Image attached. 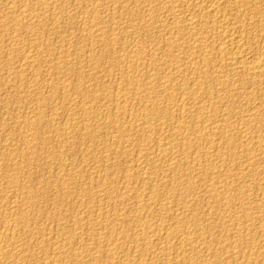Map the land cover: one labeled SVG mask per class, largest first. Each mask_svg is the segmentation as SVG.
I'll use <instances>...</instances> for the list:
<instances>
[{
  "label": "rangeland",
  "instance_id": "374dc122",
  "mask_svg": "<svg viewBox=\"0 0 264 264\" xmlns=\"http://www.w3.org/2000/svg\"><path fill=\"white\" fill-rule=\"evenodd\" d=\"M12 1L13 0H0V40H1V42H0V144H1V146L3 147V149H2V147L0 146V151L2 152H0V172L1 173H3V171H4V173H5V176L4 175H2L1 173H0V207L2 206V207H4V205H5V210L8 212H6L5 210H3L4 208H0V215H1V217H0V234H3V232H2V229H3V231H4V237H7V238H3V235H2V237L0 238V246L1 245H3L2 247H4V245H5V247H4V249H5V253L4 254H2V256L0 257V264H14V263H16V264H49L48 262H47V257L48 256H51L54 252H52L53 250H52V247H53V249H54V251L55 252H57V251H60V249H61V251L62 250H67L68 248H69V252H68V254H67V251H66V255H65V257L66 258H68V259H66L65 257H63V259L60 261L62 264L64 263V264H81L80 263V260H82L83 259V262H82V264H91V262H92V264H106V261H107V264H108V262H109V264H126V262L128 261V262H130L129 264H134L133 262L131 263V260L133 261V260H135V261H138V259H139V261H142V262H146L145 264H147L148 262V264H151V262H154V263H152V264H163V262H165V264H168V262H169V264H177V262H178V264H181V263H183V264H188L189 262H190V259H191V262H193V263H189V264H219V262L221 263V264H233L234 262V264H239L240 262V264H254V260H256L257 259V261H259L260 262V260L263 258L264 259V257H263V255H264V246H260V245H262V244H264V242H261V239H262V237L264 236V220H262L263 218H264V178H262V177H264V152H263V150H264V146H263V148H262V146H261V144L259 143V142H257V143H259V144H257L256 143V141H254V142H252L253 144H250L252 147H254V150L251 152V155L248 153V155L245 153V152H242L241 153V149H238V148H236V152H234L233 154H231V155H229V156H226L225 157V159L224 160H220V162L218 163V164H216L218 161H219V158L218 159H216V157L214 158V156L215 155H212V152H213V150H212V148H202V147H197V148H195L194 149V151H195V153H201V152H203L204 150L207 152H209V154L211 155L210 156V158H209V156H207L206 158L208 159L207 161H206V159H205V162H195L194 164L192 163V166H190V167H192L191 168V170L193 169L194 170V172H192L191 173V171L189 170V168L187 169V167H189V165L191 164V162H190V160L192 161V156H187V157H185L183 160H185V161H187V160H189V162H190V164L189 165H186V164H184V163H182L181 164V166H177V167H175L176 169H170V168H168L165 164V160H163V158H159V159H157L156 157V160H154V162L152 161V160H147V162H148V164H146V160L144 161L142 158H141V155L144 153V151H145V149H147L148 151L149 150H152V148L153 149H155V148H157V146L158 147H161L162 145L164 146V147H166V148H168V149H171V151L174 153L173 155H174V157H176V158H179V156L181 155V153L179 154V152H181V151H179L181 148H182V145H184L185 144V140H187L186 142H188V141H191L192 139H194V141H191V142H193L194 144H196L197 142H199V140H196V139H199V135L195 132V130L193 129L194 127H193V122L191 121L190 122V120L193 118V117H195L196 116V114L197 115H205V114H210L211 112H210V110H208V109H203V110H200V109H197V104H198V102H200L201 101V98L203 97V95H205L204 97H203V100L202 101H204V100H206V98L208 99L209 97L208 96H210V92L209 91H211V92H213V89H214V94L212 93L211 95H213V97H210L209 99H211V98H215V97H217L216 95L218 94V95H222V93L224 94V95H222V96H225V95H228V99H229V101H232L233 99H234V101H232V103L234 104L235 103V105H233V104H231V102L228 104V105H225V106H219L217 109H219V112H218V115L221 117V118H226L225 120H226V122H225V124L227 125V123H228V130H229V132H227V133H230V131L233 129L232 127H234V130H232V132L233 131H235V133L237 134V138H236V135H234V133H230V134H226V133H224L225 135H223L222 134V136H221V138L222 139H224V138H228V139H231V140H233L234 142H235V144L236 145H238V146H236V147H240V144H238V143H241V144H243V140H245L243 137H242V135H241V131L242 130H245V132H247V129L250 131V133H252V131L254 132L253 134H255V135H258L259 134V136H262V138H263V141H264V122H262V120L264 121V109H263V107H264V80H262V79H264V77H261V79L260 78H257L256 77V79L255 80H253V76H252V74H250V73H241V71L239 70V72L241 73V74H239V76H237L238 75V71H235V70H233L235 73L237 72V74H236V76H235V73L233 74V72L231 71V68H228V67H230V66H228L227 67V63H229V60L227 61L226 60V58L224 57H222L221 58V55L220 56H217L218 55V53H217V51L215 52V50H216V43L217 42H220V41H229V40H231L232 38H238V36H239V38H241V40L243 41L244 40V42H242L244 45L245 44H247L246 45V52L249 54L248 55V57H249V60H251V57L253 56L252 54H254L255 53V50L258 48V49H260V51H261V53H262V57H264V0H248V2H247V0H246V3H245V5L244 4H242V3H240L239 2V0H151L150 2H149V0H137L138 2H136L135 0H114L115 1V3L113 2V0H110L111 2H109V0H107V1H105V0H96V1H94V0H83V1H81V0H66L67 2H65L64 0H61V2H60V0H52V1H50V0H14V1H16V2H14V3H12ZM42 1V2H41ZM47 1H49V2H47ZM57 1V2H56ZM59 1V2H58ZM64 1V2H63ZM86 1V2H85ZM89 1H90V3H89ZM102 1V2H101ZM103 1L105 2L104 4H103ZM123 1V2H122ZM184 1V2H183ZM187 1H188V3H187ZM195 1V2H194ZM55 2V3H54ZM93 2H95L94 4H95V6H93ZM102 3V4H100V3ZM106 2H107V6L105 5L106 4ZM122 2V3H121ZM131 2H133V4L131 3ZM175 2V3H174ZM186 2V3H185ZM197 2V3H196ZM199 2V3H198ZM17 3V4H16ZM21 3V4H20ZM57 3V4H56ZM78 3V4H77ZM85 3V4H84ZM109 3V4H108ZM113 3V4H112ZM146 3V4H145ZM148 3V4H147ZM158 3V4H157ZM162 3V4H161ZM172 3V4H171ZM5 4V5H4ZM9 4V5H8ZM11 4L13 5V7H14V10H12V6H11ZM23 4V5H22ZM25 4V5H24ZM37 4H39V5H37ZM42 4V5H41ZM47 4V5H46ZM48 4H50V5H48ZM58 5L57 7L55 6L54 7V5ZM61 4V5H60ZM87 4H91L90 6L89 5H87ZM119 4V5H118ZM126 4H128V5H126ZM181 4L182 5H184L185 4V8L184 7H181ZM204 4V5H203ZM211 4V5H210ZM28 5V6H27ZM31 5V6H30ZM43 6V7H41V6ZM53 5V6H52ZM73 5V6H72ZM83 5V6H82ZM97 5H98V7H97ZM116 5V6H115ZM120 7H118V6ZM141 5H144V6H142V8H141ZM146 5V6H145ZM148 5V6H147ZM20 6V7H19ZM24 6H26V8L27 7H30V8H27V10H25L26 8L24 7ZM51 8H49V7ZM52 6V7H51ZM78 6H80V7H78ZM83 8H82V7ZM84 6H86V7H84ZM103 6V7H102ZM106 6V7H105ZM122 6V7H121ZM126 6H127V8L129 7L130 8V10H129V8L127 9L126 8ZM153 6H154V8H153ZM165 8H164V7ZM218 6V7H217ZM236 6V7H235ZM241 6V7H240ZM19 7V8H18ZM47 7V8H46ZM54 7V8H53ZM94 7V9L96 8V11L99 13L98 14V16L97 17H95V16H92L91 14H90V16H89V12H88V15H87V11H89V8H93ZM172 7V8H171ZM240 7V8H239ZM252 7V8H251ZM260 7V8H259ZM8 8V9H7ZM16 8V9H15ZM18 8V9H17ZM24 8V9H23ZM40 8V9H39ZM41 8H43V9H41ZM53 8V9H52ZM87 8V9H86ZM105 8V9H104ZM107 8H109V9H107ZM117 8V9H116ZM126 8V9H125ZM177 8V9H176ZM180 8V9H179ZM185 10H184V9ZM209 8H210V10H214V11H216V13L214 14V13H210L209 15H207L206 13L205 14H203V12H207V10H209ZM236 8H237V10H236ZM7 9V10H6ZM47 9H49V10H47ZM58 9H59V11H58ZM66 9V10H65ZM69 9V10H68ZM84 9H86V10H84ZM98 9V10H97ZM100 9V10H99ZM114 9V10H113ZM121 9V10H120ZM146 9V10H145ZM162 9V10H161ZM190 9V10H189ZM217 9V10H216ZM2 10V11H1ZM16 10V11H15ZM22 10H24L23 12H22ZM36 10V11H35ZM71 10V11H70ZM84 10V11H83ZM110 10V11H109ZM114 12H113V11ZM132 10H133V12H132ZM148 10H149V12H148ZM166 10V11H165ZM173 10V11H172ZM252 10V11H251ZM254 10V11H253ZM256 10V11H255ZM258 10V11H257ZM262 10V11H261ZM19 11V12H18ZM20 11L22 12V13H20ZM38 11V12H37ZM44 11H45V13H44ZM52 11H54V12H52ZM67 11V12H66ZM103 11V12H102ZM112 11V12H111ZM119 11V12H118ZM126 11V12H125ZM128 11V12H127ZM129 11H131V13H130V15H129ZM183 11V12H182ZM189 11V12H188ZM242 12V14H241V12ZM18 12V13H17ZM47 12V13H46ZM79 12H82L83 14H80V16L79 17H77L78 15H79ZM156 12V13H155ZM158 12V13H157ZM170 12V13H169ZM239 12H240V14L242 15V16H237V15H240L239 14ZM249 12V13H248ZM251 12V13H250ZM33 15H32V14ZM43 14V16H42V14ZM52 13H54L53 15H52ZM56 13H58V14H56ZM60 13V14H59ZM74 13V14H73ZM102 13V14H101ZM109 13V14H108ZM114 14V16L113 15H111V14ZM120 13H122V14H120ZM125 13H127V14H125ZM141 13V14H140ZM147 13H149V15L147 14ZM245 13V14H244ZM248 13V14H247ZM25 14V15H24ZM85 14V15H84ZM104 14V15H103ZM106 14V15H105ZM154 14V15H153ZM250 14V15H249ZM259 14H260V16H261V18H260V16H259ZM3 15V16H2ZM11 15V18H12V16H13V18L15 19H13V21L11 20L10 21V16ZM18 15V16H17ZM20 15H22V16H20ZM41 15V16H40ZM82 15V16H81ZM109 15V16H108ZM124 15H127V16H124ZM151 15V16H150ZM157 15V16H156ZM159 15V16H158ZM201 15V16H200ZM213 15V16H212ZM17 16V17H16ZM35 16V17H34ZM66 16H67V18H66ZM84 16V17H83ZM86 16H88L87 18H85ZM108 19H105V17ZM114 18H112V17ZM119 16V17H118ZM134 16V17H133ZM143 16V17H142ZM148 16H149V18H148ZM178 16H179V19H178ZM195 16V17H194ZM210 16V17H209ZM246 16V17H245ZM28 17V18H27ZM42 17V20L44 21L43 22V24H42V20L41 19H39V18H41ZM44 17V18H43ZM83 17V18H82ZM115 17H116V19H115ZM130 17H132V18H130ZM147 17V18H146ZM186 18V17H188V19H191L193 22H195V27H192V26H190V27H192L193 29H191V28H189V24L188 23H182V22H180L181 21V19L182 18ZM206 17V18H205ZM213 17V18H212ZM8 18H9V20H8ZM22 18H24V19H22ZM46 18V19H45ZM57 18V19H56ZM72 18V19H71ZM96 18H97V20H99V22L96 20ZM133 18H134V20H133ZM158 18V19H157ZM175 18V19H174ZM209 18V19H208ZM242 18V19H241ZM21 19V20H20ZM67 19V20H66ZM88 19V20H87ZM91 19V20H90ZM102 19H105V21H103ZM131 19V20H130ZM201 19V20H200ZM212 21H214V22H212ZM214 19V20H213ZM241 19V20H240ZM20 20V21H19ZM28 20H29V22H28ZM31 20H33L34 22H31ZM47 20V21H46ZM54 20V21H53ZM73 20V21H72ZM81 20V21H80ZM86 20H87V22H86ZM107 20V21H106ZM113 20V21H112ZM115 20H116V22H115ZM156 20V21H155ZM158 20V21H157ZM173 20V21H172ZM221 20V21H220ZM8 21H10V22H8ZM26 21V22H25ZM77 21V22H76ZM5 22H6V24H5ZM10 23V25L11 26H8L7 27V25H8V23ZM25 22V23H24ZM29 24H28V23ZM47 22V23H46ZM52 22V23H51ZM81 22H83L82 24H81ZM93 23V24H96V27H94L93 29H91V30H88V28H87V26L90 24V23ZM102 22H103V24H102ZM114 22V24H112ZM117 22H119V23H117ZM122 22V23H121ZM123 22H125V23H123ZM126 22H128V23H126ZM151 22V23H150ZM161 22H163V23H161ZM168 22H170V24L172 25V27L175 29V26L176 27H178V28H176L177 29V31H176V29L174 30L172 27H171V25H169V23L167 24ZM173 22V23H172ZM198 22V23H197ZM222 22V23H221ZM258 22V23H257ZM12 23V24H11ZM17 23V24H16ZM25 25H24V24ZM40 23H41V25H40ZM55 23V24H54ZM121 23V24H120ZM166 23V24H165ZM203 23V24H202ZM209 23V24H208ZM14 24H16L17 25V28H16V26L14 25ZM29 26H28V25ZM32 24V25H31ZM54 26H56V27H53V25ZM65 24V25H64ZM86 24H88V25H86ZM110 24H112V26H114V27H112ZM118 24H119V26H118ZM127 24V25H126ZM139 24V25H138ZM143 24V25H142ZM174 24V25H173ZM181 26H180V25ZM182 24H183V28L181 29V31L179 32V29L182 27ZM207 26H209L208 28L209 29H207V27H206V25ZM215 24H216V26H217V28H215L216 26H215ZM218 24H223L222 26H224L225 27V29H227L225 32H222V31H220L221 30V28H218L219 26H218ZM225 24V25H224ZM249 24V25H248ZM251 24V25H250ZM3 25H4V27H3ZM5 25H6V27H5ZM51 25V26H50ZM58 25V26H57ZM69 25V26H68ZM121 25V26H120ZM148 25V26H147ZM163 25V26H162ZM178 25V26H177ZM198 25V26H197ZM199 25H200V28H198L199 27ZM240 25V26H239ZM246 25V26H245ZM260 25V26H259ZM28 26V27H27ZM49 26V27H48ZM61 26V27H60ZM97 26L99 27V28H97ZM101 26H103V27H101ZM107 26H109V27H107ZM129 27V29H128V27ZM144 27V29L142 28V27ZM167 26L169 27V28H167ZM188 26V27H187ZM205 26V27H204ZM235 26V27H234ZM12 27L13 28H15V30L14 29H12ZM22 27V28H21ZM24 27H27L28 29L27 30H25V29H23ZM53 27V28H52ZM117 27H118V29H117ZM120 27V28H119ZM150 27V28H149ZM166 27V28H165ZM170 27L172 28V30H170ZM227 27V28H226ZM29 28H31V30L29 29ZM79 28V29H78ZM86 28V29H85ZM111 30H110V29ZM124 28H126V30L124 29ZM161 28H165V30H161ZM189 28V29H188ZM195 28H197V29H195ZM205 28V29H204ZM243 28V29H242ZM248 30H247V29ZM253 28V29H252ZM5 29V30H4ZM10 29H12L11 31H10ZM17 29H19V30H17ZM98 29V30H97ZM108 29V30H107ZM114 30V32H113V30ZM120 29V30H119ZM123 29V30H122ZM135 29V30H134ZM149 29V30H148ZM199 29H201V30H199ZM211 29V31L209 32V30ZM238 29V30H237ZM240 29H241V31H240ZM21 30H23V31H21ZM29 30V31H28ZM39 30V31H38ZM59 30V31H58ZM93 30V31H92ZM103 30V31H102ZM123 32H122V31ZM143 30L145 31V32H143ZM169 30V31H168ZM193 30H194V33H196L195 31L197 30V32H201V34L204 36H202V38H198L197 36H195V34L194 33H192L193 32ZM206 30V31H205ZM231 30H233V31H231ZM244 30V31H243ZM5 31H8V32H5ZM10 31V32H9ZM19 31H20V35L18 34L19 33ZM24 31H26V32H24ZM33 31H34V33H33ZM43 31V32H42ZM96 31L98 32V33H96ZM115 31H117V32H115ZM137 31V32H136ZM191 31V32H190ZM237 31V32H236ZM244 33H243V32ZM249 31V32H248ZM15 32H16V35H15ZM18 32V33H17ZM24 32V33H23ZM111 32H113V33H115V34H113V33H111ZM122 32V33H121ZM130 32V33H129ZM132 32V33H131ZM133 32L135 33V34H133ZM160 32V33H159ZM175 32L177 33L176 35H175ZM205 32V33H204ZM206 32H208L207 33V35H206ZM227 32H229V33H227ZM245 32H247V33H245ZM252 32V33H251ZM7 35H6V34ZM103 33V34H102ZM126 33V34H125ZM143 33V34H142ZM221 33V34H220ZM226 33V35L228 36V39H227V36L226 35H224ZM236 35H235V34ZM241 33H242V35H241ZM9 34V35H8ZM11 34V35H10ZM83 34V35H82ZM113 34V35H112ZM119 34V35H118ZM130 34V35H129ZM167 34L169 35L168 37H167ZM183 34V36H181ZM193 34V35H192ZM226 37H224L223 35ZM244 34H246V37H245V35ZM18 35V36H17ZM24 35V36H23ZM35 37H34V36ZM39 35V36H38ZM97 35H99V36H97ZM101 35H102V37H101ZM106 35L108 36L109 35V38L108 37H106ZM118 35V36H117ZM122 35V36H121ZM133 35V37H134V39L131 37ZM151 35V36H150ZM166 35V36H165ZM173 35V36H172ZM187 35V36H186ZM193 37H192V36ZM232 35V36H231ZM235 37H234V36ZM6 36H8V37H6ZM14 36V37H13ZM17 36V37H16ZM57 36V37H56ZM62 36H63V38H62ZM80 36V37H79ZM111 36H113L112 38H110ZM148 36V37H147ZM174 38H172V37ZM206 36L209 38V41H208V38H206ZM217 36V37H216ZM220 36V37H219ZM222 36L224 37V39L222 38ZM241 36V37H240ZM250 36V37H249ZM13 37V38H12ZM24 37V38H23ZM34 37V38H33ZM37 37V38H36ZM39 37H40V39H39ZM44 37V38H43ZM100 37H101V39H100ZM167 37V38H166ZM182 37V38H181ZM232 37V38H231ZM14 40V42H13V40ZM16 38V39H15ZM21 39L20 40V42H19V40L18 39ZM58 38V39H57ZM61 38V39H60ZM102 38H105V39H102ZM125 38V39H124ZM179 38H181L180 40H179ZM196 38V39H195ZM206 38V40H204ZM220 38H222V40L220 39ZM229 38H231V39H229ZM251 38V39H250ZM252 38H253V40H252ZM36 39H38L37 41H36ZM41 39H42V41H41ZM51 39V40H50ZM84 39V40H83ZM119 39V40H118ZM137 39V40H136ZM153 41H152V40ZM161 39V40H160ZM165 39H166V41H165ZM168 39H169V41H171V42H169L168 41ZM185 39V41H183ZM197 39H201V40H197ZM203 39V40H202ZM213 40L212 42H210V40ZM216 41H215V40ZM250 39V40H249ZM10 40H12L11 42H10ZM24 40V41H23ZM43 40H45V43H44V41ZM116 40V41H115ZM124 41V43L122 42V41ZM129 42H128V41ZM133 40H135V42L133 41ZM151 40V41H150ZM159 40V41H158ZM179 42H178V41ZM193 40V41H192ZM219 40V41H218ZM246 40V41H245ZM23 41V42H22ZM27 41V42H26ZM40 41H41V44H40ZM56 41H57V44H56ZM67 41V42H66ZM76 41V42H75ZM81 41V42H80ZM99 41V42H98ZM104 41H105V43H104ZM106 41H107V43H106ZM110 41V42H109ZM119 41H121L120 43H119ZM139 41V42H138ZM176 41V42H175ZM188 41V42H187ZM191 41V42H190ZM203 41H205V42H203ZM15 43V44H13V43ZM25 42V43H24ZM36 42V43H35ZM50 42V43H49ZM113 42L115 43V44H113ZM134 44H133V43ZM158 42V43H157ZM164 42V43H163ZM165 42H167V46L165 45ZM181 42V43H180ZM188 43V44H186V43ZM215 42V43H214ZM257 42V43H256ZM33 43V44H32ZM80 43V44H79ZM122 43H123V45H122ZM138 43V44H137ZM140 43H141V45H140ZM169 43V44H168ZM171 43V44H170ZM182 43H184V44H182ZM206 43V44H205ZM208 43V44H207ZM252 43V44H251ZM19 44V45H18ZM29 44V45H28ZM69 46H68V45ZM119 44V45H118ZM145 44H146V46H145ZM191 44V45H190ZM192 44H194V45H192ZM198 45L199 46V48L201 47V46H203V48H200L199 50H200V52H201V54L202 53H204V54H202L203 56L205 55V58H207V61L209 60V63H208V65L207 66H205V67H201V70H200V67H192L193 65H190L189 64V67L187 68V66H188V64L187 63H185L186 61H187V59H190V58H195V57H200L201 56V54H200V52H199V50H198V47H196L195 49H194V47H195V45ZM201 44H204V45H201ZM259 44V45H258ZM11 45V46H10ZM23 47H22V46ZM28 45V46H27ZM35 45V46H34ZM39 45V46H38ZM47 45V46H46ZM76 45V46H75ZM87 45V46H86ZM113 45H115V51H114V46ZM129 45V46H128ZM132 45V46H131ZM171 45H173L174 46V48H173V46H171ZM178 45V46H177ZM185 45H186V47H185ZM196 45V46H197ZM207 45H213V46H210L209 48L211 49L212 47H215V48H212V50H210L209 51V48H207L208 46ZM10 46V47H9ZM13 46H15L16 47V49H14L13 48ZM25 46V47H24ZM55 46V47H54ZM81 46V47H80ZM123 46V47H122ZM135 46H137V47H141V49L143 48V50H142V52L140 53V55L143 53L144 54V52H145V54L143 55H137L136 56V62H138L137 64H136V66L134 65H128V56L127 55H129V54H131V50H133L134 48H136ZM154 46V47H153ZM170 46V47H169ZM179 46H180V48H179ZM183 47V50L185 49V51H186V49L188 50L187 52H185V54H184V51L182 50V47ZM191 47V49L193 50H196V51H190V47ZM205 46V47H204ZM259 46H260V48H259ZM17 47H21L20 49H18ZM43 47V48H42ZM53 47V48H52ZM79 47V48H78ZM119 47V48H118ZM126 48V50H125V48ZM128 47V48H127ZM145 47V48H144ZM148 47V48H147ZM156 47V50L154 49ZM256 47V48H255ZM5 48V49H4ZM8 48V49H7ZM11 48H13V50L11 49ZM29 48H30V50H29ZM63 48V49H62ZM67 48V49H66ZM75 50H74V49ZM158 48H159V50H158ZM169 48V50H167ZM176 48V49H175ZM178 48V49H177ZM189 48V49H188ZM206 48V49H205ZM248 48H249V51L251 50V49H254L253 50V52H248ZM18 49V50H17ZM44 49V50H43ZM76 49H78V50H76ZM90 49V50H89ZM147 49H149V50H147ZM153 49V50H152ZM166 49V50H165ZM171 49H173V50H171ZM205 49V50H204ZM208 49V51L209 52H211L212 53V55L209 53V52H207L206 50ZM261 49H263V51L261 50ZM29 50V51H28ZM74 50V51H73ZM197 50H198V53H199V55H198V53H196L197 52ZM57 51H59V52H57ZM62 51V52H61ZM94 51V52H93ZM118 51V52H117ZM120 51V52H119ZM147 51V52H146ZM149 51H151V52H149ZM156 51V52H155ZM165 53H164V52ZM176 51V52H175ZM204 51H206L207 52V54H205L206 52H204ZM9 54H8V53ZM29 52H31V54L29 53ZM49 52V53H48ZM75 52V53H74ZM123 52V53H122ZM170 52L173 54H170ZM178 52V53H177ZM182 52V53H181ZM10 53H12V55L10 54ZM23 53H27L26 55L25 54H23ZM38 53V55L36 56V54ZM68 53V54H67ZM127 53V54H126ZM151 53V54H150ZM155 53V54H154ZM190 53V54H189ZM193 53H195V55L193 54ZM216 55L215 57H214V54ZM252 53V54H251ZM18 54V55H17ZM28 54H30L31 56H33L34 57V59L33 60H30V59H28L27 57H28ZM44 54V55H43ZM59 54V55H58ZM80 54V55H79ZM90 54V55H89ZM110 54V55H109ZM126 54V55H125ZM182 54V55H181ZM211 55V57H213V58H211L210 59V56L208 57V55ZM10 55V56H9ZM17 55V56H16ZM29 55V56H30ZM35 55V56H34ZM43 55V56H42ZM47 55H48V57H47ZM54 55H57V56H54ZM68 55H69V59H68ZM99 55V56H98ZM146 55H148L147 57H146ZM175 55H177V56H175ZM185 55V56H184ZM189 55V56H188ZM251 55V56H250ZM22 56V57H21ZM40 56V57H39ZM49 56H50V58H49ZM55 58H54V57ZM61 56H63V57H61ZM126 58H125V57ZM153 58H152V57ZM168 56V57H167ZM170 56H172V57H170ZM190 56H193V57H190ZM11 57V58H10ZM37 57V58H36ZM59 57H60V59H59ZM119 57L121 58V59H119ZM145 57V58H144ZM149 57V58H148ZM154 57H156V58H154ZM171 59H170V58ZM181 57V58H180ZM183 57V58H182ZM186 57V58H185ZM190 57V58H189ZM220 57V58H219ZM9 58V59H8ZM26 58V59H25ZM36 58V59H35ZM39 58H41V59H39ZM45 58V60L44 61H46V62H44L43 61V59ZM49 58V59H48ZM59 59L61 62L63 61L65 64L63 65V63H61L60 61L58 62V60L57 61H55L54 62V64H53V62H49V60H54V59ZM66 58V59H65ZM89 58V59H88ZM106 58V59H105ZM143 58H144V60H143ZM174 58H176V59H174ZM178 58V59H177ZM181 60H180V59ZM185 58V59H184ZM18 59V60H17ZM21 59H22V61H21ZM95 61H94V60ZM168 59H169V61H168ZM172 59H173V62H172ZM213 59H215V60H213ZM225 60V61H223L222 62V60ZM15 60H17V61H15ZM31 61V63L29 64L28 63V61ZM36 62H35V61ZM71 60V61H70ZM75 61V62H73V61ZM115 60H116V62H118V60H119V62H118V65H119V67L121 66V69L117 66V63L115 64L114 62H115ZM127 62H125V61ZM148 60H150V61H148ZM175 60H178L177 61V63H176V61ZM184 61V63H183V61ZM212 60V61H211ZM217 60V61H216ZM5 61V62H4ZM7 61V62H6ZM12 61H15V62H12ZM66 61V62H65ZM68 61V62H67ZM87 61V62H86ZM115 64H113L112 62ZM120 61H121V63H120ZM146 61H147V63H146ZM151 61H153V62H151ZM168 61V62H167ZM179 61H180V67L178 66L179 64ZM210 61L213 63H210ZM227 61V62H226ZM2 62H4V63H2ZM18 62H19V64H18ZM22 62H24V63H26L27 62V64H21L20 65V63H22ZM37 62H40L39 64L37 63ZM50 63V64H48V63ZM71 62V63H70ZM94 62V63H93ZM140 62V63H139ZM148 62H149V64H150V66H147L148 65ZM182 62V63H181ZM217 63V66H216V63ZM220 62H222V63H220ZM7 63H9V66H8V64ZM12 63V64H11ZM73 63H75V64H73ZM100 63V64H99ZM111 63V64H110ZM142 63V64H141ZM153 63H155V64H153ZM162 63H163V65H162ZM173 63V64H172ZM219 63H220V65H219ZM225 65H224V64ZM7 64V65H6ZM17 64V65H16ZM48 64V65H47ZM69 66H68V65ZM79 64H81V66H83L82 68L80 67V65ZM87 66H86V65ZM99 65V66H97V65ZM112 64H113V66H112ZM121 64V65H120ZM123 64H126V65H124V67L126 68V71H125V68L123 67ZM144 64V65H143ZM159 64V65H158ZM178 64V65H177ZM184 64V65H183ZM185 64H186V66H185ZM212 64V66H209V65H211ZM15 65V66H14ZM22 66L21 68H20V66ZM29 65V67H27ZM32 65V66H31ZM40 65V67H38ZM53 65V66H52ZM58 65H60V66H58ZM67 65V66H66ZM77 65H79V67L77 66ZM109 65V66H108ZM129 66V69H128V66ZM145 65L147 66V68L145 67ZM151 65H155L153 68L151 67ZM174 65L176 66V67H174ZM215 65V66H214ZM7 66V67H6ZM11 66V67H10ZM18 66V67H17ZM50 68H49V67ZM57 66V67H56ZM63 68H62V67ZM65 66V67H64ZM77 69V70H75V68ZM102 66V67H101ZM106 66V67H105ZM132 66H133V68H132ZM141 66V67H140ZM182 66V67H181ZM225 67V68H222V67ZM3 68V70H2V68ZM9 67V68H8ZM15 67V68H14ZM34 67V68H33ZM36 67V68H35ZM56 67V68H55ZM67 67L69 68L68 70H67ZM116 67V68H115ZM142 67L144 68L143 70H140V69H142ZM150 69H149V68ZM163 67V68H162ZM173 67H174V72H179V71H181L179 74H186L187 76H192V74L194 73L193 71H195L196 69H198V70H196L195 71V74H193V76L194 75H200L201 74V76L200 77H198L199 79V81H200V84H204V82H206L204 85H201L200 86V88H199V85L197 84V83H191V81L190 82H188L189 80H181L180 78H171V77H167V76H165L164 74H162L163 73V71L162 70H172L173 71ZM180 69H179V68ZM193 69H192V68ZM207 67H210L209 69L207 68ZM214 68L213 70H212V68ZM217 67H219V68H221V69H219V70H217L218 68ZM26 68V69H25ZM57 68H60V69H57ZM71 68V69H70ZM74 68V69H73ZM79 68L81 69V70H79ZM109 68H112V69H109ZM115 68V69H114ZM156 68V69H155ZM159 70H158V69ZM170 68V69H169ZM172 68V69H171ZM185 70H184V69ZM189 70L190 69V71H188L187 69ZM215 68H216V70H215ZM234 68H236V67H234ZM233 68V69H234ZM5 69V70H4ZM15 71H14V70ZM31 69V70H30ZM37 71V72H35V70ZM38 69V70H37ZM49 69V70H48ZM124 69V70H123ZM135 69H137V70H135ZM225 71H224V70ZM226 69H227V71L228 72H226ZM9 72H8V71ZM18 70V71H17ZM21 70V71H20ZM22 70L24 71V72H22ZM34 70V71H33ZM53 70H54V72H53ZM65 70H66V72H65ZM110 70H112V71H110ZM117 70H118V72H117ZM120 70V71H119ZM123 70V71H122ZM131 70L134 72V73H132L131 72ZM147 70H149L148 72H147ZM154 70V71H153ZM176 70V71H175ZM187 70V71H186ZM221 70V71H220ZM39 71V72H38ZM46 71V72H45ZM59 71V72H58ZM78 71V72H77ZM89 71V72H88ZM108 73H107V72ZM115 71V72H114ZM122 71V72H121ZM138 71V72H137ZM158 71V72H157ZM162 71V72H161ZM198 71H201V72H198ZM203 71H204V73H203ZM208 71H210V73L208 72ZM212 71V72H211ZM14 72V73H13ZM17 72V73H16ZM31 72V73H30ZM34 72V73H33ZM57 72V73H56ZM63 72H64V78H63ZM74 72H75V74H74ZM100 72H102V73H100ZM123 72L125 73V74H123ZM132 74H131V73ZM135 72H137V75H138V77H139V79H138V77H137V75H136V79H138V81H137V83H139L138 85H140V78H142V80H141V86L140 87H138L136 84H134V81H133V79H135V78H133V74H135ZM142 72V73H141ZM144 72V73H143ZM151 72H152V74H151ZM177 72V73H178ZM185 72V73H184ZM187 72H189V73H187ZM206 72L209 74H206ZM216 74H215V73ZM222 72V73H221ZM12 73V74H11ZM21 73H22V76H21ZM43 73V74H42ZM47 73V75H45ZM79 75H78V74ZM116 73H117V75H116ZM122 73V74H121ZM127 73V74H126ZM151 74V76H150V74ZM155 73L157 74V75H155ZM160 75H159V74ZM196 73H198V74H196ZM213 73V74H212ZM228 74L227 76L226 75H224V74ZM16 74H19V75H16ZM55 74H56V77H55ZM59 74H62V75H59ZM81 74V75H80ZM96 74V75H95ZM107 74V75H106ZM114 74V75H113ZM119 74V75H118ZM139 74H141V75H139ZM154 74V75H153ZM205 74V75H204ZM212 74V75H211ZM233 76V77H229V76H231V75ZM248 74H250V75H248ZM12 75L14 76V77H12ZM32 77H31V76ZM57 75H59V76H57ZM69 75V76H68ZM79 77V80H78V77ZM100 75V76H99ZM121 75V76H120ZM127 75H128V77H127ZM153 75V76H152ZM163 75V76H162ZM207 75V79H205L204 78V76H206ZM242 75H243V77H242ZM244 75H245V77H244ZM248 75V76H247ZM11 76V77H10ZM34 76V77H33ZM49 76V77H48ZM103 76V77H102ZM116 76V77H115ZM127 78H126V77ZM157 76V77H156ZM160 78H159V77ZM165 76V77H164ZM225 76V77H224ZM28 77V78H27ZM30 77H31V79H30ZM36 77H37V79H38V81H39V83H38V81L37 80H35L36 79ZM39 77V78H38ZM45 77V78H44ZM46 77H48V78H46ZM52 79H51V78ZM68 77V78H67ZM100 77V78H99ZM153 77H155L156 79H157V81H156V79H154V80H152V78ZM202 77V78H201ZM208 77H210L209 79H208ZM221 77V78H220ZM224 77V78H223ZM226 77H227V79H226ZM237 77V78H236ZM250 77V78H249ZM19 78V79H18ZM54 78H56V79H54ZM63 78V79H62ZM73 78H75V79H73ZM98 78H99V81H101L102 82V84H100L99 85V83H101V82H99L98 81ZM102 78V79H101ZM108 78V79H107ZM123 78V79H122ZM126 78V79H125ZM149 78H151L150 80H149ZM164 79V81H166V82H164L163 81V79ZM168 78V79H167ZM212 78H214V79H212ZM219 78V79H218ZM234 78H235V81H234ZM240 78V79H239ZM243 78V79H242ZM255 78V77H254ZM18 79V80H17ZM40 79V80H39ZM51 79V80H50ZM54 79V80H53ZM60 79V80H59ZM101 79V80H100ZM121 79V80H120ZM158 79H160V80H158ZM170 79H172V80H170ZM175 79V80H174ZM201 79V80H200ZM204 79V80H203ZM222 79V80H221ZM233 79V80H232ZM239 80V82H241V83H239L237 80ZM245 79H247V80H245ZM251 79V80H250ZM259 80V81H256V80ZM4 80V81H3ZM21 80V81H20ZM27 80V81H26ZM30 80V81H29ZM44 80H46V83H45V81ZM56 80H57V82H56ZM63 80V81H62ZM94 80H95V85H94ZM126 80H127V82L128 83H126ZM144 80V81H143ZM146 80V81H145ZM149 80V81H148ZM152 80V81H151ZM176 82H174V81ZM182 81V83L180 82V81ZM210 80V81H209ZM214 80H216V81H214ZM231 82H230V81ZM242 80V81H241ZM253 80V81H252ZM34 81V82H33ZM42 81H44V82H42ZM78 81H79V83H78ZM92 81V82H91ZM96 81H98L99 83H97ZM119 81V82H118ZM123 81V82H122ZM130 81H131V84H130ZM143 81V82H142ZM171 81V83H173V84H170L169 82ZM173 81V82H172ZM184 81V82H183ZM188 82V84L189 85H187V82ZM220 81V82H219ZM223 81V82H222ZM227 81H229V83L227 82ZM250 83H249V82ZM3 82V83H2ZM7 82V83H6ZM28 82V83H27ZM31 82H33V84L34 85H36V87L33 85V84H31ZM56 82V83H55ZM62 82V83H61ZM84 82V83H83ZM103 82H104V85H103ZM115 82V83H114ZM116 82H117V84H116ZM122 82V83H121ZM125 82V83H124ZM147 82V83H146ZM159 82H160V84H161V86H158L157 84H159ZM166 83L167 85H166V87L164 86V84L163 83ZM180 82V83H179ZM186 82V84H184ZM227 82V83H226ZM244 84H243V83ZM254 82H256V83H254ZM261 84H260V83ZM52 83V84H51ZM81 83V84H80ZM92 83V84H91ZM124 83V84H123ZM154 83H157V84H155L154 86L152 85V84H154ZM168 83H169V85H168ZM199 83V82H198ZM235 83H237V84H235ZM29 84V85H28ZM43 84H45V85H43ZM49 84V85H48ZM59 84V85H58ZM63 84H67V85H64L63 86ZM76 86H75V85ZM84 84V85H83ZM86 84H87V86H88V88H90L91 86L90 85H92V87L90 88V90L89 89H87V86H86ZM115 84H116V86H115ZM118 84L120 85V86H118ZM146 84V87L144 86ZM150 84V85H149ZM163 84V85H162ZM177 85V86H175V85ZM179 84V85H178ZM182 84V85H181ZM183 84H184V86L187 88V89H189V91H191L190 89H192V88H194V89H192V91H191V96L189 95V97L186 95L185 96V94L183 95V91L185 90H183ZM192 84H194V85H192ZM198 86V88L200 89H198L197 88V86ZM209 84H211V86H209ZM217 84H219V85H217ZM228 84H229V86H228ZM231 84H233V86H231ZM243 84V85H242ZM250 84V85H249ZM253 84V85H252ZM30 86V88H28V86ZM56 85V86H55ZM61 85V86H60ZM74 85V86H73ZM81 86L80 88L78 87V86ZM83 85V86H82ZM103 85V86H102ZM105 85H107V86H105ZM112 85V86H111ZM151 85H152V87H153V89H152V87H151ZM157 85V87H155ZM171 85V86H170ZM182 87H181V86ZM191 85V86H190ZM221 85H224L225 86V88H224V86H223V88L221 87ZM227 85V86H226ZM235 85H237V86H235ZM238 85H239V87H238ZM10 86V87H9ZM39 86H41V87H39ZM46 86V87H45ZM51 88H50V87ZM57 86H58V89H57ZM111 88H110V87ZM125 86V87H124ZM129 87V88H132L133 89V91L135 92L136 90H139V88H141L140 90H145V91H149L150 90V87H151V90H154V88H158L157 89V94L154 96L155 98H153V102L152 101H148V100H146V99H143V98H131L130 100H129V102H128V105H124V103L122 102V101H120V100H122L123 99V97L121 96V98H120V100L118 99V97H119V95H120V91H121V89H122V91H123V93H125L126 95H129V93L128 92H130V95H131V93L133 94L134 92L132 91V89H129V88H127V90H126V87ZM134 88H133V87ZM142 86H144V87H142ZM163 86V87H162ZM169 86V87H168ZM174 86H175V88H174ZM196 88H195V87ZM202 86H204V87H206V88H203ZM249 86V87H248ZM253 87V89H252V87ZM35 87V88H34ZM47 87H49V88H47ZM53 87V88H52ZM63 87V88H62ZM73 87H75V89H72ZM86 87V88H85ZM94 87H95V89H94ZM97 87V88H96ZM99 87V88H98ZM102 87V88H101ZM105 87H107V88H105ZM117 88V90H115L114 88ZM159 87H162V89H164L165 88V92H163L161 89H159ZM184 87V88H185ZM189 87V88H188ZM211 89H210V88ZM227 87H229V88H227ZM233 87V88H232ZM257 87V88H256ZM26 88V89H25ZM37 88V89H36ZM39 88V89H38ZM42 88H44V89H42ZM55 88V89H54ZM60 88H62V89H60ZM69 90V91H67V89ZM77 88H78V90H77ZM83 88V89H82ZM109 88V89H108ZM145 88V89H144ZM148 88H149V90H148ZM182 90V93L181 94H179L180 92H181V90ZM202 88H203V90H202ZM215 88H216V90H215ZM220 88V89H219ZM222 88V89H221ZM231 88V89H230ZM238 88V89H237ZM262 88V89H261ZM28 89H29V91H32L33 89H34V91H32L33 93H29V91H28ZM47 89V90H46ZM81 89V90H80ZM94 91H93V90ZM105 89H108V90H106L105 91ZM113 89V90H112ZM119 89V90H118ZM125 89V90H124ZM130 91H129V90ZM136 89V90H135ZM171 89H172V91H171ZM197 89V90H196ZM206 89H207V91H206ZM218 89H219V91H218ZM243 89V90H242ZM37 90V91H36ZM52 90H54V91H52ZM55 90H57V91H55ZM65 91L66 92V94H65V92H62V91ZM70 90H73V91H70ZM83 90V91H82ZM88 90V91H87ZM93 92H92V91ZM97 90V91H96ZM99 90H102V91H99ZM112 90V91H111ZM139 90V91H140ZM169 90V91H168ZM177 90V91H176ZM178 90H180V92L178 91ZM200 92H199V91ZM209 90V91H208ZM233 91V94H232V92L231 91ZM238 90H239V92H238ZM249 91V93H248V95L246 94L247 93V91ZM253 90V91H252ZM255 90H258V91H255ZM263 90V91H262ZM80 91H82V92H80ZM85 91V92H84ZM87 91V92H86ZM97 92V94L96 93H94V92ZM108 91V92H107ZM117 91V93H115ZM121 91V92H122ZM156 91V90H155ZM160 91V92H159ZM194 91V92H193ZM198 91V92H197ZM201 91L203 92V94L201 93ZM218 91V92H217ZM230 91V93L232 94H228V92ZM255 91V92H254ZM35 92H38V93H36V94H38V95H36L35 94ZM51 94H50V93ZM71 92V93H70ZM90 92H92V93H90ZM100 92H102V93H100ZM105 92V93H104ZM110 93L109 95H107V93ZM166 92H167V95H166ZM174 92V93H173ZM176 92V93H175ZM208 92V93H207ZM215 92H217V93H215ZM221 92V93H220ZM227 92V93H226ZM243 92V93H242ZM245 92V93H244ZM254 92V93H253ZM63 93H64V95H63ZM81 95H80V94ZM84 93V94H83ZM87 93V94H86ZM89 93V94H88ZM93 93H94V95H93ZM117 96H115L114 94ZM159 93V94H158ZM199 93V94H198ZM210 93V94H209ZM220 93V94H219ZM234 93H236V94H234ZM244 94V95H242V94ZM34 94V95H33ZM68 94V95H67ZM79 94V95H78ZM104 94V95H103ZM112 94V95H111ZM161 94V95H160ZM169 94H171V96H174V97H169ZM173 94V95H172ZM177 94H179V95H177ZM207 94H208V96H207ZM241 95V96H239V95ZM251 94V95H250ZM260 94V95H259ZM48 95V96H47ZM56 95V96H55ZM58 95V96H57ZM64 96V98H63V96ZM66 95V96H65ZM76 95H77V97H76ZM83 95V96H82ZM107 97H106V96ZM158 95V96H157ZM163 95H165L164 97L166 98H171L170 99V102H169V100L167 99H165L164 97H163ZM183 95V96H182ZM193 95H195V96H193ZM247 95V96H246ZM255 95H257V99L255 98V97H253V96H255ZM261 95H263V96H261ZM38 96H40L39 98H38ZM42 96V97H41ZM46 98H45V97ZM86 98H85V97ZM92 96H93V98H92ZM96 96V97H95ZM109 96L111 97L110 99L112 100H108L109 99ZM175 96H178L177 97V99L175 98ZM182 97V99H181V97ZM200 96V97H199ZM215 96V97H214ZM235 96V97H234ZM239 98H237V97ZM259 96H261V97H259ZM32 97H33V100H32ZM36 97V98H35ZM48 97V98H47ZM62 97V98H61ZM80 97H82V99L80 98ZM98 97V98H97ZM103 97V98H102ZM114 97H115V101H114ZM188 97V98H187ZM227 97V96H226ZM240 97L243 99V102L241 101V99H240ZM245 97L247 98V100L248 101H246V99H245ZM248 97H250V98H248ZM259 97V98H258ZM12 98V99H11ZM75 98H77V100H75ZM92 98V99H91ZM95 98V99H94ZM96 98H97V100H96ZM102 98V99H101ZM104 98H106L107 100H103ZM158 98V100H156ZM173 98V99H172ZM185 98V99H184ZM187 98V99H186ZM233 98V99H232ZM254 98V99H253ZM36 99V100H35ZM40 99V100H39ZM44 99V100H43ZM48 99V100H47ZM55 99V100H54ZM70 99V100H69ZM80 99V100H79ZM83 99H84V101H83ZM91 99V100H90ZM101 101H100V100ZM136 99H137V101H136ZM154 99H155V101H154ZM161 99H163V100H161ZM164 99H165V101H166V103L165 102H163L164 101ZM189 99H190V101H189ZM200 99V100H199ZM245 99V100H244ZM261 99H263L262 100V102H261ZM19 100V101H18ZM58 100V101H57ZM62 100V101H61ZM64 100V101H63ZM144 100H145V102H144ZM176 100H177V102H176ZM185 100H187L186 102H185ZM194 100L196 101V102H194ZM240 100V101H239ZM252 100V101H251ZM30 101H31V104H30ZM49 101H50V103H49ZM54 101V102H53ZM61 101V102H60ZM66 101V102H65ZM68 101V102H67ZM70 101V102H69ZM72 101V102H71ZM74 101H75V103H79V105H78V103L76 104L77 106H74L75 105V103H74ZM77 101V102H76ZM82 101V102H81ZM90 101V102H89ZM96 101V103H94ZM98 101H100V102H98ZM107 101H108V103H107ZM133 101V102H132ZM136 101V102H135ZM138 101H140V102H138ZM144 103H143V102ZM147 101V102H146ZM158 101H160V102H158ZM175 102L176 104H180V102L182 103V104H185V105H187L188 107L190 106V109H191V112L189 113V115H187V116H185V117H182V118H174V111L172 110V108L169 110V106H168V104H170L171 102ZM179 101V102H178ZM235 101H237L238 103H237V105H239V106H237L236 105V102ZM245 101V102H244ZM260 103H259V102ZM14 102V103H13ZM33 102V103H32ZM62 102H63V104H62ZM119 102V103H118ZM122 102V103H121ZM156 102V103H155ZM249 102V103H248ZM254 102V103H253ZM257 104H256V103ZM35 103V104H34ZM40 103V104H39ZM41 103H43L44 105H42ZM58 103V104H57ZM65 103V104H64ZM69 103V104H68ZM83 103V104H82ZM87 103H90V104H87ZM92 103V104H91ZM103 103H105V104H103ZM107 103V104H106ZM115 103H116V105H117V107H116V105H115ZM130 103H135V104H130ZM138 104V106H137V104ZM150 103H152V104H150ZM158 103V105H156ZM168 103V104H167ZM245 105H243V104ZM251 103V105H248V104H250ZM38 104V106H36ZM70 104H71V106H70ZM73 104V105H72ZM95 104H96V106H95ZM102 104H103V107H101L102 106ZM108 104H109V106L111 107V109H110V107L108 106ZM112 104H114V105H112ZM139 104H140V106H139ZM144 104V105H143ZM150 104V105H149ZM192 104H193V107H192ZM4 105V106H3ZM55 105H56V107H55ZM64 105V106H63ZM67 105V106H66ZM87 105H92L93 107H95V109H97V110H95L94 111V113H93V111H89V112H87L88 114V118H86L87 117V115L85 116V112H82L83 110L81 109V113H80V111H78V110H80L79 108H81V107H83V106H87ZM101 105V106H100ZM106 105V106H105ZM126 106V108L128 109L130 106H131V108H133V109H131L130 108V110H137V111H139L140 112V110H142V108L144 109V107H145V105L146 106H148V108H150L149 109V114L147 115V116H149V117H147V116H142L141 114H139L137 117H135V119H134V117H129L128 118V114H124L123 115V110H122V108L120 107V106ZM160 105H161V107H160ZM231 105V106H230ZM242 106V108H241V106ZM257 105V106H256ZM263 105V106H262ZM35 106V107H34ZM69 106V107H68ZM113 106V107H112ZM127 106H129V107H127ZM132 106H135V108L134 107H132ZM153 106V107H152ZM155 106H157V107H155ZM163 106V107H162ZM255 107V113H258L257 115H253V117L251 116V117H246L245 119L246 120H244V121H241L240 122V125L242 126V127H240V125H239V122L235 119V115H236V117L239 115L240 116V114L241 115H243V113H244V115L246 114V109L245 108H247V107ZM3 107V108H2ZM39 107V108H38ZM41 107V108H40ZM50 107V108H49ZM72 107V108H71ZM77 107V108H76ZM100 107H101V109H100ZM105 107H107L106 109H105ZM138 107V108H137ZM139 107L141 108V109H139ZM165 107V108H164ZM221 107V108H220ZM223 107V108H222ZM227 109H225V108ZM230 107V108H229ZM234 108L233 110L231 109V108ZM27 108H29V110L27 109ZM36 110V111H39V113H38V115L37 116H33L32 114H31V111L33 110ZM37 108V109H36ZM47 108V109H46ZM68 108H69V110H68ZM102 108H103V111H102ZM116 108H117V110H116ZM119 108V109H118ZM157 108V110H155ZM160 108V109H159ZM164 108V109H163ZM229 108V109H228ZM235 108H236V110L238 111H235ZM257 108H258V110H257ZM115 109V110H114ZM152 109H154V110H152ZM167 109V110H166ZM196 109V110H195ZM243 109V110H242ZM245 109V110H244ZM260 109H262V110H260ZM45 110V111H44ZM56 110V111H55ZM64 110V111H63ZM73 110V114L74 115H76V114H78V115H76V116H78V118H76V116L74 117V115L72 114V111ZM74 110H75V112H74ZM102 111V113H101V111ZM109 110V111H108ZM118 110H119V112H118ZM129 110V109H128ZM152 110V111H151ZM160 110V111H159ZM162 110H165L164 112L162 111ZM198 110V111H197ZM221 110H223V111H221ZM240 110H241V113H240ZM260 110V111H259ZM41 111H44L43 113L41 112ZM49 111V112H48ZM52 113H51V112ZM62 111V112H61ZM78 111V113H76ZM99 111H100V113H99ZM122 113H121V112ZM156 111V112H155ZM166 111H169V112H166ZM192 111H194V112H192ZM206 111V112H205ZM228 111H229V113H228ZM244 111V112H243ZM25 112H26V114H25ZM30 112V113H29ZM58 113V114H55V113ZM154 114H157V115H154ZM158 112V113H157ZM222 112H224V113H226V115L225 114H223ZM235 112V113H234ZM260 112V113H259ZM262 112H263V114H262ZM20 113V114H19ZM44 113H46V114H44ZM67 113H69V114H67ZM92 113V114H91ZM121 113V114H120ZM170 113V114H169ZM194 113V114H193ZM220 113H222V114H220ZM238 113H240V114H238ZM15 114V115H14ZM29 114H31L30 116H29ZM41 114V115H40ZM53 114V115H52ZM71 114V115H70ZM90 114H91V116H90ZM95 114V115H94ZM98 114H100L101 115V118H100V115H98ZM106 115L105 117L104 116H102V115ZM110 115V116H108V115ZM116 114H118V115H116ZM161 114V115H160ZM164 114V115H163ZM231 114V115H230ZM235 114V115H234ZM28 115V116H27ZM44 115H45V117H44ZM51 115L52 116H55L54 118L53 117H51ZM68 115V116H67ZM121 115H123V117L121 116ZM153 115V116H152ZM169 115V116H168ZM190 115H192V116H190ZM229 115V116H228ZM261 115V116H260ZM15 116V117H14ZM29 118V120L27 119V117ZM72 116V117H71ZM79 116H81V117H79ZM111 116H112V123H111ZM116 116V117H115ZM124 116H126V117H124ZM160 116H162V117H160ZM165 116V117H164ZM172 116V117H171ZM229 118H228V117ZM257 116H259L258 118H257ZM33 117V118H32ZM37 117H38V119H39V121H38V119H37ZM42 117V118H41ZM51 117V118H50ZM72 119H71V118ZM152 118V119H149V118ZM169 117H170V119H169ZM189 118V123H188V118ZM191 117V118H190ZM219 117V118H220ZM233 119H232V118ZM254 117H256V119L254 118ZM30 118H31V120H32V122H31V120H30ZM34 118H35V120L37 121H35L34 120ZM77 119L76 121H77V124H76V121H75V119ZM81 118V119H80ZM92 118V119H91ZM98 118V119H97ZM106 118H107V121H108V123L106 122ZM113 118H115V123L113 122ZM118 118V119H117ZM124 120H123V119ZM131 118V119H130ZM133 118V119H132ZM137 118V119H136ZM139 118H142L141 120L139 119ZM145 118V119H144ZM146 118L148 119V122H152V126H154L155 128H156V131H155V128L153 127L152 128V131L156 134L157 132H159L157 135H154L153 134V132L151 131V133L150 132H134L135 134H137V136L133 133V132H131L132 134H133V137L131 136L132 134L130 133V140H132V142H133V138H134V143H135V145H134V143H132L131 141H129V136H128V133L130 132L128 129L129 128H133L135 125H136V123H140L141 121L143 122L144 120H146ZM162 118H164V119H162ZM2 119V120H1ZM21 119V120H20ZM45 119V120H44ZM49 119V120H48ZM80 119V120H79ZM83 119H85V120H87V121H83ZM89 119V120H88ZM91 119V120H90ZM93 119H94V123L92 122L93 121ZM97 120V122H96V120ZM117 119V120H116ZM158 119H159V121H158ZM161 119H162V121H164L165 119H166V121L164 122V124H163V122L161 121ZM187 119V120H186ZM230 119H232L233 121H234V119H235V121H234V123L232 122L231 123V121L232 120H229ZM247 119L249 120V121H247ZM18 120H20V121H18ZM24 120V121H23ZM48 120V121H47ZM52 120V121H51ZM56 120V121H55ZM58 120V121H57ZM66 120H67V122H66ZM70 122H69V121ZM72 120H74V122H75V124H74V122H72ZM79 120V121H78ZM81 120H82V122H81ZM102 121V122H104V123H99V121ZM121 120H122V122H121ZM153 120V121H152ZM187 122L186 124H185V121ZM251 120V121H250ZM253 120V121H252ZM257 120V121H256ZM22 121L24 122V123H22ZM30 121V123H28V122ZM50 122V123H47V122ZM54 121V122H53ZM65 121V122H64ZM118 121V122H117ZM136 121H138V122H136ZM173 123H172V122ZM184 121V123H182ZM229 121V122H228ZM259 121V122H258ZM21 123L20 125H19V123ZM35 122V123H34ZM81 122V123H80ZM85 122H86V124H85ZM91 122H92V124H91ZM116 122H117V124H116ZM120 122V123H119ZM135 122V123H134ZM154 122V123H153ZM155 122L158 124L157 126H155L156 124H155ZM160 122V123H159ZM175 122V123H174ZM251 122V123H250ZM258 122V123H257ZM37 123V124H36ZM41 123V124H40ZM52 123H53V125H52ZM56 123H58V125L56 124ZM63 123V124H62ZM64 123H66V125H64ZM98 123V124H97ZM123 123V124H122ZM133 123H134V125H133ZM138 123V124H139ZM166 123H167V125H166ZM172 125H171V124ZM180 123V124H179ZM248 125H247V124ZM256 124V125H258V126H255L254 124ZM25 124V125H24ZM29 124V125H28ZM43 124V125H42ZM71 124H73V125H71ZM79 124V125H78ZM94 124V125H93ZM100 124V125H99ZM102 124H104V126H105V128H104V126L102 125ZM128 124V125H127ZM132 124V125H131ZM161 124H162V126H161ZM174 124V125H173ZM176 124H177V126H176ZM183 124H185V125H183ZM229 124H230V126H229ZM261 124H263V126L260 125ZM14 125V126H13ZM17 127H16V126ZM33 125H34V127L36 126V128H34L33 127ZM39 125L41 126V128L44 126V128L43 129H41V128H39ZM49 125V126H48ZM51 125V126H50ZM57 125V126H56ZM62 125H64V126H62ZM78 125V126H77ZM81 125V126H80ZM96 125V126H95ZM99 125V126H98ZM110 127H108V126ZM112 125V126H111ZM121 125V126H120ZM168 125H169V127H168ZM186 125L188 126V127H186ZM245 125V126H244ZM29 126H31L30 127V129H29ZM37 126H38V128H37ZM46 126V127H45ZM54 126V127H53ZM58 126H61V127H58ZM65 126H67L68 128H66ZM71 126V127H70ZM86 126V127H85ZM91 128H94L93 130L95 131V132H93V130L92 129H90V127ZM102 126V127H101ZM116 126H119V127H117V129H116ZM176 127V129H178L179 131H185V137H184V139L183 140H177L176 142L174 141L175 139L174 138H172L173 136L171 135L174 131H178V130H176V129H174L175 127ZM183 128H182V127ZM227 126L225 127V128H227ZM255 126V127H254ZM23 127V128H22ZM48 127V128H47ZM49 127H51L52 129H55V130H52L51 128L49 129ZM63 127H64V130H63ZM73 127V128H72ZM78 127V128H77ZM80 127V128H79ZM84 127V128H83ZM89 127V128H88ZM98 127V128H97ZM172 127V128H171ZM181 127V128H180ZM186 127V128H185ZM236 127H238L237 129H236ZM244 127H246V128H244ZM250 127V128H249ZM251 127L253 128V129H251ZM256 127H258L257 128V130H256ZM34 128V129H33ZM57 128H58V130L60 131H58L57 130ZM89 131H91V132H89L88 133V131L86 130V129ZM104 128V129H103ZM112 128V129H111ZM158 128H159V131H157L158 130ZM162 128H164V130L162 129ZM169 128V129H168ZM180 128V129H179ZM189 128H191V129H189ZM244 128V129H243ZM19 129V130H18ZM28 129V130H27ZM33 129V132L31 131ZM63 131H62V130ZM96 129V130H95ZM102 129V130H101ZM106 129V130H105ZM116 129V130H115ZM239 129V130H238ZM240 129H242V130H240ZM261 129V130H260ZM22 130H23V132H22ZM27 130V131H26ZM50 132H49V131ZM57 130V131H56ZM65 130H66V132H65ZM97 130H99V131H97ZM104 130V131H103ZM118 130V131H117ZM120 130L122 131L121 132V134H120ZM123 130L125 131V132H123ZM161 130H163V131H161ZM166 130H168V133H167V131ZM172 130V131H171ZM174 130V131H173ZM190 130V131H189ZM194 130V131H193ZM258 130H260L261 132H259ZM28 131H31V133H29ZM40 131V132H39ZM44 131V132H43ZM81 131H82V133L85 135L86 133V136H83V134L81 133ZM97 131V132H96ZM166 131V132H165ZM237 131H238V133H237ZM256 131V132H255ZM263 131V132H262ZM18 132H20V135L18 134ZM65 132V133H64ZM67 132H68V134L70 133V137L68 136V134H67ZM100 132V133H99ZM106 132V133H105ZM117 132H118V134H119V136H118V134H117ZM128 132V133H127ZM192 132V133H191ZM22 133V134H21ZM36 133H39V134H35ZM54 133H57V135H55ZM60 133V134H59ZM126 134L125 136H124V134ZM166 133H167V136H166ZM196 135H195V134ZM24 134V135H23ZM30 135V134H33L32 136H31V138H34V139H31V140H33V143H32V141H31V143L29 144V146H28V144L26 143V142H24L22 139H23V137L24 136H26V135ZM42 134V135H41ZM62 134H64V135H62ZM76 134V135H75ZM89 134V135H88ZM91 134H92V136H91ZM105 136H104V135ZM140 134V135H139ZM152 134V135H151ZM159 134H161V135H159ZM192 134V137L190 136ZM194 134V135H193ZM238 134L240 135V136H238ZM23 137H22V136ZM35 135V136H34ZM60 135H62V137H61V139L59 138V136ZM93 135H95L96 137H94ZM99 137H98V136ZM107 135V136H106ZM114 135V136H113ZM169 135V136H168ZM198 135V136H197ZM39 137V139H38V137ZM43 136H44V138H45V140H44V138H43ZM64 136H65V138H64ZM102 136V137H101ZM109 136V137H108ZM116 136H117V138H119V139H117V140H119V141H117V140H115L116 139ZM152 136V137H151ZM172 136V137H171ZM194 136V137H193ZM226 136V137H225ZM18 137V138H17ZM36 137H37V139H36ZM53 137V138H52ZM69 137V138H68ZM83 137L85 138V139H83ZM101 137V138H100ZM103 137H106V139H107V141H106V139H105V141H104V138ZM123 137H124V139H123ZM187 137V138H186ZM189 137V138H188ZM3 138H5V141H1ZM10 138V139H9ZM20 138V139H19ZM43 138V139H42ZM56 138V139H55ZM86 138H87V141H86ZM89 138H90V140H89ZM128 138V139H127ZM151 138V139H150ZM156 138V139H155ZM164 138V139H163ZM169 138V139H168ZM191 138V139H190ZM239 138V141L238 140H236V139H238ZM6 139L8 140V141H6ZM62 140V141H60V140ZM95 139V140H94ZM109 139H113V142L111 143V141L109 140ZM142 141H144L143 143H145L146 142V145H148L147 147H146V145L144 144V146H143V143L140 141V140ZM147 139V140H146ZM153 139H155V141L153 140ZM163 139V140H162ZM169 140L170 142H172V144L169 142V141H165V140ZM171 139V140H170ZM243 139V140H242ZM4 140V139H3ZM17 140V141H16ZM39 140H41V141H39ZM64 140H65V142L66 143H64ZM72 140V141H71ZM79 140V141H78ZM102 140L104 141V142H102ZM108 140H109V142H108ZM125 140V141H124ZM151 140V141H150ZM201 140V139H200ZM18 141H20V142H18ZM37 141H38V143H37ZM49 141V142H48ZM53 141V142H52ZM69 141V142H68ZM88 141L90 142V143H88ZM93 143H92V142ZM95 141V142H94ZM123 141V142H122ZM129 141V142H128ZM150 141V142H149ZM155 143H153V142ZM164 141H165V143H164ZM196 141V142H195ZM4 142H7V143H4ZM9 142V143H8ZM18 142V143H17ZM34 142H35V144H34ZM41 142V143H40ZM46 142V143H45ZM83 142V143H82ZM85 142V143H84ZM114 142H115V145H114ZM121 143V144H119V143ZM149 142V143H148ZM159 144H158V143ZM4 145H3V144ZM40 143V144H39ZM43 143H44V145H43ZM50 143V144H49ZM52 143V144H51ZM102 143V144H101ZM122 143H124V144H122ZM132 143V144H131ZM140 143V144H139ZM161 143H163V144H161ZM184 143V144H183ZM5 144H9V148H8V146L6 145L5 146ZM21 144V145H20ZM42 144V145H41ZM58 144L60 145V146H58ZM69 144V145H68ZM84 144V145H83ZM101 144V145H100ZM105 144V145H104ZM110 144V145H109ZM111 144H112V146H111ZM137 144H138V146H137ZM158 144V145H157ZM175 144H176V147H175ZM262 144H263V142H262ZM27 145V146H26ZM32 145H35V146H32ZM37 145V146H36ZM97 145V146H96ZM104 145V146H103ZM109 145V146H108ZM152 145V147H150ZM154 145V146H153ZM161 145V146H160ZM181 146V147H179V149L177 148V146ZM259 145V146H258ZM21 146V147H20ZM24 146V147H23ZM81 146V147H80ZM86 146H88V147H86ZM91 146V148H92V146H95L93 149H89V147ZM123 146H125L124 148H123ZM135 146V147H134ZM137 146V147H136ZM196 146V145H195ZM41 147V148H40ZM50 147V148H49ZM57 147V148H56ZM60 147V148H59ZM105 147V148H104ZM114 147V148H113ZM128 147H130V148H127ZM133 147V148H132ZM140 147V148H139ZM142 147V148H141ZM143 147H144V149H143ZM174 147H175V149H177V150H175L174 149ZM258 147H260L259 149H258ZM12 148V149H11ZM18 148V149H17ZM27 148H28V151H27ZM43 148V149H42ZM67 148V149H66ZM110 148H112V149H110ZM123 148V149H122ZM139 148V149H138ZM199 148V149H198ZM4 149H6V150H4ZM21 149L23 150V149H25V150H23L22 152H23V154L21 155ZM31 149H33V152H32V150ZM45 149V150H44ZM59 149V150H58ZM96 149V150H95ZM131 149V151H129ZM135 151H134V150ZM140 149H141V153H140ZM257 149V150H256ZM261 149V150H260ZM14 150V151H13ZM31 152H30V151ZM42 150V151H41ZM60 150H61V152H60ZM89 150V151H88ZM91 150V151H90ZM94 150V151H93ZM122 151V153L123 154H121V151ZM126 150V151H125ZM128 150V151H127ZM199 150H201L200 152H199ZM240 150V151H239ZM7 153H6V152ZM27 153H26V152ZM44 151V152H43ZM85 151V152H84ZM88 151V152H87ZM96 151V152H95ZM119 151H120V153H119ZM177 151V152H176ZM211 151V152H210ZM257 151H260L259 153L257 152ZM5 152V153H4ZM16 152V153H15ZM21 152V153H20ZM29 152V153H28ZM46 152H47V155H46ZM49 152V153H48ZM56 152V153H55ZM84 152V153H83ZM92 152H93V155H92ZM95 152V153H94ZM100 152V153H99ZM129 152H131V153H129ZM143 152V153H142ZM10 153V154H9ZM17 153H18V155H17ZM20 153V154H19ZM44 153H45V155H44ZM54 153V154H53ZM65 153V154H64ZM89 153V154H88ZM114 153V154H113ZM138 155H136V154ZM177 153L179 154L178 155V157H177ZM194 153V154H195ZM238 153H239V155H241V156H239L238 155ZM256 156V154L258 155L257 157H260V158H262L263 157V164H259V166L257 167V166H255V167H252V168H248L247 170L246 169H244V164L242 165V163H244V161L246 160V157H251L253 154ZM8 154V155H7ZM12 154V155H11ZM30 154H32V157L33 158H31V155ZM41 154H42V156H41ZM49 154V155H48ZM56 154V155H55ZM85 154H87V155H85ZM91 154V155H90ZM100 154V155H99ZM104 154H105V156H104ZM126 154V155H125ZM199 154H196V155H199ZM202 155H203V153H201ZM244 154V155H243ZM261 154V155H260ZM2 155V156H1ZM3 155H4V157H3ZM14 155V157H16L17 159H15L14 157H12ZM20 155H21V157H20ZM24 155H25V158H24ZM29 156V158L27 159V157ZM67 155V156H66ZM97 155V156H96ZM107 155V156H106ZM111 155V156H110ZM132 155V156H131ZM135 155H136V158H135ZM176 155V156H175ZM202 155H199V156H202ZM232 155H233V157H232ZM236 155H238L239 156V159L238 160H235V159H237L238 157H235ZM246 155V156H245ZM250 155V156H249ZM10 156V157H9ZM34 156H36V157H34ZM40 156V157H39ZM46 156V157H45ZM65 156V157H64ZM86 156H87V158H86ZM96 158H95V157ZM100 156V157H99ZM109 156V157H108ZM134 156V157H133ZM182 156V155H181ZM7 157H8V159H7ZM23 157V158H22ZM59 157V158H58ZM98 157V158H97ZM105 157H107V158H105ZM111 157V158H110ZM115 157V158H114ZM117 157V158H116ZM131 157H133L134 159V161L132 160V158ZM242 157H245V160L242 158ZM31 158V159H30ZM35 158V159H34ZM129 158V159H128ZM140 158V159H139ZM11 161H10V160ZM23 159V160H22ZM56 161H55V160ZM63 159H64V161H63ZM70 161H69V160ZM86 159V160H85ZM110 159H112V160H110ZM116 159V160H115ZM138 159L140 160V166H139V161H138ZM161 159V161H160V163H159V161L158 160H160ZM216 159V160H215ZM227 159H229L230 160V162H228L229 160H227ZM5 160H7V161H5ZM51 160V161H50ZM60 160V161H59ZM72 160H73V163H72ZM85 160V161H84ZM110 160V161H109ZM143 160V161H142ZM163 160V161H162ZM175 160V159H174ZM211 162H210V161ZM214 160V161H213ZM227 160V161H226ZM41 161V162H40ZM83 161V162H82ZM86 161H87V163H86ZM129 161V162H128ZM135 161H137V162H135ZM151 161V163H149ZM158 161V162H157ZM216 161V162H215ZM238 161V162H237ZM241 161H243V162H241ZM5 162V163H4ZM17 162V163H16ZM19 162V163H18ZM29 162V163H28ZM133 164H132V163ZM142 162V163H141ZM164 162V163H163ZM227 162V163H226ZM236 162V163H235ZM241 162V164H239ZM10 163H12V165L10 166ZM23 164L22 166L21 165H18V164ZM62 163V164H61ZM66 163V164H65ZM69 163H70V165H69ZM85 163V164H84ZM114 163V164H113ZM120 163H121V165H120ZM126 163H129V164H126ZM153 163H155L154 164V166H152V164ZM158 163L160 164V167H158ZM196 163H198L197 165H196ZM204 163V164H203ZM206 163H207V168H205V166H206ZM213 163H214V165H215V167H213ZM232 163H233V165H232ZM26 166H25V165ZM29 164V165H28ZM54 164V165H53ZM79 164V165H78ZM88 164V165H87ZM130 164H132L131 165V167H130ZM135 164V165H134ZM142 164V165H141ZM144 164V165H143ZM150 164V165H149ZM162 164V165H161ZM164 164V165H163ZM223 164V167L221 166ZM224 164H227V165H224ZM230 164V165H229ZM238 164H239V166H240V168H238ZM7 166V168H6V166ZM36 165V166H35ZM42 165V166H41ZM72 165H74V166H72ZM86 165H87V167H86ZM93 165V167H90V166H92ZM96 165H99V166H96ZM115 165V166H114ZM133 165H134V167H133ZM183 165V166H182ZM186 165V167H184ZM199 165V166H198ZM210 166V171H209V166ZM220 165V166H219ZM21 167L20 169L18 168V167ZM26 168H25V167ZM32 166V167H31ZM102 166V167H101ZM148 166V167H147ZM156 166V167H155ZM163 166H164V169L162 170V168H163ZM203 168H202V167ZM225 166V167H224ZM229 166H233V167H231V169L233 170H230V167ZM241 166H243V167H241ZM15 167H17L18 168V170H19V174H17L18 173V170H16L15 169ZM23 167V168H22ZM28 167V168H27ZM51 169H50V168ZM62 167V168H61ZM68 167V168H67ZM73 167H74V169H73ZM106 169H105V168ZM139 167H141V168H139ZM143 167V168H142ZM151 167V170H153V171H151L149 168ZM153 167V168H152ZM162 167V168H161ZM184 167V168H183ZM200 167V169H198ZM59 168V169H58ZM99 168H102V169H99ZM129 168V169H128ZM134 168H136V169H134ZM145 168V169H144ZM148 168V169H147ZM157 168H160V169H157ZM167 170H166V169ZM180 168V169H179ZM183 168V170H181ZM220 168V169H219ZM238 168V169H237ZM244 169V171L242 170V169ZM254 168V169H253ZM257 168V171L255 170ZM3 169V170H2ZM6 169V170H5ZM10 169V170H9ZM11 169L13 170V171H11ZM95 169V171L93 172V170ZM97 169V170H96ZM138 169V170H137ZM143 169V170H142ZM146 169H147V171H146ZM158 172H155V170ZM187 169V170H186ZM199 171H198V170ZM204 169H206L205 171H204ZM212 169H213V172H214V174H213V172H212ZM223 169V170H222ZM228 169V170H227ZM262 169V170H261ZM31 170V171H30ZM89 170V171H88ZM92 170V171H91ZM100 171V173H101V171L103 170V172L100 174V173H98L99 171ZM121 170V171H120ZM126 170L128 171V172H126ZM130 170V171H129ZM137 170V171H136ZM160 170V171H159ZM176 170V171H175ZM180 170H181V173H180ZM186 170V171H185ZM192 170V171H193ZM196 170H197V172H196ZM219 170H220V172H219ZM230 170V171H229ZM239 170H241V171H239ZM254 170V174L251 172V171H253ZM259 170H261V171H259ZM14 171H16V172H14ZM23 171V172H22ZM26 171V174L24 173ZM75 171V172H74ZM78 171H79V173L81 174H79L78 173ZM88 171V172H87ZM98 171V172H97ZM106 171H107V175L105 176L104 175V173L106 174ZM136 171V172H135ZM161 171L163 172L162 174H161ZM173 171V172H172ZM179 171V172H178ZM190 171V172H189ZM215 171L217 172V173H215ZM222 171V172H221ZM223 171H225V172H223ZM227 171V172H226ZM255 171L257 172V175H256V173H255ZM258 171H259V173L261 174H259L258 173ZM12 172V173H11ZM13 172H14V175L16 176V180H15V177H14V175H13ZM84 172V173H83ZM95 172L96 173H98L99 174V177H98V174H95ZM109 172V173H108ZM118 172V173H117ZM122 173L121 175H120V173ZM132 174H131V173ZM139 172V173H138ZM149 172V173H148ZM152 172H155V173H157L156 175H155V173L153 174ZM203 174H202V173ZM208 172V173H207ZM232 172V173H231ZM233 172H235V174H239L238 175V177L236 176V177H232V181L230 182V181H228L229 183H230V185H229V191L226 193V195L224 194V196H226V198L222 195L220 198H217V199H212V198H209V196H207V192L206 191H208L211 187H218L219 188V184H214V178L215 177H217L218 175L220 176V178H222V179H226L227 177H228V174L230 173L231 175L233 174L234 175V173ZM248 172V173H247ZM263 172V173H262ZM20 173H22V174H20ZM59 173V174H58ZM93 173V174H92ZM124 173H126V174H124ZM138 173V174H137ZM146 173H148L147 175H144V174H146ZM173 174L174 175V178H173V175H172V177L170 178V176H171V174ZM221 173H223V174H221ZM227 173V174H226ZM245 173V174H244ZM52 174V175H51ZM58 174V175H57ZM86 174V175H85ZM88 174V175H87ZM92 174V175H91ZM119 174V175H118ZM124 174V175H123ZM127 174H130L129 176H130V178H129V176L127 175ZM137 174V175H136ZM141 174V175H140ZM143 174V175H142ZM161 174V175H160ZM181 174V175H180ZM192 174V175H191ZM226 174V175H225ZM229 174V175H230ZM251 174H252V177H251ZM263 174V175H262ZM6 175H7V177H8V179L9 180H11L10 182H9V180L8 179H5L6 178ZM8 175H10V176H8ZM18 175L20 176V177H18ZM24 175V176H23ZM64 175V176H63ZM66 175V176H65ZM69 175V176H68ZM70 175H71V177H73V178H71L70 177ZM78 175V176H77ZM91 175V176H90ZM102 175H103V177H102ZM125 175H127V176H125ZM140 175V176H139ZM151 175H153V178H152V176ZM166 175V176H165ZM211 175L213 176V177H211ZM223 175V176H222ZM246 175V176H245ZM247 175L248 176H250V177H247ZM259 175H260V177H259ZM68 176V177H67ZM99 178V180H98V178ZM101 176V177H100ZM180 176H181V178H180ZM186 176V177H185ZM201 176V177H200ZM211 178H210V177ZM225 176V177H224ZM240 176V177H239ZM242 176V177H241ZM244 176H245V178H244ZM262 176V177H261ZM3 177H5L4 179H3V181H2V178ZM30 177V178H29ZM117 177H119V178H117ZM122 177V178H121ZM142 177V178H141ZM169 177V178H168ZM183 177V178H182ZM14 178V179H13ZM20 180H19V179ZM21 178H22V180H21ZM65 178V179H64ZM88 178V179H87ZM89 178H90V180L91 181H89ZM95 178V179H94ZM97 178V179H96ZM108 178H109V180H111L110 182H109V180H108ZM112 178H113V180H112ZM115 178V179H114ZM125 178V179H124ZM177 178H179V179H177ZM185 178V179H184ZM190 178V179H189ZM200 178V179H199ZM243 178V179H242ZM67 179V180H66ZM85 179V180H84ZM102 179V180H101ZM126 180V182L124 181V180ZM132 180V182H131V180ZM151 179H153V180H151ZM156 179H157V181H156ZM169 179V180H168ZM171 179V180H170ZM176 179V180H175ZM188 179V180H187ZM238 180V182H237V180ZM8 180V181H7ZM18 180V182H16ZM65 182H64V181ZM78 180V181H77ZM97 180V181H96ZM105 180H107V181H105ZM116 180V181H115ZM128 180V181H127ZM149 180V181H148ZM166 180V181H165ZM174 180V182H172ZM180 180H182V181H180ZM184 180V181H183ZM189 180H191V181H189ZM199 180V181H198ZM245 180V181H244ZM247 180H250V181H248L247 182ZM261 181V183L259 182V184L257 183L258 181ZM5 181H6V183H5ZM20 181L22 182V183H20ZM39 181V182H38ZM62 181H63V185H62ZM69 181H70V183H69ZM72 181V182H71ZM96 181V182H95ZM99 181H100V184H99ZM114 181V182H113ZM165 181V182H164ZM169 181H171V183L169 182ZM188 181V182H187ZM196 181V182H195ZM3 182V183H2ZM8 182V183H7ZM25 182H27L28 183V185L25 183ZM55 182H56V184H57V186H58V188H57V186H56V184H55ZM59 182H61V183H59ZM67 182H68V184H67ZM86 183V185H85V183ZM111 182H113V184L111 183ZM121 182V183H120ZM130 182V183H129ZM137 184H136V183ZM155 182H158L159 184H155ZM167 182V183H166ZM240 182V183H239ZM242 182V183H241ZM243 182H245L244 184H243ZM248 184H247V183ZM262 182H263V184H262ZM15 183V184H14ZM19 183V184H18ZM26 184L27 185V187L28 188H30V189H28L26 186H24L25 188H23V187H21V186H19L20 184H22V186L24 185V184ZM40 183V184H39ZM53 183V184H52ZM65 183H66V185H65ZM78 183H79V185H78ZM96 183V184H95ZM111 184V186H109L108 184ZM115 183V184H114ZM149 183V184H148ZM153 183V184H152ZM161 183V184H160ZM169 183V184H168ZM175 183V185H173ZM195 183V184H194ZM238 183V184H237ZM1 184H3V185H1ZM13 184V185H12ZM18 184V185H17ZM60 184H61V186H60ZM122 184H124V185H122ZM128 184H130V185H133L132 186V188H131V186L130 185H128ZM150 184H151V186H150ZM182 184V185H181ZM187 185V187H186V185ZM241 184V185H240ZM257 184V185H256ZM262 184V185H261ZM15 185V186H14ZM16 185H17V188H16ZM39 185V186H38ZM69 185V186H68ZM95 185V186H94ZM99 185V186H98ZM100 185H101V188H100ZM105 187H104V186ZM122 185V186H121ZM134 185H136V187H135V190L133 189L134 188ZM142 185V186H141ZM163 185H165V186H163ZM170 185V186H169ZM171 185L172 186H174V188L173 189H170V187H171ZM199 185V186H198ZM243 185V186H242ZM18 186H19V188H18ZM36 186V187H35ZM62 186H63V189H62ZM67 187V189H66V187ZM83 186V187H82ZM87 186L89 187L88 188V191H87ZM94 188H93V187ZM98 186V187H97ZM103 186V187H102ZM113 186H115V187H113ZM118 186V187H117ZM128 186H130V187H128ZM140 186V187H139ZM161 186H163V188L161 187ZM169 186V187H168ZM178 188H177V187ZM205 186H207V187H205ZM258 186V187H257ZM7 187V188H6ZM10 187H12L13 189H14V191H13V189L11 188L10 189ZM34 189H33V188ZM42 187V188H41ZM44 187V188H43ZM46 187H47V189H46ZM53 187V188H52ZM60 187V188H59ZM71 187V188H70ZM85 187V188H84ZM110 187H111V189H110ZM125 187H127V188H125ZM139 187V188H138ZM176 187V188H175ZM185 187H186V189H185ZM192 187H193V189H192ZM16 188V189H15ZM23 188V189H22ZM36 188V189H35ZM56 188H57V191H56ZM69 188H70V190H69ZM74 188V189H73ZM91 188V189H90ZM97 188V189H96ZM105 188V190H103ZM114 188V189H113ZM125 188V189H124ZM159 188V189H158ZM160 188H162V190L160 189ZM165 188H167L166 190L168 191V193H166L164 190H165ZM181 188H183V190L181 189ZM205 188V191L204 190H202V189H204ZM246 188V189H245ZM260 188V189H259ZM19 191H18V190ZM22 189V190H21ZM42 189V190H41ZM85 189H86V191H85ZM90 189V190H89ZM106 189H107V191H106ZM113 189V190H112ZM124 189V190H123ZM129 189H131L132 190V192L131 191H129ZM141 189V190H140ZM197 189H200V192L197 190ZM21 190V191H20ZM34 190V191H33ZM94 192H93V191ZM115 190H116V192H115ZM134 190V191H133ZM141 191L140 193H139V191ZM153 192H152V191ZM156 190H157V192H156ZM161 190V191H160ZM174 190V193L172 192V191ZM177 190V191H176ZM180 192H179V191ZM192 190H194V191H192ZM196 190H197V192H196ZM245 190H247V191H245ZM257 190V191H256ZM260 190V191H259ZM8 193H7V192ZM28 191L30 192V196H29V193H28ZM36 191V192H35ZM42 191V192H41ZM63 191H65V193L63 192ZM85 193H84V192ZM91 191V192H90ZM96 191H98V192H96ZM103 191V192H102ZM128 192L129 191V195H128V193H125V192ZM186 191V192H185ZM193 192V194H192V192ZM204 191V192H203ZM242 191V192H241ZM10 192V193H9ZM14 192V193H13ZM18 192V193H17ZM20 192V193H19ZM22 192V193H21ZM26 194V192H27V195H25L24 193ZM80 192H81V194H80ZM88 192V193H87ZM96 192V193H95ZM115 192V193H114ZM124 192V194H122ZM131 192V193H130ZM160 192V193H159ZM163 192H164V194H163ZM181 192H182V194H181ZM185 192V193H184ZM188 192V193H187ZM189 192H191L190 194H189ZM247 192V193H246ZM35 193V194H34ZM38 193V194H37ZM44 193V194H43ZM58 193V194H57ZM68 193V194H67ZM91 193V194H90ZM99 193V194H98ZM103 195H102V194ZM106 193V194H105ZM117 193H119V194H117ZM120 193H121V195H120ZM134 193V194H133ZM139 193V194H138ZM148 193H150V194H148ZM178 193V194H177ZM236 193H238V198H233V195L234 194H236ZM251 193V194H250ZM258 193V194H257ZM262 193V194H261ZM10 194V195H9ZM24 194V195H23ZM39 194H41V196L39 195ZM43 194V195H42ZM79 194H80V196H79ZM82 194H84V196L82 195ZM89 194V195H88ZM93 194V195H92ZM96 194V195H95ZM116 194V195H115ZM135 194H137L136 196H135ZM151 194H152V197H151ZM155 194V195H154ZM161 194V195H160ZM197 194V195H196ZM12 195V196H11ZM21 195L24 197H21ZM34 195V196H33ZM35 195L37 196V197H35ZM63 195V196H62ZM102 195V196H101ZM104 195H106L105 197H104ZM109 195V196H108ZM114 195L117 197H115L116 198V200H114L115 198H114ZM126 195V196H125ZM144 195V196H143ZM145 195H147V196H145ZM162 195H163V197H162ZM168 195H169V197H168ZM179 195V196H178ZM181 195V196H180ZM185 195V196H184ZM196 195V196H195ZM250 195V196H249ZM257 195H258V197H257ZM263 195V196H262ZM27 196V197H26ZM90 198H89V197ZM93 196V197H92ZM112 196V197H111ZM118 196H120L119 198H118ZM124 196V197H123ZM140 196V197H139ZM255 196H256V198H255ZM262 196V197H261ZM31 199H30V198ZM35 197V198H34ZM57 197V198H56ZM63 198V200H62V198ZM83 197V198H82ZM94 197H95V199L97 200H95L94 199ZM127 197V198H126ZM128 197H132V199L130 200ZM135 197V198H134ZM146 197V198H145ZM157 197V198H156ZM167 199H166V198ZM200 197V198H199ZM2 198V199H1ZM14 198V199H13ZM19 198V200H17V199ZM27 198V199H26ZM39 198V199H38ZM61 198V199H60ZM87 198V199H86ZM101 198V199H100ZM134 198V199H133ZM138 198V199H137ZM141 198V199H140ZM152 198H155V199H153L152 200ZM164 198V199H163ZM181 198V199H180ZM185 198H187V199H185ZM199 198V199H198ZM203 200H202V199ZM243 198H244V201H243ZM246 198V199H245ZM250 198V199H249ZM261 198H262V200H261ZM7 199V200H6ZM24 199H26L27 201L26 202H28V200H29V202H28V204L26 203V202H24V201H22V200H24ZM103 199V200H102ZM120 199V200H119ZM121 199H123V203L121 202ZM146 199V200H145ZM158 199V200H157ZM159 199H161V201H163V204L162 203H160L159 204V202H161ZM198 199V200H197ZM201 199V200H200ZM226 199V200H225ZM253 199V200H252ZM257 199H260V200H257ZM32 202H31V201ZM37 200V201H36ZM57 202H56V201ZM88 201V202H85V201ZM95 200V201H94ZM118 200V201H117ZM125 200V201H124ZM128 200V202L126 203V201ZM133 200V201H132ZM135 200V201H134ZM138 200H140L139 202H138ZM151 200H152V203H153V201L155 202V203H153V204H151L152 205V207L154 208V206H155V208L154 209H156V210H154L152 207H151V209H150V207H149V209L147 208V207H140V206H143V201H150L151 202ZM169 200V201H168ZM176 200V201H175ZM179 200V201H178ZM185 200V201H184ZM191 200V201H190ZM20 201V202H19ZM38 201H39V204H38ZM43 201V202H42ZM63 201H64V203H63ZM74 201V202H73ZM99 201H100V203H102V204H100L99 203ZM103 201V202H102ZM113 201V202H112ZM117 201V202H116ZM134 203H132V202ZM183 201V202H182ZM187 201V202H186ZM190 201V202H189ZM226 201V202H225ZM31 202V203H30ZM36 202V203H35ZM73 202V203H72ZM94 202V203H93ZM119 202V203H118ZM121 202V203H120ZM158 202V203H157ZM179 203V210H178V208H173V209H168V204H173V203ZM197 202V203H196ZM208 202L210 203V204H208ZM247 202V203H246ZM3 203V204H2ZM6 203H7V205H6ZM12 203V204H11ZM18 203V204H17ZM24 205L25 203H26V205H25V207H22L21 205ZM29 203H30V205H29ZM33 203V204H32ZM78 203H79V205H78ZM86 203V204H85ZM89 203V204H88ZM104 203V204H103ZM116 203L117 204H121V205H116ZM125 203V204H124ZM141 203H142V205H141ZM157 203V204H156ZM168 203V204H167ZM183 203V204H182ZM192 203H194V204H192ZM232 203V204H231ZM234 203V204H233ZM242 203V204H241ZM81 204V205H80ZM115 204V205H114ZM128 204V205H127ZM135 204H138V205H135ZM140 204V205H139ZM156 204V205H155ZM16 205V206H15ZM21 206V209L19 208L20 206ZM29 205V207H27ZM33 205H36L35 206V211H34V206ZM44 205V206H43ZM67 205V206H66ZM77 205V206H76ZM127 207H126V206ZM131 205V206H130ZM136 206V208H134L135 206ZM158 205H159V207L161 208H159L158 207ZM194 207H193V206ZM216 205V206H215ZM232 205V206H231ZM233 205H235V206H233ZM18 206V207H17ZM39 206L42 208V212H41V208L39 209ZM57 206V207H56ZM97 206V207H96ZM99 206V207H98ZM105 207L104 209H103V207ZM110 206H111V208H110ZM121 206V207H120ZM123 206H125V207H123ZM131 208V210H130V208ZM181 206H183V207H181ZM185 206L187 207V209H185ZM200 206V207H199ZM215 206V207H214ZM219 206V207H218ZM247 206V209L248 210H246V207ZM256 206V207H255ZM8 207L10 208V210L12 209V212L13 213H11L10 211H8L7 209H8ZM55 207V208H54ZM59 207V208H58ZM65 207V208H64ZM67 207V208H66ZM79 207V208H78ZM87 207V208H86ZM113 207V208H112ZM119 207V208H118ZM138 207V208H137ZM183 208V210L181 209V208ZM13 208H14V210H13ZM19 209V211L21 212H18V210H17V212H15L16 211V209ZM30 208V209H29ZM118 208V209H117ZM122 208V209H121ZM124 208V209H123ZM126 208V209H125ZM135 210H134V209ZM142 208V209H141ZM163 208V209H162ZM193 210H192V209ZM197 208V210H195ZM200 208V209H199ZM206 208V209H205ZM209 209V212H208V209ZM232 208V209H231ZM245 208V209H244ZM24 209V210H23ZM29 209V210H28ZM31 209H32V211H33V213H31ZM55 209H56V211H55ZM62 211H61V210ZM91 209V210H90ZM137 209V210H136ZM141 211H143V213H141L140 212V210ZM148 210V214L147 215H149L148 217L147 216H145L146 214H145V212ZM176 209V210H175ZM185 209V210H184ZM221 209V210H220ZM253 209V210H252ZM261 209V210H260ZM3 210V211H2ZM26 210V211H25ZM36 210H37V212H36ZM64 210V211H63ZM66 210V211H65ZM102 210V211H101ZM113 210V214L116 216V218H115V216L114 215H112V212L111 211ZM118 210V211H117ZM123 210V211H122ZM125 210V211H124ZM126 210H127V212H126ZM128 210H130L129 212H128ZM133 210V211H132ZM139 210V211H138ZM153 210V211H152ZM177 210H178V212H177ZM238 210V211H237ZM23 211H24V213H23ZM30 211V212H29ZM61 211V212H60ZM80 211V212H79ZM87 211H88V213H87ZM107 211H109V212H107ZM136 211V212H135ZM149 211H150V213H149ZM171 211H173L172 213H171ZM176 211V212H175ZM193 211V212H192ZM208 213H207V212ZM241 211V212H240ZM254 211V212H253ZM257 211V212H256ZM259 211V212H258ZM26 212V213H25ZM35 212H36V214H35ZM44 212V213H43ZM54 212H55V216H54ZM60 212V213H59ZM62 212H63V214H62ZM68 212V213H67ZM91 212V213H90ZM100 212H101V214H100ZM102 212H103V214H102ZM108 213V215H107V213ZM115 212V213H114ZM122 212H124V213H122ZM131 212V213H130ZM153 212V213H152ZM156 213V215H158V217L160 216V218H158L157 216L155 217V213ZM162 212V213H161ZM181 212H183V213H181ZM210 212H211V214H210ZM240 212V213H239ZM249 212H250V214H249ZM253 212V213H252ZM6 214V216H5V214ZM10 213V214H9ZM14 213H16V215L14 214ZM17 213H18V216H17ZM27 213H29L28 215L29 216H26V214ZM48 213V214H47ZM51 213V214H50ZM79 213V214H78ZM104 213H105V215H104ZM124 214V215H122V214ZM147 213V212H146ZM161 213V214H160ZM180 215H179V214ZM221 213V214H220ZM19 214H20V217H19ZM21 214H23V215H21ZM44 214V215H43ZM50 214V215H49ZM57 214V215H56ZM66 214V215H65ZM94 216H93V215ZM110 214L115 218V220H114V218L112 217V216H110ZM117 214H119L118 215V217H117ZM134 214V215H133ZM135 214H136V217L137 218H135ZM138 214V215H137ZM139 214H140V216H139ZM141 214H143V216H145V217H143ZM153 214V215H152ZM171 214H173V215H171ZM177 214V215H176ZM196 216H195V215ZM211 216H210V215ZM240 214V215H239ZM260 214V215H259ZM5 217H4V216ZM11 216V218H10V216ZM15 215V216H14ZM37 217H36V216ZM40 216V218H39V216ZM41 215H43V216H41ZM46 215V216H45ZM52 215V216H51ZM63 215V216H62ZM78 215V216H77ZM82 215V216H81ZM120 215H122L121 217H120ZM132 215L134 216V217H132ZM151 215V216H150ZM164 215V216H163ZM218 215H219V217H218ZM225 215V216H224ZM263 215V216H262ZM7 216H8V218L9 219H7ZM35 216V219L33 218ZM51 216V217H50ZM62 216V217H61ZM88 216V217H87ZM108 216V217H107ZM111 217V219H110V217ZM139 216V217H138ZM172 216V217H171ZM174 216H176V217H174ZM178 216V217H177ZM198 216V217H197ZM214 216V217H213ZM215 216H217V217H215ZM239 216V217H238ZM253 216V218H252V220H250L251 219V217ZM255 216V217H254ZM18 217V218H17ZM25 218V220L23 219V218ZM26 217H27V219H26ZM30 219H29V218ZM64 217V218H63ZM76 217V218H75ZM95 217V218H94ZM106 217V218H105ZM169 217H171V218H169ZM192 217V218H191ZM208 217H211V218H209L208 219ZM222 217H223V219H222ZM250 219H249V218ZM263 217V218H262ZM13 218V219H12ZM15 218H16V220H15ZM20 218V219H19ZM43 218V219H42ZM46 218V219H45ZM50 218H51V220H50ZM62 218V219H61ZM78 218V219H77ZM80 218H82V219H84L82 222H81V220L82 219H80ZM101 218H103V221H101L102 219ZM113 218V219H112ZM119 218H121V219H119ZM126 218H127V220L131 223H129V222H126L127 220H126ZM140 218V219H139ZM155 218H156V221H155ZM158 218V219H157ZM178 219V221H176L177 219ZM183 218V219H182ZM186 218H188L187 220H186ZM191 219V221H189L190 219ZM195 218H196V220H195ZM213 218H214V220H213ZM237 218H239V221L237 220ZM261 218V224L259 223V219ZM11 219L13 220V222H14V224H13V222L11 221ZM22 219H23V222H22ZM53 219V220H52ZM89 219V220H88ZM101 219V220H100ZM109 219V220H108ZM138 219V220H137ZM143 219H144V221H143ZM150 219V220H149ZM160 219V220H159ZM162 219V220H161ZM175 219V220H174ZM211 219V220H210ZM230 219V220H229ZM254 219V220H253ZM18 220H20V221H18ZM26 220H27V222L28 221H30V223L28 224V223H26ZM34 220V221H33ZM47 220V221H46ZM58 220H59V222H58ZM62 220H64V221H62ZM114 220V221H113ZM116 220H118V222H116ZM121 220V221H120ZM132 220V221H131ZM136 220H137V222H136ZM157 220H159L158 221V223H157ZM172 220H174V221H172ZM179 220H180V222H179ZM193 220V221H192ZM209 220V222H207ZM223 220V221H222ZM241 220H243V221H241ZM247 220H249V221H247ZM256 220V221H255ZM10 221H11V223H10ZM16 221V222H15ZM42 221V222H41ZM61 221V222H60ZM75 221H78V222H75ZM80 221V222H79ZM88 221V222H87ZM101 222L100 224L99 223H97V222ZM108 221L110 222L109 224H110V226H111V228H110V226L108 225ZM111 221H113V223L111 222ZM140 221V222H139ZM142 221H143V224H141L142 223ZM147 221H148V223H147ZM151 221H152V223H151ZM175 221H176V223H175ZM183 221V222H182ZM186 221V222H185ZM18 222V225L16 224ZM21 222V223H20ZM35 222V223H34ZM41 222V223H40ZM53 222V223H52ZM107 222V223H106ZM124 222V223H123ZM134 222H136V223H134ZM168 222H169V224H168ZM187 222H188V224H187ZM220 222V223H219ZM229 222H231V223H229ZM256 222V223H255ZM5 223H7V225L5 224ZM27 225H26V224ZM32 223V224H31ZM65 223V224H64ZM70 223V224H69ZM78 223V224H77ZM105 223H106V225H105ZM112 223V224H111ZM140 223V224H139ZM151 223V224H150ZM175 223V224H174ZM187 225H186V224ZM208 223H210V224H208ZM223 223V224H222ZM239 223V224H238ZM4 224V225H3ZM22 224V225H21ZM30 224L31 225H33L32 227L30 226ZM34 224H35V226H34ZM83 224V225H82ZM90 224V225H89ZM93 226H92V225ZM116 224H118L117 225V227H116ZM134 226H133V225ZM136 224H138V225H140V226H138L139 227V229L141 228V226H144V225H148V226H150L152 229H153V233L152 234H150L148 237H142L141 235H139V237H138V233H139V229H138V227H137V225ZM152 224H153V227H152ZM163 224V225H162ZM168 224V225H167ZM186 225V227H184L185 225ZM194 224H196L197 226H199L200 225V227H201V230H199V232H197L198 230H195L194 228H193V225ZM201 224H203V225H201ZM4 226L3 228H2V226ZM7 226V228H6V226ZM31 227H29V226ZM63 225V226H62ZM71 225V226H70ZM105 225V226H104ZM125 225V226H124ZM129 225V226H128ZM169 225H171V226H169ZM173 225V226H172ZM235 225V226H234ZM14 226V227H13ZM15 226H16V228H15ZM25 226H27V228H29V229H27ZM38 226V227H37ZM70 228H69V227ZM75 226V227H74ZM84 226V227H83ZM89 226V229L87 228ZM101 228H100V227ZM121 226V227H120ZM131 230H129V229H127V227ZM132 226L134 227V228H132ZM158 226H160V227H158ZM183 228H182V227ZM190 226L192 227V228H190ZM211 226H212V228H213V230H212V228H211ZM227 226V229L225 228V230H224V227H226ZM11 227H12V229L15 231V233H14V231H10L11 230ZM21 227H23V228H21ZM38 228V230H37V228ZM62 227V228H61ZM66 228V229H64V228ZM96 227H97V229H96ZM107 227V228H106ZM119 227H120V229H119ZM135 227H137V228H135ZM158 227V228H157ZM164 227H166V229L167 230H165V228ZM169 227H171V228H169ZM210 227V228H209ZM220 227V228H219ZM252 227V228H251ZM260 227L262 228V231H261V229H260ZM9 228V229H8ZM34 228H36V229H34ZM43 228V229H42ZM61 228V229H60ZM98 228H100V229H98ZM106 228V229H105ZM114 228H115V230H114ZM125 229L124 231H122L121 232V230L122 229ZM177 228V229H176ZM205 228V229H204ZM236 228V229H235ZM18 229V230H17ZM22 229H24V230H22ZM26 229V230H25ZM32 229H34V230H32ZM72 229V230H71ZM95 229V230H94ZM113 231V233L111 232L110 233V231L111 230ZM117 229V230H116ZM256 229H258V230H256ZM6 230H8V231H6ZM34 231L33 233H32V231ZM44 230H45V232H44ZM57 230H58V232H57ZM66 230V231H65ZM67 230H69V231H67ZM73 230H75L76 231V233H75V231H73ZM82 230V231H81ZM87 230V231H86ZM92 230V233L90 234V231ZM94 230V231H93ZM98 230H100V231H98ZM107 230V231H106ZM184 230V231H183ZM204 230V232H202ZM216 230V231H215ZM234 230H236V232L234 231ZM247 230H248V232H247ZM23 231V232H22ZM25 231H27L26 232V234H25ZM37 233H36V232ZM62 231V233H60ZM70 231H71V233H70ZM103 231V232H102ZM104 231L107 233H105L106 234V236H105V234H103L104 233ZM115 231L117 232V234L119 235H117L116 233H115ZM128 231V232H127ZM134 231V232H133ZM161 231V232H160ZM180 231H183V232H181L180 233ZM261 231V232H260ZM39 232V233H38ZM41 232V233H40ZM74 232V233H73ZM86 232V233H85ZM88 232V233H87ZM94 232V233H93ZM95 232H97V233H95ZM127 232V233H126ZM166 232H168V233H174V234H177V237H176V235H175V237H170V236H164L165 235V233ZM179 233V235H178V233ZM193 234H192V233ZM202 232V233H201ZM225 232H227L226 234H225ZM232 232H235V233H232ZM244 232H246L245 233V235H244ZM259 232H260V234H259ZM7 233V234H6ZM36 233V234H35ZM55 233H58V234H55ZM63 233H65V234H63ZM66 233H68L67 235H66ZM75 234L77 237L80 235V234H83L82 236L80 235V239H81V237H82V239L84 238V241L81 239V240H79L75 235H73V234ZM128 233H130L131 235H133V236H130V234H128ZM156 233V234H155ZM196 233V234H195ZM199 233V234H198ZM201 233V234H200ZM215 233V234H214ZM221 233V234H220ZM224 233V234H223ZM248 233V234H247ZM12 235V236H10V235ZM59 234H61V235H59ZM63 234V235H62ZM79 234V235H78ZM86 234H88V236H89V234H90V236L88 237ZM97 234H98V236H97ZM109 234L112 236H110L109 237ZM114 234H116V236L114 235ZM123 234V235H122ZM126 234H127V237H126ZM162 234V235H161ZM164 234V235H163ZM189 234V235H188ZM195 234V235H194ZM198 234V235H197ZM218 234H220V235H218ZM228 234H229V236H228ZM255 236H254V235ZM6 235V236H5ZM28 235V236H27ZM58 235V236H57ZM67 236L66 238H65V236ZM69 235H72L71 237L69 236ZM104 235V236H103ZM135 235H137V236H135ZM153 235V236H152ZM158 235V236H157ZM161 237H160V236ZM181 235H183V236H181ZM218 235V236H217ZM225 235V236H224ZM233 235V236H232ZM237 235V236H236ZM15 236V237H14ZM16 236H17V238H16ZM48 236V237H47ZM57 236V237H56ZM64 236V237H63ZM76 237L77 238V240L75 239V238H73V237ZM87 236V237H86ZM93 237L94 239H95V241L93 240V239H87V238H90V237ZM96 236V237H95ZM109 238H108V237ZM113 236H114V240H117L116 242H118L119 244H122V245H119V244H117L114 240H113ZM118 236V237H117ZM123 236V237H122ZM130 236V237H129ZM140 236H141V238H140ZM162 236H163V238H162ZM193 236V238H191ZM207 236H208V238H207ZM210 236V237H209ZM223 236V237H222ZM228 236V237H227ZM241 236V237H240ZM243 236V237H242ZM245 236V237H244ZM247 236H248V238H247ZM252 236V237H251ZM259 236V237H258ZM13 237V239H15V241L14 242H16L17 240V244H14V242H13V239H11ZM23 237V238H22ZM30 237V238H29ZM38 237L40 238V239H38ZM44 237V238H43ZM59 237H60V239H59ZM102 237V238H101ZM120 237H121V239H120ZM124 237H126V238H124ZM134 237H136L135 239H133ZM139 238V240H138V238ZM160 237V238H159ZM165 237H167V238H165ZM169 237H170V240H169ZM190 237V238H189ZM225 237V238H224ZM256 237V238H255ZM261 237V238H260ZM9 238H10V240H9ZM19 238H20V240H22L21 242H20V240H19ZM54 238V239H53ZM62 238V239H61ZM67 238H68V240H67ZM72 238V240L70 241V239ZM101 238V239H100ZM103 238H105V239H103ZM123 238V239H122ZM129 238H131V239H129ZM144 238L146 239V240H144ZM158 240H157V239ZM162 238V239H161ZM178 238V239H177ZM184 238V239H183ZM197 238V239H196ZM212 238V239H211ZM214 238V239H213ZM240 238V239H239ZM244 239V242H243V239ZM253 240V242H257V240H258V243L256 244V243H252V240ZM27 239V240H26ZM57 239V240H56ZM64 239V240H63ZM86 239V240H85ZM98 239H99V241H98ZM103 239V240H102ZM110 241H109V240ZM136 239H137V241H136ZM142 239V240H141ZM164 239V240H163ZM203 241H202V240ZM216 239H217V241H216ZM247 239V240H246ZM11 240H12V243L14 244V246L13 247H10V246H12L13 244L12 243H10L11 242ZM35 240H36V242H35ZM42 240L44 241L43 242V244L41 243L42 242ZM60 240H63L62 241V243H60ZM97 240V241H96ZM108 240V241H107ZM126 240V241H125ZM148 240H149V242H148ZM150 240H152V241H150ZM155 240H157V241H155ZM177 242H176V241ZM179 240H181V241H179ZM184 240V241H183ZM191 240H192V242H191ZM196 240V241H195ZM200 240L202 241V242H200ZM215 240V241H214ZM230 240V241H229ZM249 240V241H248ZM25 241H26V243H25ZM53 241V242H52ZM57 241H58V243H60L59 245L61 246V248H60V246L57 244ZM64 241H67L66 243H67V245L69 244H71L72 243V246H68V248H67V246H64V244H65V242ZM71 243H70V242ZM75 241V242H74ZM81 241H82V244H81ZM85 241H86V243H85ZM89 241V242H88ZM106 241H107V243H106ZM113 242L114 243V245L112 244V243H110V242ZM121 241V242H120ZM130 241V242H129ZM139 241V242H138ZM161 241V242H160ZM165 241H166V243H165ZM178 241H179V244H177L178 243ZM197 241H199V242H197ZM211 241V242H210ZM220 241V242H219ZM227 243H225V242ZM234 243H233V242ZM30 243V244H28V243ZM88 242V243H87ZM96 242H100V244L98 245V243H96ZM101 242H103V244L101 243ZM125 242V243H124ZM129 242V244H127ZM135 242V244L136 243H146L147 244V250H146V248H144V249H139V248H137V249H134L133 248V246L135 245V244H133V243ZM155 243V244H153V243ZM163 242H164V244H163ZM172 244H171V243ZM173 242H175V244L173 243ZM180 242H181V244H180ZM186 242V243H185ZM217 242H218V244H217ZM245 242H248V243H246V244H252V246H251V244L250 245H244L245 244ZM8 243V244H7ZM22 243L24 244V246H22ZM45 243V244H44ZM49 243V244H48ZM54 243H56V245L54 244ZM85 243V244H84ZM108 243H109V245L110 244H112V246L110 245V246H108ZM124 243V244H123ZM153 245H152V244ZM169 243V244H168ZM182 243H183V245H182ZM190 243V244H189ZM192 243V244H191ZM195 243H197V244H195ZM198 243H202V244H200V248H201V246L203 247V248H201V250H200V248H199V244ZM209 243V244H208ZM7 244V245H6ZM19 244L21 245V246H19ZM35 245V247L36 248H34V245ZM51 244V245H50ZM62 244V245H61ZM73 244H75V245H73ZM84 244V245H83ZM97 244V245H96ZM119 245L118 247L120 248H118V247H116L117 245ZM131 244V245H130ZM150 244H151V246H153V247H151L150 246ZM162 244V245H161ZM171 244V245H170ZM177 244V245H176ZM189 244V245H188ZM194 244V246H193V248H192V246L191 245H193ZM206 244V245H205ZM213 246H212V245ZM224 244V245H223ZM238 245L237 246V248H236V246H233V245ZM240 244H243V246L242 245H240ZM254 244V245H253ZM76 245H78V246H76ZM79 245H82L83 247H86L87 248V251H91L90 253L89 252H87L86 250H85V248H83V247H81V246H79ZM88 245V246H87ZM91 245H93V246H91ZM108 247H110V248H107V246ZM124 245H125V248H124ZM129 246V247H126V246ZM157 245H159V246H157ZM10 247V251L8 250V248ZM27 246V247H26ZM44 246V247H43ZM55 246V247H54ZM58 246V247H57ZM76 248H75V247ZM91 246V247H90ZM98 247V248H96V247ZM103 246V247H102ZM105 246H106V249H105ZM155 246V247H154ZM163 246H164V248H163ZM166 246H167V248L169 249V250H167V248H166ZM173 246H175L174 248H173ZM180 246V247H179ZM208 246V247H207ZM212 246V247H211ZM226 246V247H225ZM235 247V249L233 248V247ZM254 246H255V248H254ZM8 247V248H7ZM19 247V248H18ZM21 247V248H20ZM25 247V248H24ZM50 247V249H48V248ZM64 247V248H63ZM74 247V248H73ZM113 247H115L116 249H117V252H116V249L115 248H113ZM152 249H151V248ZM159 249L160 248V252L161 253H159L158 252V256H157V248ZM169 247H171V248H173V249H171V248H169ZM178 247V248H177ZM186 248V250H188L187 252H186V250H185V248ZM190 248V249H188V248ZM198 247V248H197ZM205 247V248H204ZM217 247V248H216ZM219 247V248H218ZM243 249H242V248ZM244 247H245V252L247 251V253L249 252L250 253V256L246 259V257L245 256H242L241 254H240V252L242 251L243 252V250H244ZM262 247V248H261ZM13 248H14V250H13ZM15 248H16V251H18V249H21V250H19L18 252H19V254H18V252H16L15 251ZM42 248H43V250H42ZM58 248V249H57ZM63 248V249H62ZM66 248V249H65ZM77 248H78V251H77ZM92 248H94V249H92ZM101 248V249H100ZM128 248V249H127ZM136 248V247H135ZM177 248V249H176ZM221 248H223V249H221ZM229 248V249H228ZM250 248V249H249ZM261 248V249H260ZM25 251H24V250ZM27 249H28V252H26L27 251ZM75 249V250H74ZM80 249V250H79ZM81 249H83V251L81 250ZM89 249V250H88ZM96 249V250H95ZM99 249V250H98ZM130 249V250H129ZM155 249V250H154ZM174 249H176V250H174ZM183 251V253H181L182 251ZM203 249H204V251H203ZM214 249V250H213ZM217 249H218V251H219V253H218V251H217ZM225 249V250H224ZM249 249V250H248ZM32 250V251H31ZM57 250V251H56ZM73 250V251H72ZM94 250V251H93ZM110 252H109V251ZM121 250H123V251H121ZM179 250V251H178ZM194 250H196V251H194ZM198 250H199V252L200 253H202V254H200V253H198ZM206 250V251H205ZM216 250V251H215ZM231 250H233L232 252H231ZM251 250H253V251H251ZM25 253H24V252ZM98 251V252H97ZM108 251V252H107ZM112 251V252H111ZM133 251H134V253H133ZM138 251H139V253H138ZM149 253H148V252ZM151 251V252H150ZM163 251V252H162ZM190 251V252H189ZM227 251V252H226ZM14 252V253H13ZM22 252V253H21ZM33 252V253H32ZM42 252H43V254H42ZM52 252V253H51ZM77 252V253H76ZM85 252V254L87 255V256H85V260H84V255L85 254H83ZM94 252V254H92ZM153 252V253H152ZM156 252V253H155ZM166 252V253H165ZM174 252V253H173ZM175 252H177V254L175 253ZM209 252H211V253H209ZM215 252H216V254H215ZM261 252H263V253H261ZM7 253H9V254H7ZM37 253H39V254H37ZM49 253V254H48ZM96 253V254H95ZM112 253V254H111ZM117 253V254H116ZM121 253V254H120ZM144 253V254H143ZM146 253V254H145ZM169 255H168V254ZM170 253H171V255H170ZM181 253V254H180ZM197 253L199 254V255H197ZM210 254V256H208V259H207V256H206V254ZM213 253V254H212ZM259 253V254H258ZM11 254H14V256H12L11 257ZM46 254H47V256H46ZM72 254H74V255H72ZM102 256H100V255ZM156 254V255H155ZM166 254V255H165ZM182 254H184V255H182ZM205 256H204V255ZM234 254V255H233ZM235 254H236V256H235ZM237 254H238V256H237ZM7 255H9L8 257H7ZM18 255V256H17ZM45 255V256H44ZM81 255V256H80ZM93 255H94V257H93ZM96 255V256H95ZM127 255V256H126ZM167 255H168V257H167ZM187 255V256H186ZM201 255H203L202 257H201ZM214 255H216V256H214ZM232 255V256H231ZM253 255V256H252ZM6 258H4V257ZM29 256V257H28ZM44 256V257H43ZM74 256V257H73ZM77 256H79V257H77ZM89 256H90V259H91V261L89 260ZM104 256V257H103ZM105 256H106V258H105ZM110 256V257H109ZM128 257V258H130V259H128V258H126V257ZM130 256H132V257H130ZM134 256H136L135 258H137V259H135L134 258ZM143 257V258H140V257ZM152 256H155V257H152ZM173 256H175V258L173 257ZM184 256V257H183ZM220 258H219V257ZM229 256H231V257H229ZM240 256L242 257L241 259H243V261L240 259ZM14 257V258H13ZM16 257H17V259H16ZM21 259H20V258ZM37 257V258H36ZM72 257V258H71ZM77 257V258H76ZM87 257V258H86ZM92 257H93V260H92ZM125 257V258H124ZM159 257V258H158ZM181 257H183V258H181ZM190 257V258H189ZM198 257H200V258H202L201 260L203 261V262H201V260H200V258H198ZM219 259H218V258ZM253 257V258H252ZM4 258V259H3ZM7 258H8V260H7ZM13 258V259H12ZM44 258H45V260H44ZM74 258L76 259V260H74ZM80 258H82V259H79ZM94 258L96 259V261L94 260ZM98 258H100V259H98ZM102 258V259H101ZM108 258V259H107ZM110 258H112V259H110ZM124 258V259H123ZM134 258V259H133ZM145 258H147V259H145ZM150 258H153V260L152 259H150ZM164 258H165V261H164ZM168 258V259H167ZM188 258V259H187ZM197 258V259H196ZM206 258V259H205ZM218 260H217V259ZM236 258V259H235ZM11 260V262H10V260ZM15 259H16V261H15ZM28 259L31 261H28ZM66 259V260H65ZM106 261H105V260ZM141 259V260H140ZM144 259H145V261H144ZM149 259H150V261H149ZM170 259V260H169ZM216 259V260H215ZM225 261H224V260ZM229 259V260H228ZM235 259V260H234ZM18 260V261H17ZM21 260V261H20ZM65 260V261H64ZM73 260V261H72ZM89 260V261H88ZM98 260H100V261H98ZM101 260H103V261H105V262H103V261H101ZM110 260L112 261V263L110 262ZM115 260V261H114ZM125 262H123V261ZM130 260V261H129ZM147 260V261H146ZM159 260H161V261H159ZM168 260V261H167ZM178 260V261H177ZM181 260V261H180ZM189 260V261H188ZM198 260V261H197ZM200 260V261H199ZM212 260H213V262H212ZM223 262H222V261ZM234 260V261H233ZM237 260V261H236ZM2 261H4V262H2ZM39 261V262H38ZM43 261V262H42ZM64 261V262H63ZM69 263H68V262ZM87 261V262H86ZM122 261V262H121ZM174 261V262H173ZM177 261V262H176ZM184 261V262H183ZM209 261V262H208ZM216 261V262H215ZM218 261V262H217ZM262 261V260H261ZM8 262V263H7ZM60 262L59 263H57V264H60ZM94 262V263H93ZM102 262V263H101ZM115 262V263H114ZM118 262V263H117ZM128 262H127V264H128ZM160 262V263H159ZM197 262V263H196ZM225 262V263H224ZM233 262V263H232Z\"/></svg>",
  "mask_w": 264,
  "mask_h": 264
},
{
  "label": "bare ground",
  "instance_id": "6f19581e",
  "mask_svg": "<svg viewBox=\"0 0 264 264\" xmlns=\"http://www.w3.org/2000/svg\"><path fill=\"white\" fill-rule=\"evenodd\" d=\"M13 1H14V0H13ZM13 1H12V3L16 2V1H14V2H13ZM32 1H33V0H32ZM43 1H44V0H43ZM50 1H52V0H50ZM54 1H55V0H54ZM64 1L67 2L68 0H67V1L64 0ZM64 1H63V2H64ZM78 1H79V0H78ZM81 1H83V0H81ZM91 1H92V0H91ZM94 1H96V0H94ZM105 1H107V0H105ZM116 1H117V0H116ZM135 1L138 2L137 0H135ZM150 1H151V0H149V2H150ZM152 1H153V0H152ZM163 1H164V0H163ZM196 1H197V0H196ZM212 1H213V0H212ZM41 2H42V1H41ZM47 2H49V1H47ZM56 2H57V1H56ZM58 2H59V1H58ZM60 2H61V0H60ZM85 2H86V1H85ZM101 2H102V1H101ZM109 2H111V1L109 0ZM113 2L115 3L114 0H113ZM117 2H118V1H117ZM122 2H123V1H122ZM122 2H121V3H122ZM183 2H184V1H183ZM194 2H195V1H194ZM239 2L245 5L246 0H239ZM247 2H248V0H247ZM54 3H55V2H54ZM89 3H90V1H89ZM94 3H95V2H93V6H95ZM99 3H100V2H99ZM104 3H105V2L103 1V4H104ZM131 3L133 4V2H131ZM174 3H175V2H174ZM185 3H186V2H185ZM187 3H188V1H187ZM196 3H197V2H196ZM198 3H199V2H198ZM14 4H15V3H14ZM16 4H17V3H16ZM20 4H21V3H20ZM56 4H57V3H56ZM77 4H78V3H77ZM84 4H85V3H84ZM100 4H102V3H100ZM108 4H109V3H108ZM112 4H113V3H112ZM145 4H146V3H145ZM147 4H148V3H147ZM157 4H158V3H157ZM161 4H162V3H161ZM171 4H172V3H171ZM4 5H5V4H4ZM8 5H9V4H8ZM22 5H23V4H22ZM24 5H25V4H24ZM37 5H39V4H37ZM41 5H42V4H41ZM41 5H40V6H41ZM46 5H47V4H46ZM48 5H50V4H48ZM53 5H54V4H53ZM53 5H52V6H53ZM60 5H61V4H60ZM87 5H89V4H87ZM90 5H91V4H90ZM90 5H89V6H90ZM105 5L107 6V2H106ZM118 5H119V4H118ZM118 5H117V6H118ZM126 5H128V4H126ZM203 5H204V4H203ZM210 5H211V4H210ZM11 6L13 7L12 4H11ZM27 6H28V5H27ZM30 6H31V5H30ZM52 6H51V7H52ZM55 6H56V5H54V7H55ZM57 6H58V5H57ZM57 6H56V7H57ZM72 6H73V5H72ZM82 6H83V5H82ZM82 6H81V7H82ZM106 6H105V7H106ZM115 6H116V5H115ZM142 6H144V5H141V8H142ZM145 6H146V5H145ZM147 6H148V5H147ZM19 7H20V6H19ZM19 7H18V8H19ZM24 7L26 8V6H24ZM41 7H43V6H41ZM48 7H49V6H48ZM54 7H53V8H54ZM78 7H80V6H78ZM84 7H86V6H84ZM97 7H98V5H97ZM102 7H103V6H102ZM118 7H119V6H118ZM121 7H122V6H121ZM163 7H164V6H163ZM165 7H166V6H165ZM165 7H164V8H165ZM181 7H184V8H185V4H184V5L181 4ZM217 7H218V6H217ZM235 7H236V6H235ZM240 7H241V6H240ZM240 7H239V8H240ZM18 8H17V9H18ZM27 8H30V7H27ZM27 8H26L25 10H27ZM46 8H47V7H46ZM49 8H50V7H49ZM53 8H52V9H53ZM82 8H83V7H82ZM119 8H120V7H119ZM126 8H127V6H126ZM126 8H125V9H126ZM128 8H129V7H128ZM128 8H127V9H128ZM153 8H154V6H153ZM171 8H172V7H171ZM184 8H183V9H184ZM251 8H252V7H251ZM259 8H260V7H259ZM7 9H8V8H7ZM7 9H6V10H7ZM15 9H16V8H15ZM23 9H24V8H23ZM39 9H40V8H39ZM41 9H43V8H41ZM50 9H51V8H50ZM86 9H87V8H86ZM86 9H84V10H86ZM104 9H105V8H104ZM107 9H109V8H107ZM116 9H117V8H116ZM176 9H177V8H176ZM179 9H180V8H179ZM12 10H14V7L12 8ZM47 10H49V9H47ZM65 10H66V9H65ZM68 10H69V9H68ZM84 10H83V11H84ZM97 10H98V9H97ZM99 10H100V9H99ZM113 10H114V9H113ZM113 10H112V11H113ZM120 10H121V9H120ZM129 10H130V8H129ZM145 10H146V9H145ZM161 10H162V9H161ZM184 10H185V9H184ZM189 10H190V9H189ZM216 10H217V9H216ZM236 10H237V8H236ZM1 11H2V10H1ZM15 11H16V10H15ZM23 11H24V10H22V12H23ZM35 11H36V10H35ZM58 11H59V9H58ZM70 11H71V10H70ZM109 11H110V10H109ZM112 11H111V12H112ZM165 11H166V10H165ZM172 11H173V10H172ZM251 11H252V10H251ZM253 11H254V10H253ZM255 11H256V10H255ZM257 11H258V10H257ZM261 11H262V10H261ZM18 12H19V11H18ZM18 12H17V13H18ZM22 12L20 11V13H22ZM37 12H38V11H37ZM52 12H54V11H52ZM66 12H67V11H66ZM88 12H89V16H90V14H91L92 16L97 17L98 14H99V13L96 11V8L94 9V7H93V8H89V11H87V15H88ZM102 12H103V11H102ZM113 12H114V11H113ZM118 12H119V11H118ZM125 12H126V11H125ZM127 12H128V11H127ZM132 12H133V10H132ZM148 12H149V10H148ZM182 12H183V11H182ZM188 12H189V11H188ZM211 12L214 13V14L216 13V11H214L213 9L210 10V8H209V10H207V12H203V14L206 13L207 15H209ZM240 12H241V11H240ZM240 12H239V14H240ZM44 13H45V11H44ZM46 13H47V12H46ZM130 13H131V11H129V15H130ZM149 13H150V12H149ZM149 13H147V14L149 15ZM155 13H156V12H155ZM157 13H158V12H157ZM169 13H170V12H169ZM248 13H249V12H248ZM248 13H247V14H248ZM250 13H251V12H250ZM31 14H32V13H31ZM41 14H42V13H41ZM53 14H54V13H52V15H53ZM56 14H58V13H56ZM59 14H60V13H59ZM73 14H74V13H73ZM80 14H83V13H82V12H79V15H78L77 17H79ZM101 14H102V13H101ZM108 14H109V13H108ZM120 14H122V13H120ZM125 14H127V13H125ZM131 14H132V13H131ZM140 14H141V13H140ZM241 14H242V12H241ZM241 14H240V15H237V16H242ZM244 14H245V13H244ZM24 15H25V14H24ZM32 15H33V14H32ZM84 15H85V14H84ZM96 15H97V16H96ZM103 15H104V14H103ZM105 15H106V14H105ZM111 15L114 16L113 13H112ZM153 15H154V14H153ZM249 15H250V14H249ZM2 16H3V15H2ZM17 16H18V15H17ZM17 16H16V17H17ZM20 16H22V15H20ZM40 16H41V15H40ZM42 16H43V14H42ZM81 16H82V15H81ZM108 16H109V15H108ZM124 16H127V15H124ZM150 16H151V15H150ZM156 16H157V15H156ZM158 16H159V15H158ZM200 16H201V15H200ZM212 16H213V15H212ZM259 16H260V14H259ZM9 17H10V21H11V20L13 21V19H14L13 16H12L13 19L11 18V15H10ZM34 17H35V16H34ZM83 17H84V16H83ZM83 17H82V18H83ZM87 17H88V16H86L85 18H87ZM98 17H99V16H98ZM104 17H105V16H104ZM111 17H112V16H111ZM118 17H119V16H118ZM133 17H134V16H133ZM142 17H143V16H142ZM194 17H195V16H194ZM209 17H210V16H209ZM245 17H246V16H245ZM27 18H28V17H27ZM43 18H44V17H43ZM66 18H67V16H66ZM88 18H89V17H88ZM112 18H113V17H112ZM130 18H132V17H130ZM146 18H147V17H146ZM148 18H149V16H148ZM205 18H206V17H205ZM212 18H213V17H212ZM260 18H261V16H260ZM22 19H24V18H22ZM39 19L42 20V17L39 18ZM45 19H46V18H45ZM56 19H57V18H56ZM71 19H72V18H71ZM105 19H107V18L105 17ZM105 19H102V20L105 21ZM108 19H109V18H108ZM108 19H107V20H108ZM113 19H114V18H113ZM115 19H116V17H115ZM149 19H150V18H149ZM157 19H158V18H157ZM174 19H175V18H174ZM178 19H179V16H178ZM208 19H209V18H208ZM241 19H242V18H241ZM241 19H240V20H241ZM8 20H9V18H8ZM14 20H15V19H14ZM20 20H21V19H20ZM20 20H19V21H20ZM66 20H67V19H66ZM87 20H88V19H87ZM87 20H86V22H87ZM90 20H91V19H90ZM96 20H97V18H96ZM107 20H106V21H107ZM116 20H117V19H116ZM116 20H115V22H116ZM130 20H131V19H130ZM133 20H134V18H133ZM200 20H201V19H200ZM210 20H211V19H210ZM213 20H214V19H213ZM10 21H8V22H10ZM46 21H47V20H46ZM53 21H54V20H53ZM72 21H73V20H72ZM80 21H81V20H80ZM97 21L99 22V20H97ZM112 21H113V20H112ZM155 21H156V20H155ZM157 21H158V20H157ZM172 21H173V20H172ZM211 21H212V20H211ZM220 21H221V20H220ZM8 22H7V23H8ZM25 22H26V21H25ZM25 22H24V23H25ZM28 22H29V20H28ZM28 22H27V23H28ZM31 22H34V21L31 20ZM43 22H44V21L42 20V24H43ZM76 22H77V21H76ZM180 22H182V23L184 22L185 24L188 23V24H189V28L193 29L192 27H195V22H196V21L193 22L191 19H188V17H186V18L184 17V18L181 19ZM212 22H214V21H212ZM24 23H23V24H24ZM46 23H47V22H46ZM51 23H52V22H51ZM82 23H83V22H81V24H82ZM89 23H90V22H89ZM117 23H119V22H117ZM121 23H122V22H121ZM121 23H120V24H121ZM123 23H125V22H123ZM126 23H128V22H126ZM150 23H151V22H150ZM161 23H163V22H161ZM166 23H167V22H166ZM166 23H165V24H166ZM168 23H169V25H171L170 22H168ZM168 23H167V24H168ZM172 23H173V22H172ZM197 23H198V22H197ZM221 23H222V22H221ZM257 23H258V22H257ZM5 24H6V22H5ZM11 24H12V23H11ZM16 24H17V23H16ZM16 24H14V25H15L16 28H17V25H16ZM28 24H29V23H28ZM28 24H27V25H28ZM54 24H55V23H54ZM102 24H103V22H102ZM112 24H114V22H113ZM112 24H110V25L112 26ZM163 24H164V23H163ZM202 24H203V23H202ZM208 24H209V23H208ZM24 25H25V24H24ZM31 25H32V24H31ZM40 25H41V23H40ZM52 25H53V24H52ZM64 25H65V24H64ZM86 25H88V24H86ZM126 25H127V24H126ZM138 25H139V24H138ZM142 25H143V24H142ZM173 25H174V24H173ZM179 25H180V24H179ZM205 25H206V24H205ZM222 25H223V24H222ZM222 25H221V24H218V26H219L218 28H221L220 31L225 32L227 29H225V27L222 26ZM224 25H225V24H224ZM248 25H249V24H248ZM250 25H251V24H250ZM8 26H11L10 23H8L7 27H8ZM28 26H29V25H28ZM28 26H27V27H28ZM50 26H51V25H50ZM57 26H58V25H57ZM68 26H69V25H68ZM118 26H119V24H118ZM120 26H121V25H120ZM147 26H148V25H147ZM162 26H163V25H162ZM177 26H178V25H177ZM180 26H181V25H180ZM190 26H192V27H190ZM197 26H198V25H197ZM215 26H216V24H215ZM239 26H240V25H239ZM245 26H246V25H245ZM259 26H260V25H259ZM3 27H4V25H3ZM5 27H6V25H5ZM27 27H24L23 29L26 28L25 30H27V29H28ZM48 27H49V26H48ZM53 27H56V26L53 25ZM53 27H52V28H53ZM60 27H61V26H60ZM94 27H96V24H93V23H90V24L87 26L88 30H91V29H93ZM101 27H103V26H101ZM107 27H109V26H107ZM112 27H114V26H112ZM127 27H128V26H127ZM141 27H142V26H141ZM144 27H145V26H144ZM144 27H142V28L144 29ZM171 27H172V25H171ZM171 27H170V30H172V28H173V27H172V28H171ZM187 27H188V26H187ZM204 27H205V26H204ZM206 27H207V29H209V28H208L209 26L206 25ZM234 27H235V26H234ZM0 28H1V27H0ZM21 28H22V27H21ZM97 28H99V27L97 26ZM119 28H120V27H119ZM149 28H150V27H149ZM165 28H166V27H165ZM165 28H164V29L161 28V30H162V29L165 30ZM167 28H169V27L167 26ZM176 28H178V27L175 26V29H176ZM182 28H183V24H182V27L179 29V32L181 31ZM189 28H188V29H189ZM198 28H200V25H199ZM215 28H217V26H216ZM226 28H227V27H226ZM12 29L15 30V28H13V27H12ZM12 29H10V31H11ZM29 29L31 30V28H29ZM78 29H79V28H78ZM85 29H86V28H85ZM109 29H110V28H109ZM117 29H118V27H117ZM124 29L126 30V28H124ZM128 29H129V27H128ZM173 29H174V28H173ZM175 29H174V30H175ZM195 29H197V28H195ZM204 29H205V28H204ZM242 29H243V28H242ZM246 29H247V28H246ZM252 29H253V28H252ZM4 30H5V29H4ZM17 30H19V29H17ZM97 30H98V29H97ZM107 30H108V29H107ZM110 30H111V29H110ZM112 30H113V29H112ZM119 30H120V29H119ZM122 30H123V29H122ZM122 30H121V31H122ZM134 30H135V29H134ZM148 30H149V29H148ZM163 30H162V31H163ZM199 30H201V29H199ZM237 30H238V29H237ZM247 30H248V29H247ZM263 30H264V29H263ZM10 31H9V32H10ZM21 31H23V30H21ZM28 31H29V30H28ZM38 31H39V30H38ZM58 31H59V30H58ZM92 31H93V30H92ZM102 31H103V30H102ZM165 31H166V30H165ZM168 31H169V30H168ZM176 31H177V29H176ZM205 31H206V30H205ZM210 31H211V29L209 30V32H210ZM231 31H233V30H231ZM240 31H241V29H240ZM243 31H244V30H243ZM243 31H242V32H243ZM0 32H1V31H0ZM5 32H8V31H5ZM24 32H26V31H24ZM24 32H23V33H24ZM42 32H43V31H42ZM98 32H99V31H98ZM98 32L96 31V33H98ZM113 32H114V30H113ZM113 32H111V33H113ZM115 32H117V31H115ZM122 32H123V31H122ZM122 32H121V33H122ZM136 32H137V31H136ZM143 32H145V31L143 30ZM163 32H164V31H163ZM190 32H191V31H190ZM195 32H196V33H194V30H193L192 33H194L195 36H197L198 38H199V37L202 38V36H203V35L201 34L202 31H201V32H200V31L197 32V30H196ZM236 32H237V31H236ZM248 32H249V31H248ZM17 33H18V32H17ZM33 33H34V31H33ZM129 33H130V32H129ZM131 33H132V32H131ZM159 33H160V32H159ZM204 33H205V32H204ZM207 33H208V32H206V35H207ZM227 33H229V32H227ZM243 33H244V32H243ZM245 33H247V32H245ZM251 33H252V32H251ZM5 34H6V33H5ZM18 34L20 35V31H19ZM102 34H103V33H102ZM113 34H115V33H113ZM113 34H112V35H113ZM125 34H126V33H125ZM133 34H135V33L133 32ZM142 34H143V33H142ZM176 34H177V33L175 32V35H176ZM220 34H221V33H220ZM234 34H235V33H234ZM6 35H7V34H6ZM8 35H9V34H8ZM10 35H11V34H10ZM15 35H16V32H15ZM82 35H83V34H82ZM118 35H119V34H118ZM118 35H117V36H118ZM129 35H130V34H129ZM169 35H170V34H169ZM169 35L167 34V37H168ZM192 35H193V34H192ZM192 35H191V36H192ZM222 35H223V34H222ZM224 35H226V33H225ZM224 35H223V36H224ZM235 35H236V34H235ZM241 35H242V33H241ZM244 35H245V37H246V34H244ZM0 36H1V35H0ZM17 36H18V35H17ZM17 36H16V37H17ZM23 36H24V35H23ZM33 36H34V35H33ZM38 36H39V35H38ZM97 36H99V35H97ZM121 36H122V35H121ZM150 36H151V35H150ZM165 36H166V35H165ZM172 36H173V35H172ZM172 36H171V37H172ZM176 36H177V35H176ZM181 36H183V34H182ZM186 36H187V35H186ZM223 36H222V38L224 39L225 36H224V37H223ZM226 36H227V35H226ZM228 36H229V35H228ZM228 36H227V39H228ZM231 36H232V35H231ZM233 36H234V35H233ZM6 37H8V36H6ZM13 37H14V36H13ZM13 37H12V38H13ZM34 37H35V36H34ZM34 37H33V38H34ZM56 37H57V36H56ZM79 37H80V36H79ZM101 37H102V35H101ZM101 37H100V39H101ZM106 37L109 38V35H108V36L106 35ZM112 37H113V36H111L110 38H112ZM131 37L134 39L135 36L133 37V35H132ZM147 37H148V36H147ZM167 37H166V38H167ZM192 37H193V36H192ZM203 37H204V36H203ZM216 37H217V36H216ZM219 37H220V36H219ZM234 37H235V36H234ZM240 37H241V36H240ZM249 37H250V36H249ZM12 38H11V39H12ZM23 38H24V37H23ZM36 38H37V37H36ZM43 38H44V37H43ZM62 38H63V36H62ZM135 38H136V37H135ZM172 38H173V37H172ZM181 38H182V37H181ZM181 38H179V40H180ZM206 38H208V37L206 36ZM206 38H205L204 40H206ZM222 38H220V39L222 40ZM225 38H226V37H225ZM231 38H232V37H231ZM231 38H229V39H231ZM15 39H16V38H15ZM39 39H40V37H39ZM57 39H58V38H57ZM60 39H61V38H60ZM102 39H105V38H102ZM124 39H125V38H124ZM173 39H174V38H173ZM195 39H196V38H195ZM250 39H251V38H250ZM250 39H249V40H250ZM12 40H13V39H12ZM12 40H10V42H11ZM18 40H19V42H20L21 39L19 38ZM37 40H38V39H36V41H37ZM50 40H51V39H50ZM83 40H84V39H83ZM105 40H106V39H105ZM118 40H119V39H118ZM136 40H137V39H136ZM151 40H152V39H151ZM151 40H150V41H151ZM153 40H154V39H153ZM153 40H152V41H153ZM160 40H161V39H160ZM197 40H201V39H197ZM202 40H203V39H202ZM214 40H215V39H214ZM252 40H253V38H252ZM23 41H24V40H23ZM23 41H22V42H23ZM38 41H39V40H38ZM38 41H37V42H38ZM41 41H42V39H41ZM41 41H40V44H41ZM43 41H44V43H45V40H43ZM115 41H116V40H115ZM121 41H122V40H121ZM121 41H119V43H120ZM127 41H128V40H127ZM133 41L135 42V40H133ZM158 41H159V40H158ZM165 41H166V39H165ZM168 41H169V39H168ZM177 41H178V40H177ZM183 41H185V39H184ZM192 41H193V40H192ZM206 41H207V40H206ZM208 41H209V38H208ZM212 41H213V40L211 39L210 42H212ZM215 41H216V40H215ZM218 41H219V40H218ZM241 41H242L241 38H239V36H238V38H232V39L229 40V41H220V42H217V43H216V50H215V52L217 51V53H218L217 56H220V55H221V58H222V57H223V58L225 57L226 60H227V59L229 60V63H227V67L230 66V67H228V68H231V71L233 72V74L235 73L233 70L238 71V72H239V70H240L241 73H244V74H245V73H250V74H252V76H253V80H255L256 77L261 79V77H264V57H262L263 55H262L260 49L257 48V49L255 50V53H254V54L251 53L253 56L251 57V60H249V57H248L249 54L246 52V48H247L246 45H247V44L244 45V44L242 43V42H244V40H243L242 42H241ZM245 41H246V40H245ZM0 42H1V40H0ZM13 42H14V40H13ZM13 42H12V43H13ZM26 42H27V41H26ZM66 42H67V41H66ZM75 42H76V41H75ZM80 42H81V41H80ZM98 42H99V41H98ZM109 42H110V41H109ZM122 42L124 43V41H122ZM128 42H129V41H128ZM138 42H139V41H138ZM169 42H171V41H169ZM175 42H176V41H175ZM178 42H179V41H178ZM187 42H188V41H187ZM190 42H191V41H190ZM203 42H205V41H203ZM24 43H25V42H24ZM35 43H36V42H35ZM49 43H50V42H49ZM104 43H105V41H104ZM106 43H107V41H106ZM115 43H116V42H115ZM115 43L113 42V44H115ZM123 43H122V45H123ZM132 43H133V42H132ZM135 43H136V42H135ZM157 43H158V42H157ZM163 43H164V42H163ZM171 43H172V42H171ZM171 43H170V44H171ZM180 43H181V42H180ZM185 43H186V42H185ZM214 43H215V42H214ZM256 43H257V42H256ZM13 44H15V43H13ZM32 44H33V43H32ZM56 44H57V41H56ZM79 44H80V43H79ZM120 44H121V43H120ZM133 44H134V43H133ZM137 44H138V43H137ZM168 44H169V43H168ZM182 44H184V43H182ZM186 44H188V43H186ZM205 44H206V43H205ZM207 44H208V43H207ZM251 44H252V43H251ZM18 45H19V44H18ZM28 45H29V44H28ZM28 45H27V46H28ZM41 45H42V44H41ZM67 45H68V44H67ZM118 45H119V44H118ZM140 45H141V43H140ZM165 45L167 46V42H165ZM188 45H189V44H188ZM190 45H191V44H190ZM192 45H194V44H192ZM196 45H197V44H196ZM196 45H195L194 49H195L196 47H198V50H199L200 48H203V46H201V47L199 48V46H200L199 44H198L199 46H198V45L196 46ZM201 45H204V44H201ZM258 45H259V44H258ZM10 46H11V45H10ZM10 46H9V47H10ZM21 46H22V45H21ZM34 46H35V45H34ZM38 46H39V45H38ZM46 46H47V45H46ZM68 46H69V45H68ZM75 46H76V45H75ZM86 46H87V45H86ZM113 46H114V51H115V48H116V47H115V45H113ZM128 46H129V45H128ZM131 46H132V45H131ZM145 46H146V44H145ZM171 46H173V45H171ZM177 46H178V45H177ZM207 46H208L207 48H209L210 46H213V45H210V46L207 45ZM14 47H15V46H13V48H14ZM22 47H23V46H22ZM24 47H25V46H24ZM54 47H55V46H54ZM80 47H81V46H80ZM122 47H123V46H122ZM135 47H136V48H134L133 50H131V54L127 55V56H128V57H127V58H128V65H129V66H130V65H133V66L135 65V66H136V64H137L138 62H136V59H135V58H136V56H137L138 54L140 55V53H141L142 50H143V48L141 49V47H137V46H135ZM153 47H154V46H153ZM169 47H170V46H169ZM181 47H182V46H181ZM185 47H186V45H185ZM189 47H190V46H189ZM204 47H205V46H204ZM13 48H11V49L13 50ZM17 48L20 49L21 47H20V48L17 47ZM42 48H43V47H42ZM52 48H53V47H52ZM78 48H79V47H78ZM118 48H119V47H118ZM124 48H125V47H124ZM127 48H128V47H127ZM144 48H145V47H144ZM147 48H148V47H147ZM173 48H174V46H173ZM179 48H180V46H179ZM212 48H215V47H212ZM212 48H211V49L209 48V51L212 50ZM255 48H256V47H255ZM259 48H260V46H259ZM4 49H5V48H4ZM7 49H8V48H7ZM14 49H16V47H15ZM18 49H17V50H18ZM62 49H63V48H62ZM66 49H67V48H66ZM73 49H74V48H73ZM154 49L156 50V47H155ZM175 49H176V48H175ZM177 49H178V48H177ZM188 49H189V48H188ZM194 49H193V50H194ZM205 49H206V48H205ZM205 49H204V50H205ZM29 50H30V48H29ZM29 50H28V51H29ZM43 50H44V49H43ZM74 50H75V49H74ZM74 50H73V51H74ZM76 50H78V49H76ZM89 50H90V49H89ZM125 50H126V48H125ZM147 50H149V49H147ZM152 50H153V49H152ZM158 50H159V48H158ZM165 50H166V49H165ZM167 50H169V48H168ZM171 50H173V49H171ZM182 50H183V47H182ZM191 50H192V49H191V47H190V51H191ZM193 50H192V51H193ZM198 50H197L196 53H198ZM200 50H201V49H200ZM200 50H199V52H200ZM251 50H252V51H251ZM251 50H250V51L253 52L254 49H251ZM261 50L263 51V49H261ZM183 51H184V54H185V52H187L188 50L186 49V51H185V49H184ZM194 51H196V50H194ZM201 51H202V50H201ZM206 51L209 52L208 49H207ZM206 51H204V52H206ZM250 51H249V48H248V52H250ZM57 52H59V51H57ZM61 52H62V51H61ZM93 52H94V51H93ZM117 52H118V51H117ZM119 52H120V51H119ZM146 52H147V51H146ZM149 52H151V51H149ZM155 52H156V51H155ZM163 52H164V51H163ZM175 52H176V51H175ZM207 52H206L205 54H207ZM7 53H8V52H7ZM29 53L31 54V52H29ZM48 53H49V52H48ZM74 53H75V52H74ZM122 53H123V52H122ZM164 53H165V52H164ZM177 53H178V52H177ZM181 53H182V52H181ZM209 53L212 55L211 52H209ZM8 54H9V53H8ZM10 54L12 55V53H10ZM23 54L26 55L27 53H23ZM30 54H28V57H27V58L30 59V60H33L34 57L31 56ZM67 54H68V53H67ZM126 54H127V53H126ZM126 54H125V55H126ZM142 54H143V53H142ZM142 54H141V55H142ZM144 54H145V52H144ZM144 54H143V55H144ZM150 54H151V53H150ZM154 54H155V53H154ZM170 54H172V53L170 52ZM189 54H190V53H189ZM193 54L195 55V53H193ZM200 54H201V52H200ZM202 54H204V53H202ZM202 54H201L200 57L198 56V57H195V58H190V57H193V56H190V57H189L190 59H187V61L185 62V63L188 64L187 68L189 67V64H190V65H193L192 67H195V68H196V67H197V68L200 67V70H201V67H205V66H207L208 63H209V60L207 61V58H205V55L203 56ZM210 54L208 55V57L210 56V59H211V58H213V57H211ZM213 54H214V53H213ZM263 54H264V53H263ZM17 55H18V54H17ZM17 55H16V56H17ZM29 55H30V56H29ZM37 55H38V53L36 54V56H37ZM43 55H44V54H43ZM43 55H42V56H43ZM58 55H59V54H58ZM79 55H80V54H79ZM89 55H90V54H89ZM109 55H110V54H109ZM141 55H140V56H141ZM172 55H173V54H172ZM181 55H182V54H181ZM185 55H186V54H185ZM185 55H184V56H185ZM198 55H199V53H198ZM9 56H10V55H9ZM34 56H35V55H34ZM54 56H57V55H54ZM54 56H53V57H54ZM98 56H99V55H98ZM147 56H148V55H146V57H147ZM175 56H177V55H175ZM188 56H189V55H188ZM215 56H216V55L214 54V57H215ZM250 56H251V55H250ZM21 57H22V56H21ZM39 57H40V56H39ZM47 57H48V55H47ZM57 57H58V56H57ZM61 57H63V56H61ZM124 57H125V56H124ZM151 57H152V56H151ZM167 57H168V56H167ZM170 57H172V56H170ZM170 57H169V58H170ZM10 58H11V57H10ZM36 58H37V57H36ZM36 58H35V59H36ZM49 58H50V56H49ZM49 58H48V59H49ZM54 58H55V57H54ZM54 58H53V59H54ZM125 58H126V57H125ZM144 58H145V57H144ZM144 58H143V60H144ZM148 58H149V57H148ZM152 58H153V57H152ZM154 58H156V57H154ZM172 58H173V57H172ZM180 58H181V57H180ZM180 58H179V59H180ZM182 58H183V57H182ZM185 58H186V57H185ZM185 58H184V59H185ZM219 58H220V57H219ZM8 59H9V58H8ZM25 59H26V58H25ZM39 59H41V58H39ZM59 59H60V57H59ZM59 59L57 58V59H54V60H49V62H53V64H54L55 61L58 60V62H59V61L61 60V59H60V60H59ZM65 59H66V58H65ZM68 59H69V55H68ZM88 59H89V58H88ZM105 59H106V58H105ZM119 59H121V58L119 57ZM170 59H171V58H170ZM174 59H176V58H174ZM177 59H178V58H177ZM17 60H18V59H17ZM17 60H15V61H17ZM30 60L28 61L29 64L31 63ZM44 60H45V58L43 59V61H44ZM93 60H94V59H93ZM95 60H96V59H95ZM95 60H94V61H95ZM180 60H181V59H180ZM213 60H215V59H213ZM228 60H227V61H228ZM15 61H12V62H15ZM21 61H22V59H21ZM34 61H35V60H34ZM36 61H37V60H36ZM36 61H35V62H36ZM70 61H71V60H70ZM72 61H73V60H72ZM124 61H125V60H124ZM126 61H127V60H126ZM126 61H125V62H126ZM144 61H145V60H144ZM148 61H150V60H148ZM168 61H169V59H168ZM168 61H167V62H168ZM175 61H176V63H177L178 60H175ZM182 61H183V60H182ZM211 61H212V60H211ZM211 61H210V63H212ZM216 61H217V60H216ZM223 61H225V60L223 59L222 62H223ZM227 61H226V62H227ZM4 62H5V61H4ZM4 62H2V63H4ZM6 62H7V61H6ZM44 62H46V61H44ZM60 62H61V61H60ZM65 62H66V61H65ZM67 62H68V61H67ZM73 62H75V61H73ZM86 62H87V61H86ZM111 62H112V61H111ZM113 62H114V61H113ZM113 62H112V63H113ZM118 62H119V60H118ZM118 62H116V60H115L114 63H115V64L117 63V66L119 67ZM151 62H153V61H151ZM172 62H173V59H172ZM222 62H220V63H222ZM15 63H16V62H15ZM37 63L39 64L40 62H37ZM47 63H48V62H47ZM61 63H63V65L65 64L63 61H62ZM70 63H71V62H70ZM93 63H94V62H93ZM114 63H113V64H114ZM120 63H121V61H120ZM126 63H127V62H126ZM139 63H140V62H139ZM146 63H147V61H146ZM181 63H182V62H181ZM183 63H184V61H183ZM215 63H216V62H215ZM217 63H218V62H217ZM217 63H216V66H217ZM220 63H219V65H220ZM0 64H1V63H0ZM7 64H8V66H9V63H7ZM7 64H6V65H7ZM11 64H12V63H11ZM18 64H19V62H18ZM21 64H22V65H23V64H27V62H26V63L22 62V63H20V65H21ZM40 64H41V63H40ZM48 64H50V63H48ZM48 64H47V65H48ZM73 64H75V63H73ZM99 64H100V63H99ZM110 64H111V63H110ZM113 64H112V66H113ZM115 64H114V65H115ZM141 64H142V63H141ZM153 64H155V63H153ZM172 64H173V63H172ZM178 64H179V65H178ZM178 64H177V65L180 67V61H179ZM212 64H213V63H212ZM212 64L209 65V66H212ZM223 64H224V63H223ZM16 65H17V64H16ZM20 65H19V66H20ZM41 65H42V64H41ZM67 65H68V64H67ZM67 65H66V66H67ZM79 65H80L81 68L83 67V66H81V64H79ZM79 65H77V66L79 67ZM85 65H86V64H85ZM96 65H97V64H96ZM120 65H121V64H120ZM124 65H126V64H123V67H124ZM128 65H127V66H128ZM137 65H138V64H137ZM143 65H144V64H143ZM158 65H159V64H158ZM162 65H163V63H162ZM183 65H184V64H183ZM224 65H225V64H224ZM14 66H15V65H14ZM31 66H32V65H31ZM52 66H53V65H52ZM58 66H60V65H58ZM68 66H69V65H68ZM86 66H87V65H86ZM97 66H99V65H97ZM108 66H109V65H108ZM129 66H128V69H129ZM133 66H132V68H133ZM147 66H150L149 62H148V65H147ZM147 66L145 65L146 68H147ZM152 66H153V65H151V67H152ZM154 66H155V65H154ZM154 66H153V67H154ZM185 66H186V64H185ZM214 66H215V65H214ZM220 66H221V65H220ZM6 67H7V66H6ZM10 67H11V66H10ZM17 67H18V66H17ZM21 67H22V66H20V68H21ZM27 67H29V65H28ZM38 67H40V65H39ZM48 67H49V66H48ZM56 67H57V66H56ZM56 67H55V68H56ZM61 67H62V66H61ZM64 67H65V66H64ZM73 67H74V66H73ZM101 67H102V66H101ZM105 67H106V66H105ZM125 67H126V66H125ZM125 67H124V68H125ZM140 67H141V66H140ZM151 67H150V68H151ZM153 67H152V68H153ZM174 67H176V66L174 65ZM174 67H173V71H172V70H167V69H166V70H162V71H163L162 74H164V75L167 76L168 78H169V77H171L172 79H173V78H180L181 80H184V81H185V80H189L188 82L191 81V83H197V84L199 85V88H200L201 85H204V84L206 83V82H204V84H200V81L198 80V79H199L198 77H200L201 74H200L199 76H198V75H194V76H193V74H195V71L198 70V69H196L195 71H193L194 73L192 74V76H187L186 74H184V75H183L182 73L179 74L182 70L179 71V72L177 71L178 73H177V72H174ZM179 67H178V68H179ZM181 67H182V66H181ZM192 67H191V68H192ZM234 67H236V68H234ZM1 68H2V67H1ZM8 68H9V67H8ZM14 68H15V67H14ZM29 68H30V67H29ZM33 68H34V67H33ZM35 68H36V67H35ZM49 68H50V67H49ZM62 68H63V67H62ZM74 68H75V67H74ZM74 68H73V69H74ZM115 68H116V67H115ZM115 68H114V69H115ZM119 68L121 69V66H120ZM148 68H149V67H148ZM150 68H149V69H150ZM162 68H163V67H162ZM187 68H186V69H187ZM207 68L209 69L210 67H207ZM211 68H212V67H211ZM217 68H218L217 70L221 69V68H219V67H217ZM222 68H225V67L223 66ZM233 68H234V69H233ZM21 69H22V68H21ZM25 69H26V68H25ZM57 69H60V68H57ZM68 69H69V68L67 67V70H68ZM70 69H71V68H70ZM109 69H112V68H109ZM130 69H131V68H130ZM130 69H129V70H130ZM143 69H144V68L142 67V69H140V70H143ZM155 69H156V68H155ZM157 69H158V68H157ZM159 69H160V68H159ZM159 69H158V70H159ZM169 69H170V68H169ZM171 69H172V68H171ZM179 69H180V68H179ZM183 69H184V68H183ZM192 69H193V68H192ZM213 69H214V68H212V70H213ZM238 69H239V70H238ZM2 70H3V68H2ZM4 70H5V69H4ZM13 70H14V69H13ZM15 70H16V69H15ZM15 70H14V71H15ZM30 70H31V69H30ZM34 70H35V69H34ZM34 70H33V71H34ZM37 70H38V69H37ZM48 70H49V69H48ZM75 70H77V69L75 68ZM79 70H81V69L79 68ZM123 70H124V69H123ZM123 70H122V71H123ZM135 70H137V69H135ZM184 70H185V69H184ZM187 70H188V69H187ZM187 70H186V71H187ZM215 70H216V68H215ZM223 70H224V69H223ZM7 71H8V70H7ZM9 71H10V70H9ZM9 71H8V72H9ZM17 71H18V70H17ZM20 71H21V70H20ZM110 71H112V70H110ZM119 71H120V70H119ZM122 71H121V72H122ZM125 71H126V68H125ZM148 71H149V70H147V72H148ZM153 71H154V70H153ZM162 71H161V72H162ZM175 71H176V70H175ZM188 71H190V69H189ZM201 71H202V70H201ZM201 71H198V72H201ZM220 71H221V70H220ZM224 71H225V70H224ZM228 71H229V70H228ZM228 71H227V69H226V72H228ZM22 72H24V71L22 70ZM35 72H37V71L35 70ZM38 72H39V71H38ZM45 72H46V71H45ZM53 72H54V70H53ZM58 72H59V71H58ZM65 72H66V70H65ZM77 72H78V71H77ZM88 72H89V71H88ZM106 72H107V71H106ZM114 72H115V71H114ZM117 72H118V70H117ZM131 72L134 73L132 70H131ZM131 72H130V73H131ZM137 72H138V71H137ZM137 72H135V74H133V78L136 77ZM157 72H158V71H157ZM190 72H191V71H190ZM208 72L210 73V71H208ZM211 72H212V71H211ZM229 72H230V71H229ZM13 73H14V72H13ZM16 73H17V72H16ZM30 73H31V72H30ZM33 73H34V72H33ZM56 73H57V72H56ZM100 73H102V72H100ZM107 73H108V72H107ZM132 73H131V74H132ZM141 73H142V72H141ZM143 73H144V72H143ZM184 73H185V72H184ZM187 73H189V72H187ZM203 73H204V71H203ZM214 73H215V72H214ZM221 73H222V72H221ZM241 73L239 72L237 76H239V74H241ZM11 74H12V73H11ZM42 74H43V73H42ZM74 74H75V72H74ZM77 74H78V73H77ZM121 74H122V73H121ZM123 74H125V73L123 72ZM126 74H127V73H126ZM149 74H150V73H149ZM151 74H152V72H151ZM151 74H150V76H151ZM158 74H159V73H158ZM160 74H161V73H160ZM160 74H159V75H160ZM196 74H198V73H196ZM206 74H208V73L206 72ZM212 74H213V73H212ZM212 74H211V75H212ZM215 74H216V73H215ZM223 74H224V73H223ZM236 74H237V72L235 73V76H236ZM250 74H248V75H250ZM16 75H19V74H16ZM45 75H47V73H46ZM59 75H62V74H59ZM59 75H57V76H59ZM78 75H79V74H78ZM80 75H81V74H80ZM95 75H96V74H95ZM106 75H107V74H106ZM113 75H114V74H113ZM116 75H117V73H116ZM118 75H119V74H118ZM139 75H141V74H139ZM153 75H154V74H153ZM153 75H152V76H153ZM155 75H157V74L155 73ZM204 75H205V74H204ZM208 75H209V74H208ZM224 75H226V74H224ZM227 75H228V74H227ZM227 75H226V76H227ZM230 75H231V74H230ZM248 75H247V76H248ZM21 76H22V73H21ZM30 76H31V75H30ZM68 76H69V75H68ZM76 76H77V75H76ZM99 76H100V75H99ZM120 76H121V75H120ZM162 76H163V75H162ZM165 76H164V77H165ZM233 76H234V75H233ZM233 76L231 75V76H229V77H233ZM250 76H251V75H250ZM10 77H11V76H10ZM12 77H14V76L12 75ZM31 77H32V76H31ZM31 77H30V79H31ZM33 77H34V76H33ZM48 77H49V76H48ZM48 77H46V78H48ZM55 77H56V74H55ZM77 77H78V76H77ZM102 77H103V76H102ZM115 77H116V76H115ZM125 77H126V76H125ZM127 77H128V75H127ZM127 77H126V78H127ZM137 77H138V75H137ZM137 77H136V78H137ZM156 77H157V76H156ZM158 77H159V76H158ZM160 77H161V76H160ZM160 77H159V78H160ZM206 77H207V75L204 76L205 79H207ZM224 77H225V76H224ZM224 77H223V78H224ZM242 77H243V75H242ZM244 77H245V75H244ZM254 77H255V78H254ZM27 78H28V77H27ZM38 78H39V77H38ZM44 78H45V77H44ZM50 78H51V77H50ZM52 78H53V77H52ZM52 78H51V79H52ZM63 78H64V72H63ZM63 78H62V79H63ZM67 78H68V77H67ZM99 78H100V77H99ZM99 78H98V81H99ZM126 78H125V79H126ZM136 78L133 79L134 84H136L138 87H140V86H141V80H142V78H140V79H141V80H140V85H138L139 83H137L139 77H138V79H136ZM151 78H152V77H151ZM151 78H149V80H150ZM168 78H167V79H168ZM201 78H202V77H201ZM209 78H210V77H208V79H209ZM220 78H221V77H220ZM236 78H237V77H236ZM249 78H250V77H249ZM18 79H19V78H18ZM18 79H17V80H18ZM51 79H50V80H51ZM54 79H56V78H54ZM54 79H53V80H54ZM73 79H75V78H73ZM101 79H102V78H101ZM101 79H100V80H101ZM107 79H108V78H107ZM122 79H123V78H122ZM154 79H156V78L153 77L152 80H154ZM162 79H163V78H162ZM172 79H170V80H172ZM212 79H214V78H212ZM218 79H219V78H218ZM226 79H227V77H226ZM239 79H240V78H239ZM242 79H243V78H242ZM35 80L38 81L37 77H36ZM39 80H40V79H39ZM59 80H60V79H59ZM78 80H79V77H78ZM120 80H121V79H120ZM149 80H148V81H149ZM152 80H151V81H152ZM158 80H160V79H158ZM174 80H175V79H174ZM174 80H173V81H174ZM200 80H201V79H200ZM203 80H204V79H203ZM221 80H222V79H221ZM227 80H228V79H227ZM232 80H233V79H232ZM236 80H237V79H236ZM245 80H247V79H245ZM250 80H251V79H250ZM253 80H252V81H253ZM262 80H264V79H262ZM3 81H4V80H3ZM20 81H21V80H20ZM26 81H27V80H26ZM29 81H30V80H29ZM44 81H45V83H46V80H44ZM44 81H42V82H44ZM62 81H63V80H62ZM98 81H96V82H97V83L101 82V81H99V82H98ZM143 81H144V80H143ZM143 81H142V82H143ZM145 81H146V80H145ZM156 81H157V79H156ZM163 81H164V79H163ZM166 81H167V80H166ZM166 81H164V82H166ZM173 81H172V82H173ZM179 81H180V80H179ZM184 81H183V82H184ZM209 81H210V80H209ZM214 81H216V80H214ZM229 81H230V80H229ZM229 81H227V82L229 83ZM234 81H235V78H234ZM237 81L239 82V80H237ZM241 81H242V80H241ZM256 81H259V80L257 79ZM33 82H34V81H33ZM33 82H31V84H33ZM56 82H57V80H56ZM56 82H55V83H56ZM91 82H92V81H91ZM118 82H119V81H118ZM122 82H123V81H122ZM122 82H121V83H122ZM128 82H129V81H128ZM128 82H127V80H126V83H128ZM138 82H139V81H138ZM174 82H175V81H174ZM180 82L182 83V81H180ZM180 82H179V83H180ZM186 82H187V81H186ZM186 82H185L184 84H186ZM188 82H187V85H189ZM198 82H199V83H198ZM219 82H220V81H219ZM222 82H223V81H222ZM227 82H226V83H227ZM230 82H231V81H230ZM248 82H249V81H248ZM2 83H3V82H2ZM6 83H7V82H6ZM27 83H28V82H27ZM35 83H36V82H35ZM35 83H34V84H35ZM38 83H39V81H38ZM61 83H62V82H61ZM78 83H79V81H78ZM83 83H84V82H83ZM114 83H115V82H114ZM124 83H125V82H124ZM124 83H123V84H124ZM146 83H147V82H146ZM162 83H163V82H162ZM169 83H170V84H173V83H171V81H170ZM169 83H168V85H169ZM175 83H176V82H175ZM239 83H241V82H239ZM242 83H243V82H242ZM249 83H250V82H249ZM254 83H256V82H254ZM259 83H260V82H259ZM34 84H33V85H34ZM46 84H47V83H46ZM51 84H52V83H51ZM80 84H81V83H80ZM91 84H92V83H91ZM95 84H96V83H95V80H94V85H95ZM100 84H102V82L99 83V85H100ZM116 84H117V82H116ZM116 84H115V86H116ZM130 84H131V81H130ZM155 84H157V83H154V84H152V85L154 86ZM163 84H164V86L166 87L167 84H166V83H163ZM163 84H162V85H163ZM184 84H183V86H184ZM229 84H230V83H229ZM229 84H228V86H229ZM235 84H237V83H235ZM243 84H244V83H243ZM243 84H242V85H243ZM260 84H261V83H260ZM28 85H29V84H28ZM28 85H27V86H28ZM43 85H45V84H43ZM48 85H49V84H48ZM58 85H59V84H58ZM64 85H67V84H63V86H64ZM74 85H75V84H74ZM74 85H73V86H74ZM83 85H84V84H83ZM83 85H82V86H83ZM103 85H104V82H103ZM103 85H102V86H103ZM120 85H121V84H120ZM120 85L118 84V86H120ZM149 85H150V84H149ZM152 85H151V87H152ZM157 85H158V86H161L160 82H159V84H157ZM157 85H156L155 87H157ZM174 85H175V84H174ZM178 85H179V84H178ZM181 85H182V84H181ZM181 85H180V86H181ZM192 85H194V84H192ZM195 85H196V84H195ZM217 85H219V84H217ZM249 85H250V84H249ZM252 85H253V84H252ZM34 86L36 87V85H34ZM55 86H56V85H55ZM60 86H61V85H60ZM75 86H76V85H75ZM86 86H87V84H86ZM90 86L92 87V85H90ZM105 86H107V85H105ZM111 86H112V85H111ZM121 86H122V85H121ZM144 86L146 87V84H145ZM144 86H142V87H144ZM170 86H171V85H170ZM175 86H177V85H175ZM175 86H174V88H175ZM185 86H186V85H185ZM185 86H184V87H185ZM190 86H191V85H190ZM196 86H197V85H196ZM209 86H211V84H209ZM223 86H224V85H221L222 88H223ZM226 86H227V85H226ZM231 86H233V84H231ZM235 86H237V85H235ZM263 86H264V85H263ZM9 87H10V86H9ZM35 87H34V88H35ZM39 87H41V86H39ZM45 87H46V86H45ZM49 87H50V86H49ZM49 87H47V88H49ZM78 87L80 88L81 86L79 85ZM91 87H90V88H91ZM109 87H110V86H109ZM124 87H125V86H124ZM132 87H133V86H132ZM151 87H150V90H149V88H148L149 91H145V90H146L145 88H144L145 90H140L141 88H139L140 91L135 89L136 91L134 92L132 88H129V87L127 86V87H126V90H127V88L132 89V91H133L134 93H133V94L131 93V95H130V92H128L129 95H126L125 93H123V91H122V89H121L122 92L120 91V95H119L118 99L120 100V98H121V96H122L123 99L120 100V101H122V102L124 103V105H125L126 103H127L126 105H128V102H129V100H130L132 97H133L134 99H135V98H143V99H146V100H148V101H152L153 98H155L154 96H155V95L157 94V92H158V91H157L158 88H157V89L154 88V90H151ZM162 87H163V86H162ZM162 87H159V89H161L163 92H165V88L162 89ZM168 87H169V86H168ZM181 87H182V86H181ZM184 87H183V90H184V89H185V90L183 91V95L185 94V96L187 95V96L189 97V95L191 94L192 89H194V88L190 89L191 91H189V89H187L186 87L184 88ZM194 87H195V86H194ZM202 87H203V88H206L207 86H206V87L202 86ZM233 87H234V86H233ZM233 87H232V88H233ZM238 87H239V85H238ZM248 87H249V86H248ZM251 87H252V86H251ZM28 88H30V86H28ZM50 88H51V87H50ZM52 88H53V87H52ZM62 88H63V87H62ZM62 88H60V89H62ZM71 88H72V87H71ZM85 88H86V87H85ZM90 88H88V86H87V89L90 90ZM96 88H97V87H96ZM98 88H99V87H98ZM101 88H102V87H101ZM105 88H107V87H105ZM110 88H111V87H110ZM117 88H118V87H117ZM117 88L115 87L114 89L117 90ZM133 88H134V87H133ZM188 88H189V87H188ZM195 88H196V87H195ZM197 88H198V86H197ZM199 88H198V89H199ZM203 88H202V90H203ZM209 88H210V87H209ZM222 88H221V89H222ZM224 88H225V86H224ZM227 88H229V87H227ZM256 88H257V87H256ZM25 89H26V88H25ZM36 89H37V88H36ZM38 89H39V88H38ZM42 89H44V88H42ZM54 89H55V88H54ZM57 89H58V86H57ZM66 89H67V88H66ZM72 89H75V87H73ZM82 89H83V88H82ZM94 89H95V87H94ZM108 89H109V88H108ZM108 89H105V91L108 90ZM129 89H128V90H129ZM152 89H153V87H152ZM179 89H180V88H179ZM210 89H211V88H210ZM219 89H220V88H219ZM219 89H218V91H219ZM230 89H231V88H230ZM237 89H238V88H237ZM252 89H253V87H252ZM261 89H262V88H261ZM46 90H47V89H46ZM58 90H59V89H58ZM77 90H78V88H77ZM80 90H81V89H80ZM92 90H93V89H92ZM92 90H91V91H92ZM112 90H113V89H112ZM112 90H111V91H112ZM118 90H119V89H118ZM124 90H125V89H124ZM155 90H156V91H155ZM180 90H181V89H180ZM180 90H178V91L180 92ZM196 90H197V89H196ZM199 90H200V89H199ZM199 90H198V91H199ZM215 90H216V88H215ZM242 90H243V89H242ZM28 91H29V89H28ZM32 91H34V89H33ZM32 91H29V93H30V92L33 93ZM36 91H37V90H36ZM52 91H54V90H52ZM55 91H57V90H55ZM61 91H62V90H61ZM65 91H66V90H65ZM65 91H62V92H65ZM67 91H69V90L67 89ZM67 91H66V92H67ZM70 91H73V90H70ZM82 91H83V90H82ZM82 91H80V92H82ZM87 91H88V90H87ZM87 91H86V92H87ZM93 91H94V90H93ZM93 91H92V92H93ZM96 91H97V90H96ZM96 91H95L94 93L97 94ZM99 91H102V90H99ZM108 91H109V90H108ZM108 91H107V92H108ZM129 91H130V90H129ZM168 91H169V90H168ZM171 91H172V89H171ZM176 91H177V90H176ZM198 91H197V92H198ZM206 91H207V89H206ZM208 91H209V90H208ZM218 91H217V92H218ZM230 91H231V90H230ZM230 91L228 92V94L230 93ZM246 91H247V90H246ZM252 91H253V90H252ZM255 91H258V90H255ZM255 91H254V92H255ZM262 91H263V90H262ZM66 92H65V94H66ZM84 92H85V91H84ZM92 92H90V93H92ZM107 92H106V93H107ZM159 92H160V91H159ZM193 92H194V91H193ZM199 92H200V91H199ZM209 92H210L211 94H212V93L214 94V89H213V92H211V91H209ZM217 92H215V93H217ZM231 92H232V94H233V91H231ZM238 92H239V90H238ZM254 92H253V93H254ZM36 93H38V92H35V94H36ZM49 93H50V92H49ZM67 93H68V92H67ZM70 93H71V92H70ZM94 93H93V95H94ZM100 93H102V92H100ZM104 93H105V92H104ZM110 93H111V92H110ZM110 93H107V95H109ZM115 93H117V91H116ZM173 93H174V92H173ZM175 93H176V92H175ZM181 93H182V90H181V92H180L179 94H181ZM201 93L203 94L202 91H201ZM207 93H208V92H207ZM210 93H209V94H210ZM220 93H221V92H220ZM220 93H219V94H220ZM226 93H227V92H226ZM242 93H243V92H242ZM242 93H241V94H242ZM244 93H245V92H244ZM248 93H249V91H247L246 94L248 95ZM38 94H39V93H38ZM38 94H36V95H38ZM50 94H51V93H50ZM79 94H80V93H79ZM79 94H78V95H79ZM83 94H84V93H83ZM86 94H87V93H86ZM88 94H89V93H88ZM113 94H114V93H113ZM158 94H159V93H158ZM179 94H177V95H179ZM198 94H199V93H198ZM211 94H210V96H208V94H207V96H208L209 98H210V97H213V95H211ZM230 94H231V93H230ZM230 94H229V95H230ZM232 94H231V95H232ZM234 94H236V93H234ZM33 95H34V94H33ZM63 95H64V93H63ZM63 95H62V96H63ZM67 95H68V94H67ZM80 95H81V94H80ZM103 95H104V94H103ZM111 95H112V94H111ZM114 95H115V94H114ZM116 95H117V94H116ZM116 95H115V96H116ZM160 95H161V94H160ZM166 95H167V92H166ZM172 95H173V94H172ZM183 95H182V96H183ZM222 95H224V94L222 93ZM222 95H221V94H220V95L217 94V95H216L217 97L214 96L215 98H211V99H209V98L207 99V98H206V100L202 101V100H203V97L205 96V95H203V97L201 98V101L198 102V104H197V109H200V110L208 109V110H210V112H211L210 114H205V115L203 114V115H201V116L196 114V116L193 117V118L190 120V122H191V121L193 122V127H194L193 129H194L195 132L200 136L199 139H196V140H199V142H197L196 144H194L193 142H191V141H194V139H192L191 141H188V142H186L187 140H185V144L183 143L184 145H182V148L179 150V151H181V152H179V154L181 153V155H182V156L180 155L179 158L174 157V155H173L174 153L171 151V149H168V148L164 147L165 145H164V146H163V145H162V146L160 145L161 147H158V146H157V148H155V149L152 148V150H149V151H148L147 149H145L144 153L142 152L143 154L141 155V158H142L144 161L146 160V164H148L147 160H148V161H149V160H152V161L154 162V160H156V158H157V159H159V158H163V160H165L164 162L166 163L165 165H166L168 168H170V169H173V168L176 169L175 167H177V166H181V164L184 163V162H185L184 164H186V165H189L190 162H191V164L189 165V167H187V169L189 168V170H190L191 173H192V172H194L193 169H192L193 171L191 170L192 167H190V166H192V163L194 164L195 162H199V163H200V162H205V159H206V161H207V160L210 158V156H211V155H210L211 153L209 154V152H208V151L206 152L205 150H204L203 152H201V153H203V155H202L201 153H200V154H199V153H195L194 149L197 148V147H202V148H205V149H206V148H212V150H213L212 155H215L214 158H215L216 156H217L216 159L219 158V161H218L216 164H218V163L220 162V160H224L226 156H229V155L233 154L234 152H236V151H235L236 148L241 149V153H242V152H245L247 155H248V153L251 155V152L254 150V147H252L253 145L251 146L250 144H253L252 142H254V141H256V143L259 142V143L261 144L262 148H263V146H264V141H263L262 136H259V134H258V135L253 134V133H254L253 131H252V133H250V131H249L248 129H247V132H245V130L240 129V130H242V131H241V135H242V137L245 139V140L242 139V140L244 141L243 144H241L242 142H241V143H238V144H240V147H236V146H238V145L235 144V142L233 141L234 139H233V140L228 139L226 136H225L226 138H224V139L221 138L222 134L225 135L224 133H226L227 135L230 134V133H234V135H236V138H237V134L235 133V131L232 132V130H234V127H232L233 129L230 131V133H227V132H229V130H228V126H227L228 123H227V125L225 124V122H226L225 119H226V118H221V117L218 115L219 109H217V108H218L219 106H225V105H228L230 102H231V104H233L232 101H234L233 98H232V99H233L232 101H229V99H228V95H225V96H222ZM236 95H237V94H236ZM238 95H239V94H238ZM242 95H244V94H242ZM247 95H246V96H247ZM250 95H251V94H250ZM259 95H260V94H259ZM47 96H48V95H47ZM55 96H56V95H55ZM57 96H58V95H57ZM65 96H66V95H65ZM82 96H83V95H82ZM105 96H106V95H105ZM157 96H158V95H157ZM164 96H165V95H163V97H164ZM170 96H171V94H169V97H170ZM190 96H191V95H190ZM193 96H195V95H193ZM226 96H227V97H226ZM239 96H241V95H239ZM261 96H263V95H261ZM261 96H259V97H261ZM39 97H40V96H38V98H39ZM41 97H42V96H41ZM44 97H45V96H44ZM76 97H77V95H76ZM84 97H85V96H84ZM86 97H87V96H86ZM86 97H85V98H86ZM95 97H96V96H95ZM106 97H107V96H106ZM116 97H117V96H116ZM171 97H174V96H171ZM177 97H178V96H175L176 99H177ZM180 97H181V96H180ZM188 97H187V98H188ZM199 97H200V96H199ZM234 97H235V96H234ZM236 97H237V96H236ZM253 97H255V98L257 99V95H255V96H253ZM259 97H258V98H259ZM35 98H36V97H35ZM45 98H46V97H45ZM47 98H48V97H47ZM61 98H62V97H61ZM63 98H64V96H63ZM80 98L82 99V97H80ZM87 98H88V97H87ZM92 98H93V96H92ZM92 98H91V99H92ZM97 98H98V97H97ZM97 98H96V100H97ZM102 98H103V97H102ZM102 98H101V99H102ZM110 98H111V97L109 96V99H108V100H111ZM164 98H165V97H164ZM187 98H186V99H187ZM237 98H238V97H237ZM248 98H250V97H248ZM261 98H262V97H261ZM11 99H12V98H11ZM64 99H65V98H64ZM91 99H90V100H91ZM94 99H95V98H94ZM151 99H152V100H151ZM165 99H166V100L168 99L169 102H170V99H171V98L169 99V98L166 97ZM165 99H164L163 102L166 103ZM172 99H173V98H172ZM181 99H182V97H181ZM184 99H185V98H184ZM238 99H239V98H238ZM240 99H241V101L243 102V99H242L241 97H240ZM245 99H246V101H248L246 97H245ZM245 99H244V100H245ZM253 99H254V98H253ZM32 100H33V97H32ZM35 100H36V99H35ZM39 100H40V99H39ZM43 100H44V99H43ZM47 100H48V99H47ZM54 100H55V99H54ZM69 100H70V99H69ZM75 100H77V98H75ZM79 100H80V99H79ZM99 100H100V99H99ZM103 100H107V99L104 98ZM156 100H158V98H157ZM161 100H163V99H161ZM199 100H200V99H199ZM262 100H263V99H261V102H262ZM18 101H19V100H18ZM57 101H58V100H57ZM61 101H62V100H61ZM61 101H60V102H61ZM63 101H64V100H63ZM83 101H84V99H83ZM100 101H101V100H100ZM100 101H98V102H100ZM111 101H112V100H111ZM114 101H115V97H114ZM136 101H137V99H136ZM136 101H135V102H136ZM154 101H155V99H154ZM186 101H187V100H185V102H186ZM189 101H190V99H189ZM239 101H240V100H239ZM251 101H252V100H251ZM263 101H264V100H263ZM53 102H54V101H53ZM65 102H66V101H65ZM67 102H68V101H67ZM69 102H70V101H69ZM71 102H72V101H71ZM76 102H77V101H76ZM81 102H82V101H81ZM89 102H90V101H89ZM122 102H121V103H122ZM132 102H133V101H132ZM138 102H140V101H138ZM142 102H143V101H142ZM144 102H145V100H144ZM144 102H143V103H144ZM146 102H147V101H146ZM152 102H153V101H152ZM158 102H160V101H158ZM176 102H177V100H176ZM178 102H179V101H178ZM190 102H191V101H190ZM194 102H196V101L194 100ZM235 102H236V105H237L238 102H237V101H235ZM244 102H245V101H244ZM258 102H259V101H258ZM13 103H14V102H13ZM32 103H33V102H32ZM49 103H50V101H49ZM74 103H75V101H74ZM77 103H78V102H77ZM77 103H75L74 106H77V105H76ZM94 103H96V101H95ZM107 103H108V101H107ZM107 103H106V104H107ZM118 103H119V102H118ZM155 103H156V102H155ZM182 103H183V102H182ZM182 103L180 102V104H176V103L173 102V101H172L170 104L167 103L168 106H169V110L172 108V110L174 111V112H173V113H174V114H173V115H174V118H175V117H176V118H182V117H185V116L189 115V113L191 112V109H192V108L190 109V106H189V107L187 106L188 104L185 105V104H182ZM239 103H240V102H239ZM239 103H238V104H239ZM248 103H249V102H248ZM253 103H254V102H253ZM255 103H256V102H255ZM259 103H260V102H259ZM30 104H31V101H30ZM34 104H35V103H34ZM39 104H40V103H39ZM41 104L44 105L43 103H41ZM57 104H58V103H57ZM62 104H63V102H62ZM64 104H65V103H64ZM68 104H69V103H68ZM82 104H83V103H82ZM87 104H90V103H87ZM91 104H92V103H91ZM103 104H105V103H103ZM103 104H102V106H101V105H100V106L103 107ZM130 104H135V103H130ZM136 104H137V103H136ZM150 104H152V103H150ZM150 104H149V105H150ZM242 104H243V103H242ZM256 104H257V103H256ZM263 104H264V103H263ZM72 105H73V104H72ZM78 105H79V103H78ZM112 105H114V104H112ZM115 105H116V103H115ZM115 105H114V106H115ZM124 105H123V106H120V107H121L122 110H123V111H122V112H123V115H124V114H128V118H129V117H134V119H135V117H137L139 114H141L143 117H144V116H147V115L149 114V109H150V108H148L149 105H148V106L145 105L144 109L142 108V110H140V112L137 111V110H135V111H134V110H133V111L130 110L131 106H130V107L127 106V107H129V108H128L129 110H128V109L126 108V106H124ZM143 105H144V104H143ZM156 105H158V103H157ZM233 105H235V103H234ZM243 105H244V104H243ZM248 105H251V103L248 104ZM3 106H4V105H3ZM36 106H38V104H37ZM63 106H64V105H63ZM66 106H67V105H66ZM70 106H71V104H70ZM95 106H96V104H95ZM105 106H106V105H105ZM108 106H109V104H108ZM137 106H138V104H137ZM139 106H140V104H139ZM141 106H142V105H141ZM141 106H140V107H141ZM230 106H231V105H230ZM237 106H239V105H237ZM240 106H241V105H240ZM244 106H245V105H244ZM256 106H257V105H256ZM262 106H263V105H262ZM34 107H35V106H34ZM55 107H56V105H55ZM68 107H69V106H68ZM96 107H97V106H96ZM101 107H100V109H101ZM109 107H110V106H109ZM112 107H113V106H112ZM116 107H117V105H116ZM132 107L135 108V106H132ZM140 107H139V109H141ZM152 107H153V106H152ZM155 107H157V106H155ZM160 107H161V105H160ZM162 107H163V106H162ZM192 107H193V104H192ZM2 108H3V107H2ZM38 108H39V107H38ZM40 108H41V107H40ZM49 108H50V107H49ZM71 108H72V107H71ZM76 108H77V107H76ZM106 108H107V107H105V109H106ZM137 108H138V107H137ZM164 108H165V107H164ZM164 108H163V109H164ZM220 108H221V107H220ZM222 108H223V107H222ZM224 108H225V107H224ZM229 108H230V107H229ZM229 108H228V109H229ZM241 108H242V106H241ZM27 109L29 110V108H27ZM32 109H33V108H32ZM34 109H35V108H34ZM34 109L31 111V114H32L33 116H37L38 113H39V111H36V110H34ZM36 109H37V108H36ZM46 109H47V108H46ZM79 109H80V110H78V111H80V113H81V109L83 110L82 112H85V113H86L85 116L88 114L87 112H89V111H90V112L93 111V113H94V111L97 110V109H95V107H93L92 105L83 106V107H81V108H79ZM110 109H111V107H110ZM118 109H119V108H118ZM131 109H133V108H131ZM135 109H136V108H135ZM159 109H160V108H159ZM225 109H226V108H225ZM231 109L233 110L234 108L232 107ZM245 109H246V110H245ZM245 109H244V110L246 111V114H245V115H244V113H243V115L240 114V113H241V110H240V113H238V114H240V116L238 115V116L236 117V115L234 114V115H235V119L239 122V125H240V122H241V121L246 120V119H245L246 117H251V116L253 117V115H257V114H258V113H255V110H254L255 107H251V106H250V107H247V108H245ZM263 109H264V107H263ZM68 110H69V108H68ZM111 110H112V109H111ZM114 110H115V109H114ZM116 110H117V108H116ZM152 110H154V109H152ZM152 110H151V111H152ZM155 110H157V108H156ZM166 110H167V109H166ZM195 110H196V109H195ZM226 110H227V109H226ZM237 110H238V109H237ZM237 110H236V108H235V111H237ZM242 110H243V109H242ZM257 110H258V108H257ZM260 110H262V109H260ZM260 110H259V111H260ZM44 111H45V110H44ZM44 111H41V112L43 113ZM55 111H56V110H55ZM63 111H64V110H63ZM78 111H77L76 113H78ZM97 111H98V110H97ZM100 111H101V110H100ZM100 111H99V113H100ZM102 111H103V108H102ZM102 111H101V113H102ZM108 111H109V110H108ZM159 111H160V110H159ZM162 111L164 112L165 110H162ZM197 111H198V110H197ZM217 111H218V112H217ZM221 111H223V110H221ZM233 111H234V110H233ZM238 111H239V110H238ZM238 111H237V112H238ZM48 112H49V111H48ZM50 112H51V111H50ZM61 112H62V111H61ZM71 112H72V114H73V110H72ZM74 112H75V110H74ZM95 112H96V111H95ZM118 112H119V110H118ZM120 112H121V111H120ZM122 112H121V113H122ZM155 112H156V111H155ZM166 112H169V111H166ZM192 112H194V111H192ZM205 112H206V111H205ZM243 112H244V111H243ZM29 113H30V112H29ZM51 113H52V112H51ZM121 113H120V114H121ZM152 113H153V112H152ZM157 113H158V112H157ZM194 113H195V112H194ZM194 113H193V114H194ZM222 113L226 115V113H224V112H222ZM222 113H220V114H222ZM228 113H229V111H228ZM234 113H235V112H234ZM259 113H260V112H259ZM19 114H20V113H19ZM25 114H26V112H25ZM31 114H29V116H30ZM44 114H46V113H44ZM55 114H58V113L56 112ZM67 114H69V113H67ZM74 114H75V113H74ZM74 114H73V115H74ZM78 114H79V113H78ZM78 114H76V115H78ZM81 114H82V113H81ZM91 114H92V113H91ZM91 114H90V116H91ZM153 114H154V113H153ZM169 114H170V113H169ZM262 114H263V112H262ZM14 115H15V114H14ZM32 115H31V116H32ZM40 115H41V114H40ZM52 115H53V114H52ZM52 115H51V117L54 118L55 116H52ZM58 115H59V114H58ZM70 115H71V114H70ZM76 115H74V117H75ZM88 115H89V114H88ZM88 115H87L86 118H88ZM94 115H95V114H94ZM98 115H100V114H98ZM107 115H108V114H107ZM116 115H118V114H116ZM123 115H121V116L123 117ZM154 115H157V114H154ZM160 115H161V114H160ZM163 115H164V114H163ZM230 115H231V114H230ZM27 116H28V115H27ZM27 116H26V117H27ZM67 116H68V115H67ZM102 116L105 117L106 115L103 114ZM108 116H110V115H108ZM139 116H140V115H139ZM152 116H153V115H152ZM168 116H169V115H168ZM190 116H192V115H190ZM228 116H229V115H228ZM228 116H227V117H228ZM260 116H261V115H260ZM14 117H15V116H14ZM44 117H45V115H44ZM51 117H50V118H51ZM71 117H72V116H71ZM71 117H70V118H71ZM79 117H81V116H79ZM115 117H116V116H115ZM124 117H126V116H124ZM147 117H149V116H147ZM160 117H162V116H160ZM164 117H165V116H164ZM171 117H172V116H171ZM219 117H220V118H219ZM258 117H259V116H257V118H258ZM32 118H33V117H32ZM41 118H42V117H41ZM76 118H78V116H76ZM100 118H101V115H100ZM187 118H188V117H187ZM190 118H191V117H190ZM228 118H229V117H228ZM231 118H232V117H231ZM254 118L256 119V117H254ZM27 119L29 120L28 117H27ZM37 119H38V117H37ZM71 119H72V118H71ZM74 119H75V118H74ZM80 119H81V118H80ZM80 119H79V120H80ZM91 119H92V118H91ZM91 119H90V120H91ZM97 119H98V118H97ZM113 119H114V120H113V122H114V121H115V118H113ZM117 119H118V118H117ZM117 119H116V120H117ZM122 119H123V118H122ZM130 119H131V118H130ZM132 119H133V118H132ZM136 119H137V118H136ZM139 119L141 120L142 118H139ZM144 119H145V118H144ZM149 119H152V118L150 117ZM162 119H164V118H162ZM162 119H161V121H162ZM169 119H170V117H169ZM171 119H172V118H171ZM171 119H170V120H171ZM232 119H233V118H232ZM232 119H230V120H232ZM235 119H234V121H235ZM263 119H264V118H263ZM1 120H2V119H1ZM20 120H21V119H20ZM20 120H18V121H20ZM30 120H31V118H30ZM32 120H33V119H32ZM32 120H31V122H32ZM34 120H35V118H34ZM44 120H45V119H44ZM48 120H49V119H48ZM48 120H47V121H48ZM76 120H77V119H75V121H76ZM79 120H78V121H79ZM88 120H89V119H88ZM95 120H96V119H95ZM123 120H124V119H123ZM186 120H187V119H186ZM228 120H229V119H228ZM230 120H229V121H230ZM23 121H24V120H23ZM23 121H22V123H24ZM35 121H36V120H35ZM38 121H39V119H38ZM47 121H46V122H47ZM51 121H52V120H51ZM55 121H56V120H55ZM57 121H58V120H57ZM68 121H69V120H68ZM83 121H87V120L83 119ZM108 121H109V120H108ZM108 121H107V118H106V122H107V123H108ZM152 121H153V120H152ZM158 121H159V119H158ZM165 121H166V119H165L164 121H162L163 124H164ZM184 121H185V120H184ZM184 121H183L182 123H184ZM229 121H228V122H229ZM234 121L232 120L231 123H232V122L234 123ZM247 121H249V120L247 119ZM250 121H251V120H250ZM252 121H253V120H252ZM256 121H257V120H256ZM27 122H28V121H27ZM36 122H37V121H36ZM53 122H54V121H53ZM64 122H65V121H64ZM66 122H67V120H66ZM69 122H70V121H69ZM72 122H74V120H72ZM81 122H82V120H81ZM81 122H80V123H81ZM87 122H88V121H87ZM92 122L94 123V119H93ZM92 122H91V124H92ZM96 122H97V120H96ZM101 122H102V121L100 120L99 123H101ZM117 122H118V121H117ZM117 122H116V124H117ZM121 122H122V120H121ZM136 122H138V121H136ZM171 122H172V121H171ZM258 122H259V121H258ZM258 122H257V123H258ZM262 122H264V121L262 120ZM18 123H19V122H18ZM28 123H30V121H29ZM34 123H35V122H34ZM47 123H50V122H47ZM102 123H104V122H102ZM111 123H112V116H111ZM114 123H115V122H114ZM119 123H120V122H119ZM134 123H135V122H134ZM134 123H133V125H134ZM138 123H139V122H138ZM138 123H136V125H135L133 128H129V129H128V130L130 131L129 133L127 132V133H128V136H129L128 138H129V141H131V142H132V140H130V138H131V137H130V133H131V132H133V133H134V132H150V133H151L152 128L154 127V126H152V122H148V119H147V118H146V120H144L143 122L141 121L139 124H138ZM153 123H154V122H153ZM159 123H160V122H159ZM172 123H173V122H172ZM174 123H175V122H174ZM186 123H187V122L185 121V124H186ZM188 123H189V118H188ZM250 123H251V122H250ZM20 124H21V123H19V125H20ZM36 124H37V123H36ZM40 124H41V123H40ZM56 124L58 125V123H56ZM62 124H63V123H62ZM74 124H75V122H74ZM76 124H77V121H76ZM85 124H86V122H85ZM97 124H98V123H97ZM108 124H109V123H108ZM122 124H123V123H122ZM155 124H156L155 126L158 125L156 122H155ZM170 124H171V123H170ZM179 124H180V123H179ZM185 124H183V125H185ZM246 124H247V123H246ZM248 124H249V123H248ZM248 124H247V125H248ZM253 124H254V123H253ZM24 125H25V124H24ZM28 125H29V124H28ZM42 125H43V124H42ZM52 125H53V123H52ZM57 125H56V126H57ZM64 125H66V123H64ZM64 125H62V126H64ZM71 125H73V124H71ZM78 125H79V124H78ZM78 125H77V126H78ZM86 125H87V124H86ZM93 125H94V124H93ZM99 125H100V124H99ZM99 125H98V126H99ZM102 125L104 126V124H102ZM127 125H128V124H127ZM131 125H132V124H131ZM166 125H167V123H166ZM171 125H172V124H171ZM173 125H174V124H173ZM254 125H255V126H258V125H256V124H254ZM259 125H260V124H259ZM261 125L263 126V124H261ZM261 125H260V126H261ZM13 126H14V125H13ZM15 126H16V125H15ZM48 126H49V125H48ZM50 126H51V125H50ZM73 126H74V125H73ZM80 126H81V125H80ZM95 126H96V125H95ZM107 126H108V125H107ZM111 126H112V125H111ZM120 126H121V125H120ZM161 126H162V124H161ZM176 126H177V124H176ZM226 126H227V128H225ZM229 126H230V124H229ZM244 126H245V125H244ZM255 126H254V127H255ZM16 127H17V126H16ZM30 127H31V126H29V129H30ZM33 127H34V125H33ZM45 127H46V126H45ZM53 127H54V126H53ZM58 127H61V126H58ZM65 127L68 128L67 126H65ZM70 127H71V126H70ZM85 127H86V126H85ZM89 127H90V126H89ZM89 127H88V128H89ZM101 127H102V126H101ZM108 127H109V126H108ZM117 127H119V126H116V129H117ZM157 127H158V126H157ZM157 127H156V128H157ZM168 127H169V125H168ZM174 127H175V126H174ZM181 127H182V126H181ZM181 127H180V128H181ZM183 127H184V126H183ZM183 127H182V128H183ZM186 127H188V126L186 125ZM186 127H185V128H186ZM230 127H231V126H230ZM240 127H242V126L240 125ZM22 128H23V127H22ZM31 128H32V127H31ZM34 128H36V126H35ZM34 128H33V129H34ZM37 128H38V126H37ZM39 128H41L40 125H39ZM43 128H44V126H43L41 129H43ZM47 128H48V127H47ZM50 128H51V127H49V129H50ZM72 128H73V127H72ZM77 128H78V127H77ZM79 128H80V127H79ZM83 128H84V127H83ZM97 128H98V127H97ZM104 128H105V126H104ZM104 128H103V129H104ZM109 128H110V127H109ZM154 128H155V127H154ZM156 128H155V131H156ZM169 128H170V127H169ZM169 128H168V129H169ZM171 128H172V127H171ZM180 128H179V129H180ZM237 128H238V127H236V129H237ZM244 128H246V127H244ZM244 128H243V129H244ZM249 128H250V127H249ZM257 128H258V127H256V130H257ZM33 129L31 130L32 132H33ZM51 129H52V128H51ZM55 129H56V128H55ZM55 129H52V130H55ZM85 129H86V128H85ZM90 129L93 130L94 128H91V127H90ZM111 129H112V128H111ZM116 129H115V130H116ZM162 129L164 130V128H162ZM174 129H176V127H175ZM189 129H191V128H189ZM251 129H253V128L251 127ZM18 130H19V129H18ZM27 130H28V129H27ZM27 130H26V131H27ZM57 130H58V128H57ZM57 130H56V131H57ZM59 130H60V129H59ZM59 130H58V131H59ZM61 130H62V129H61ZM63 130H64V127H63ZM63 130H62V131H63ZM86 130H87V129H86ZM92 130H91V131H92ZM95 130H96V129H95ZM101 130H102V129H101ZM105 130H106V129H105ZM163 130H161V131H163ZM176 130H178V129H176ZM194 130H193V131H194ZM238 130H239V129H238ZM260 130H261V129H260ZM260 130H258V131L261 132ZM31 131H28V132L31 133ZM48 131H49V130H48ZM87 131H88V130H87ZM91 131L89 130L88 133L91 132ZM97 131H99V130H97ZM97 131H96V132H97ZM103 131H104V130H103ZM117 131H118V130H117ZM157 131H159V128H158ZM166 131H167V133H168V130H166ZM166 131H165V132H166ZM171 131H172V130H171ZM173 131H174V130H173ZM189 131H190V130H189ZM263 131H264V130H263ZM263 131H262V132H263ZM22 132H23V130H22ZM39 132H40V131H39ZM43 132H44V131H43ZM49 132H50V131H49ZM59 132H60V131H59ZM65 132H66V130H65ZM65 132H64V133H65ZM93 132H95V131L93 130ZM121 132H122V131L120 130V134H121ZM123 132H125V131L123 130ZM152 132H153V131H152ZM255 132H256V131H255ZM23 133H24V132H23ZM81 133H82V131H81ZM83 133H84V132H83ZM83 133H82V134H83ZM99 133H100V132H99ZM105 133H106V132H105ZM158 133H159V132H157V133L155 134V133L153 132L154 135H157ZM167 133H166V136H167ZM191 133H192V132H191ZM237 133H238V131H237ZM18 134L20 135V132H18ZM21 134H22V133H21ZM34 134H35V133H34ZM36 134H39V133H36ZM36 134H35V135H36ZM54 134L57 135V133H54ZM59 134H60V133H59ZM67 134H68V132H67ZM86 134H87V133H86ZM86 134H85V135L83 134V136H86ZM117 134H118V132H117ZM123 134H124V133H123ZM131 134H132V133H131ZM134 134H135V133H134ZM137 134H138V133H137ZM137 134H135V135L137 136ZM194 134H195V133H194ZM194 134H193V135H194ZM263 134H264V133H263ZM23 135H24V134H23ZM32 135H33V134H30V135L28 134V135H26V136H24V137L21 135V136L23 137L22 140H23L24 142H26V143L28 144V146H29V144L31 143V141H32V143H33V140H31V139H34V138H31ZM35 135H34V136H35ZM41 135H42V134H41ZM62 135H64V134H62ZM62 135L59 136L60 139H61ZM69 135H70V133L68 134V136H69ZM75 135H76V134H75ZM88 135H89V134H88ZM103 135H104V134H103ZM121 135H122V134H121ZM125 135H126V134H124V136H125ZM139 135H140V134H139ZM151 135H152V134H151ZM159 135H161V134H159ZM171 135L173 136V137H172V136H171V137L174 138V139H175L174 141L176 142L178 139H179V140H183V139H184V137H185V131H179V130H178V131H174ZM195 135H196V134H195ZM198 135H197V136H198ZM230 135H231V134H230ZM91 136H92V134H91ZM93 136L96 137L95 135H93ZM97 136H98V135H97ZM99 136H100V135H99ZM99 136H98V137H99ZM104 136H105V135H104ZM106 136H107V135H106ZM113 136H114V135H113ZM118 136H119V134H118ZM131 136L133 137V134H132ZM168 136H169V135H168ZM190 136L192 137V134H191ZM228 136H229V135H228ZM238 136H240V135L238 134ZM263 136H264V135H263ZM37 137H38V136H37ZM37 137H36V139H37ZM69 137H70V136H69ZM69 137H68V138H69ZM101 137H102V136H101ZM101 137H100V138H101ZM108 137H109V136H108ZM151 137H152V136H151ZM193 137H194V136H193ZM229 137H230V136H229ZM17 138H18V137H17ZM43 138H44V136H43ZM43 138H42V139H43ZM52 138H53V137H52ZM64 138H65V136H64ZM103 138H104V141H105L106 137H103ZM119 138H120V137H119ZM119 138H117V136H116V139H115V140H117V139H119ZM128 138H127V139H128ZM186 138H187V137H186ZM188 138H189V137H188ZM230 138H231V137H230ZM3 139H4V140H3ZM3 139L1 140L2 142L5 141V138H3ZM9 139H10V138H9ZM19 139H20V138H19ZM38 139H39V137H38ZM55 139H56V138H55ZM60 139H59V140H60ZM83 139H85V138L83 137ZM123 139H124V137H123ZM150 139H151V138H150ZM155 139H156V138H155ZM155 139H153V140L155 141ZM163 139H164V138H163ZM163 139H162V140H163ZM168 139H169V138H168ZM168 139L165 140V141H169ZM190 139H191V138H190ZM200 139H201V140H200ZM44 140H45V138H44ZM62 140H63V139H62ZM62 140H60V141H62ZM89 140H90V138H89ZM94 140H95V139H94ZM109 140H110V141L112 140L111 143L113 142V139H109ZM109 140H108V142H109ZM139 140H140V139H139ZM146 140H147V139H146ZM170 140H171V139H170ZM179 140H178V141H179ZM236 140L239 141V138L236 139ZM6 141H8V140L6 139ZM16 141H17V140H16ZM39 141H41V140H39ZM71 141H72V140H71ZM78 141H79V140H78ZM86 141H87V138H86ZM104 141L102 140V142H104ZM106 141H107V139H106ZM117 141H119V140H117ZM124 141H125V140H124ZM129 141H128V142H129ZM140 141H141V140H140ZM150 141H151V140H150ZM150 141H149V142H150ZM165 141H164V143H165ZM18 142H20V141H18ZM18 142H17V143H18ZM48 142H49V141H48ZM52 142H53V141H52ZM68 142H69V141H68ZM91 142H92V141H91ZM94 142H95V141H94ZM122 142H123V141H122ZM141 142L143 143L144 141L142 140ZM149 142H148V143H149ZM152 142H153V141H152ZM169 142H170V141H169ZM195 142H196V141H195ZM262 142H263V144H262ZM4 143H7V142H4ZM8 143H9V142H8ZM37 143H38V141H37ZM40 143H41V142H40ZM40 143H39V144H40ZM45 143H46V142H45ZM64 143H66L65 140H64ZM82 143H83V142H82ZM84 143H85V142H84ZM88 143H90V142L88 141ZM92 143H93V142H92ZM118 143H119V142H118ZM132 143H134V138H133V142H132ZM132 143H131V144H132ZM153 143H154V142H153ZM157 143H158V142H157ZM170 143L172 144V142H170ZM259 143H257V144H259ZM2 144H3V143H2ZM34 144H35V142H34ZM49 144H50V143H49ZM51 144H52V143H51ZM101 144H102V143H101ZM101 144H100V145H101ZM119 144H121V143H119ZM122 144H124V143H122ZM139 144H140V143H139ZM144 144L146 145V142L143 143V146H144ZM154 144H155V143H154ZM158 144H159V143H158ZM158 144H157V145H158ZM161 144H163V143H161ZM3 145H4V144H3ZM6 145H7V144H5V146H6ZM20 145H21V144H20ZM41 145H42V144H41ZM43 145H44V143H43ZM60 145H61V144H60ZM60 145L58 144V146H60ZM68 145H69V144H68ZM83 145H84V144H83ZM104 145H105V144H104ZM104 145H103V146H104ZM109 145H110V144H109ZM109 145H108V146H109ZM114 145H115V142H114ZM134 145H135V143H134ZM195 145H196V146H195ZM0 146H1V144H0ZM7 146H8V148L10 147L9 144H8ZM26 146H27V145H26ZM32 146H35V145H32ZM36 146H37V145H36ZM96 146H97V145H96ZM111 146H112V144H111ZM137 146H138V144H137ZM137 146H136V147H137ZM147 146H148V145H146V147H147ZM153 146H154V145H153ZM258 146H259V145H258ZM1 147H2V146H1ZM20 147H21V146H20ZM23 147H24V146H23ZM80 147H81V146H80ZM86 147H88V146H86ZM94 147H95V146H92V148H91V146H90L89 149H90V148L93 149ZM124 147H125V146H123V148H124ZM134 147H135V146H134ZM148 147H149V146H148ZM150 147H152V145H151ZM175 147H176V144H175ZM175 147H174V149H175ZM179 147H181V146L178 145L177 148L179 149ZM40 148H41V147H40ZM49 148H50V147H49ZM56 148H57V147H56ZM59 148H60V147H59ZM104 148H105V147H104ZM113 148H114V147H113ZM123 148H122V149H123ZM126 148H127V147H126ZM128 148H130V147H128ZM128 148H127V149H128ZM132 148H133V147H132ZM139 148H140V147H139ZM139 148H138V149H139ZM141 148H142V147H141ZM259 148H260V147H258V149H259ZM0 149H1V148H0ZM2 149H3V147H2ZM11 149H12V148H11ZM17 149H18V148H17ZM42 149H43V148H42ZM66 149H67V148H66ZM110 149H112V148H110ZM143 149H144V147H143ZM198 149H199V148H198ZM4 150H6V149H4ZM23 150H25V149H23ZM23 150L21 149V152H22ZM31 150H32V152H33V149H31ZM44 150H45V149H44ZM58 150H59V149H58ZM95 150H96V149H95ZM133 150H134V149H133ZM175 150H177V149H175ZM195 150H196V149H195ZM256 150H257V149H256ZM260 150H261V149H260ZM6 151H7V150H6ZM6 151H5V152H6ZM13 151H14V150H13ZM27 151H28V148H27ZM29 151H30V150H29ZM41 151H42V150H41ZM88 151H89V150H88ZM88 151H87V152H88ZM90 151H91V150H90ZM93 151H94V150H93ZM120 151H121V150H120ZM120 151H119V153H120ZM122 151H123V150H122ZM122 151H121V154H123ZM125 151H126V150H125ZM127 151H128V150H127ZM129 151H131V149H130ZM134 151H135V150H134ZM200 151H201V150H199V152H200ZM239 151H240V150H239ZM0 152H1V151H0ZM5 152H4V153H5ZM21 152H20V153H21ZM25 152H26V151H25ZM30 152H31V151H30ZM43 152H44V151H43ZM60 152H61V150H60ZM84 152H85V151H84ZM84 152H83V153H84ZM95 152H96V151H95ZM95 152H94V153H95ZM176 152H177V151H176ZM210 152H211V151H210ZM257 152L259 153L260 151H257ZM263 152H264V150H263ZM1 153H2V152H1ZM6 153H7V152H6ZM15 153H16V152H15ZM20 153H19V154H20ZM26 153H27V152H26ZM28 153H29V152H28ZM48 153H49V152H48ZM55 153H56V152H55ZM99 153H100V152H99ZM129 153H131V152H129ZM140 153H141V149H140ZM194 153H195V154H194ZM260 153H261V152H260ZM9 154H10V153H9ZM22 154H23V152L21 153V155H22ZM53 154H54V153H53ZM64 154H65V153H64ZM88 154H89V153H88ZM113 154H114V153H113ZM135 154H136V153H135ZM179 154L177 153V157H178ZM196 154H199V155H202V156H199V155H196ZM252 154H253V153H252ZM261 154H262V153H261ZM261 154H260V155H261ZM7 155H8V154H7ZM11 155H12V154H11ZM17 155H18V153H17ZM21 155H20V157H21ZM30 155H31V158H33V157H32V154H30ZM44 155H45V153H44ZM46 155H47V152H46ZM48 155H49V154H48ZM55 155H56V154H55ZM85 155H87V154H85ZM90 155H91V154H90ZM92 155H93V152H92ZM99 155H100V154H99ZM125 155H126V154H125ZM136 155H137V154H136ZM136 155H135V158H136ZM192 155H193V156H192ZM238 155H239V153H238ZM238 155L235 156V157H238V158L235 159V160H238V159H239V156H241V155H239V156H238ZM243 155H244V154H243ZM250 155H249V156H250ZM1 156H2V155H1ZM18 156H19V155H18ZM27 156H28V155H27ZM41 156H42V154H41ZM66 156H67V155H66ZM96 156H97V155H96ZM104 156H105V154H104ZM106 156H107V155H106ZM110 156H111V155H110ZM131 156H132V155H131ZM137 156H138V155H137ZM175 156H176V155H175ZM187 156H192V157H191V158H192V161H191L190 159H189L190 162H189V160H187V161L183 160V159H184L185 157H187ZM207 156H209L208 159L206 158ZM245 156H246V155H245ZM257 156H258L257 154H256V156L253 154L251 157H246V160H245V157H242V158L245 160L244 163H242V165L244 164V169L247 170L248 168H252V167H255V166L258 167L259 164H263L262 162H263V157H264V156H263L262 158L257 157ZM3 157H4V155H3ZM9 157H10V156H9ZM12 157H14V155H13ZM34 157H36V156H34ZM39 157H40V156H39ZM45 157H46V156H45ZM64 157H65V156H64ZM94 157H95V156H94ZM99 157H100V156H99ZM108 157H109V156H108ZM133 157H134V156H133ZM133 157H131L132 160L134 159ZM155 157H156V158H155ZM158 157H159V158H158ZM232 157H233V155H232ZM4 158H5V157H4ZM14 158L17 159L16 157H14ZM22 158H23V157H22ZM24 158H25V155H24ZM28 158H29V156L27 157V159H28ZM31 158H30V159H31ZM36 158H37V157H36ZM58 158H59V157H58ZM86 158H87V156H86ZM95 158H96V157H95ZM97 158H98V157H97ZM105 158H107V157H105ZM110 158H111V157H110ZM114 158H115V157H114ZM116 158H117V157H116ZM187 158H188V157H187ZM233 158H234V157H233ZM7 159H8V157H7ZM34 159H35V158H34ZM128 159H129V158H128ZM136 159H137V158H136ZM139 159H140V158H139ZM139 159H138V161H139V166H140V160H139ZM174 159H175V160H174ZM216 159H215V160H216ZM9 160H10V159H9ZM22 160H23V159H22ZM54 160H55V159H54ZM68 160H69V159H68ZM85 160H86V159H85ZM85 160H84V161H85ZM110 160H112V159H110ZM110 160H109V161H110ZM115 160H116V159H115ZM143 160H142V161H143ZM163 160H162V161H163ZM227 160H229V159H227ZM227 160H226V161H227ZM5 161H7V160H5ZM10 161H11V160H10ZM50 161H51V160H50ZM55 161H56V160H55ZM59 161H60V160H59ZM63 161H64V159H63ZM69 161H70V160H69ZM133 161H134V160H133ZM158 161H159V163H160L161 159L158 160ZM158 161H157V162H158ZM209 161H210V160H209ZM213 161H214V160H213ZM40 162H41V161H40ZM82 162H83V161H82ZM128 162H129V161H128ZM135 162H137V161H135ZM164 162H163V163H164ZM210 162H211V161H210ZM215 162H216V161H215ZM228 162H230V160H229ZM237 162H238V161H237ZM241 162H243V161H241ZM241 162H240L239 164H241ZM4 163H5V162H4ZM16 163H17V162H16ZM18 163H19V162H18ZM28 163H29V162H28ZM72 163H73V160H72ZM86 163H87V161H86ZM131 163H132V162H131ZM137 163H138V162H137ZM141 163H142V162H141ZM149 163H151V161H150ZM159 163H158V167H160V164H159ZM226 163H227V162H226ZM235 163H236V162H235ZM61 164H62V163H61ZM65 164H66V163H65ZM84 164H85V163H84ZM113 164H114V163H113ZM126 164H129V163H126ZM132 164H133V163H132ZM132 164H130V167H131ZM154 164H155V163H153L152 166H154ZM197 164H198V163H196V165H197ZM200 164H201V163H200ZM203 164H204V163H203ZM239 164H238V168H240ZM11 165H12V163H10V166H11ZM18 165H21V166H22L23 164L21 163V164H18ZM24 165H25V164H24ZM28 165H29V164H28ZM53 165H54V164H53ZM69 165H70V163H69ZM78 165H79V164H78ZM87 165H88V164H87ZM87 165H86V167H87ZM120 165H121V163H120ZM134 165H135V164H134ZM134 165H133V167H134ZM141 165H142V164H141ZM143 165H144V164H143ZM149 165H150V164H149ZM161 165H162V164H161ZM163 165H164V164H163ZM186 165H185L184 167H186ZM194 165H195V164H194ZM224 165H227V164H224ZM229 165H230V164H229ZM232 165H233V163H232ZM5 166H6V165H5ZM12 166H13V165H12ZM25 166H26V165H25ZM25 166H24V167H25ZM35 166H36V165H35ZM41 166H42V165H41ZM72 166H74V165H72ZM96 166H99V165H96ZM114 166H115V165H114ZM182 166H183V165H182ZM198 166H199V165H198ZM208 166H209V165H208ZM219 166H220V165H219ZM221 166L223 167V164H222ZM31 167H32V166H31ZM88 167H89V166H88ZM88 167H87V168H88ZM90 167H93V165L90 166ZM94 167H95V166H94ZM94 167H93V168H94ZM99 167H100V166H99ZM101 167H102V166H101ZM147 167H148V166H147ZM155 167H156V166H155ZM184 167H183V168H184ZM201 167H202V166H201ZM213 167H215L214 163H213ZM224 167H225V166H224ZM229 167H230V170H232L231 167H233V166H229ZM241 167H243V166H241ZM6 168H7V166H6ZM16 168H17V167H15V169H16ZM18 168L20 169L21 167L19 166ZM18 168H17L16 170H18ZM22 168H23V167H22ZM25 168H26V167H25ZM27 168H28V167H27ZM49 168H50V167H49ZM61 168H62V167H61ZM67 168H68V167H67ZM95 168H96V167H95ZM104 168H105V167H104ZM139 168H141V167H139ZM142 168H143V167H142ZM152 168H153V167H152ZM161 168H162V167H161ZM177 168H178V167H177ZM183 168H182L181 170H183ZM202 168H203V167H202ZM205 168H207V163H206ZM215 168H216V167H215ZM238 168H237V169H238ZM50 169H51V168H50ZM58 169H59V168H58ZM73 169H74V167H73ZM99 169H102V168H99ZM105 169H106V168H105ZM128 169H129V168H128ZM134 169H136V168H134ZM144 169H145V168H144ZM147 169H148V168H147ZM147 169H146V171H147ZM149 169L151 170V167H150ZM157 169H160V168H157ZM163 169H164V166H163L162 170H163ZM165 169H166V168H165ZM174 169H173V170H174ZM179 169H180V168H179ZM187 169H186V170H187ZM198 169H200V167H199ZM198 169H197V170H198ZM208 169H209V171H210V166H209ZM219 169H220V168H219ZM241 169H242V168H241ZM244 169H242V170L244 171ZM253 169H254V168H253ZM263 169H264V168H263ZM2 170H3V169H2ZM5 170H6V169H5ZM9 170H10V169H9ZM92 170H93V169H92ZM92 170H91V171H92ZM96 170H97V169H96ZM137 170H138V169H137ZM137 170H136V171H137ZM142 170H143V169H142ZM154 170H155V169H154ZM160 170H161V169H160ZM160 170H159V171H160ZM166 170H167V169H166ZM181 170H180V173H181ZM186 170H185V171H186ZM197 170H196V172H197ZM200 170H201V169H200ZM205 170H206V169H204V171H205ZM222 170H223V169H222ZM227 170H228V169H227ZM230 170H229V171H230ZM255 170L257 171V168H256ZM261 170H262V169H261ZM261 170H259V171H261ZM11 171H13V170L11 169ZM30 171H31V170H30ZM88 171H89V170H88ZM88 171H87V172H88ZM94 171H95V169L93 170V172H94ZM98 171H99V170H98ZM98 171H97V172H98ZM120 171H121V170H120ZM129 171H130V170H129ZM136 171H135V172H136ZM151 171H153V170H151ZM175 171H176V170H175ZM190 171H189V172H190ZM198 171H199V170H198ZM232 171H233V170H232ZM239 171H241V170H239ZM256 171H255V173H256V175H257V172H256ZM259 171H258V173H259ZM14 172H16V171H14ZM14 172H13V175H14ZM22 172H23V171H22ZM74 172H75V171H74ZM102 172H103V170L101 171V173H102ZM126 172H128V171L126 170ZM155 172H157V171L155 170ZM155 172H152V173L154 174ZM163 172H164V171H163ZM163 172L161 171V174H162ZM172 172H173V171H172ZM178 172H179V171H178ZM205 172H206V171H205ZM212 172H213V169H212ZM219 172H220V170H219ZM221 172H222V171H221ZM223 172H225V171H223ZM226 172H227V171H226ZM251 172L254 174V170L251 171ZM0 173H1V172H0ZM11 173H12V172H11ZM24 173L26 174V171H25ZM78 173H79V171H78ZM83 173H84V172H83ZM98 173H100V171H99ZM98 173L95 172V174H98ZM101 173H100V174H101ZM108 173H109V172H108ZM117 173H118V172H117ZM119 173H120V172H119ZM130 173H131V172H130ZM132 173H133V172H132ZM132 173H131V174H132ZM138 173H139V172H138ZM138 173H137V174H138ZM148 173H149V172H148ZM148 173H146V174H144V175H147ZM157 173H158V172H157ZM157 173H155V175H156ZM201 173H202V172H201ZM207 173H208V172H207ZM215 173H217V172L215 171ZM231 173H232V172H231ZM233 173H234V175H233V174L231 175V174L229 173L230 175L228 174V177H227L226 179H222V178H220L219 175H218L217 177H215V178H214V184H219L220 186H219V188H218V187H216V188H215V187H211L208 191H206V192H207V196H209V198H212V199H217V198H220L222 195L224 196V194L226 195V193L229 191V185H230V183H229L228 181H230V180L232 181V177H236V176L238 177V175H239L238 173H237V174H235V172H233ZM247 173H248V172H247ZM262 173H263V172H262ZM1 174L5 176L4 171H3V173H1ZM17 174H19V170H18V173H17ZM20 174H22V173H20ZM58 174H59V173H58ZM58 174H57V175H58ZM79 174H80V173H79ZM92 174H93V173H92ZM92 174H91V175H92ZM121 174H122V173H120V175H121ZM124 174H126V173H124ZM124 174H123V175H124ZM137 174H136V175H137ZM161 174H160V175H161ZM170 174H171V173H170ZM181 174H182V173H181ZM181 174H180V175H181ZM202 174H203V173H202ZM213 174H214V172H213ZM221 174H223V173H221ZM226 174H227V173H226ZM226 174H225V175H226ZM244 174H245V173H244ZM259 174H260V173H259ZM51 175H52V174H51ZM80 175H81V174H80ZM85 175H86V174H85ZM87 175H88V174H87ZM91 175H90V176H91ZM104 175H105V176L107 175V171H106V174L104 173ZM118 175H119V174H118ZM127 175L129 176L130 174H127ZM127 175H125V176H127ZM140 175H141V174H140ZM140 175H139V176H140ZM142 175H143V174H142ZM148 175H149V174H148ZM172 175H173V174H171L170 178L172 177ZM191 175H192V174H191ZM260 175H261V174H260ZM260 175H259V177H260ZM262 175H263V174H262ZM8 176H10V175H8ZM23 176H24V175H23ZM63 176H64V175H63ZM65 176H66V175H65ZM68 176H69V175H68ZM68 176H67V177H68ZM77 176H78V175H77ZM107 176H108V175H107ZM130 176H131V175H130ZM130 176H129V178H130ZM151 176H152V178H153V175H151ZM165 176H166V175H165ZM222 176H223V175H222ZM245 176H246V175H245ZM245 176H244V178H245ZM14 177H15V180H16L17 178H16L15 175H14ZM18 177H20V176L18 175ZM70 177H71V175H70ZM96 177H97V176H96ZM98 177H99V174H98ZM98 177H97V178H98ZM100 177H101V176H100ZM102 177H103V175H102ZM185 177H186V176H185ZM200 177H201V176H200ZM209 177H210V176H209ZM211 177H213V176L211 175ZM211 177H210V178H211ZM224 177H225V176H224ZM239 177H240V176H239ZM241 177H242V176H241ZM247 177H250V176L247 175ZM251 177H252V174H251ZM261 177H262V176H261ZM4 178H5V177L2 178V181H3ZM29 178H30V177H29ZM71 178H73V177H71ZM97 178H96V179H97ZM117 178H119V177H117ZM121 178H122V177H121ZM141 178H142V177H141ZM168 178H169V177H168ZM173 178H174V175H173ZM180 178H181V176H180ZM182 178H183V177H182ZM252 178H253V177H252ZM262 178H264V177H262ZM0 179H1V178H0ZM5 179H8L7 175H6V178H5ZM13 179H14V178H13ZM18 179H19V178H18ZM64 179H65V178H64ZM73 179H74V178H73ZM87 179H88V178H87ZM94 179H95V178H94ZM114 179H115V178H114ZM124 179H125V178H124ZM124 179H123V180H124ZM177 179H179V178H177ZM184 179H185V178H184ZM189 179H190V178H189ZM199 179H200V178H199ZM242 179H243V178H242ZM8 180H9V179H8ZM8 180H7V181H8ZM19 180H20V179H19ZM21 180H22V178H21ZM66 180H67V179H66ZM84 180H85V179H84ZM98 180H99V178H98ZM101 180H102V179H101ZM108 180H109V178H108ZM112 180H113V178H112ZM130 180H131V179H130ZM151 180H153V179H151ZM168 180H169V179H168ZM170 180H171V179H170ZM175 180H176V179H175ZM187 180H188V179H187ZM236 180H237V179H236ZM0 181H1V180H0ZM10 181H11V180H9V182H10ZM63 181H64V180H63ZM63 181H62V185H63ZM77 181H78V180H77ZM89 181H91L90 178H89ZM96 181H97V180H96ZM96 181H95V182H96ZM105 181H107V180H105ZM110 181H111V180H109V182H110ZM115 181H116V180H115ZM124 181L126 182V180H124ZM127 181H128V180H127ZM148 181H149V180H148ZM156 181H157V179H156ZM165 181H166V180H165ZM165 181H164V182H165ZM180 181H182V180H180ZM183 181H184V180H183ZM189 181H191V180H189ZM198 181H199V180H198ZM231 181H230V182H231ZM244 181H245V180H244ZM248 181H250V180H247V182H248ZM11 182H12V181H11ZM16 182H18V180H17ZM38 182H39V181H38ZM64 182H65V181H64ZM71 182H72V181H71ZM113 182H114V181H113ZM113 182H111V183L113 184ZM131 182H132V180H131ZM169 182L171 183V181H169ZM172 182H174V180H173ZM187 182H188V181H187ZM195 182H196V181H195ZM237 182H238V180H237ZM247 182H246V183H247ZM259 182L261 183L260 180H259L257 183L259 184ZM2 183H3V182H2ZM5 183H6V181H5ZM7 183H8V182H7ZM20 183H22V182L20 181ZM25 183L28 185L27 182H25ZM59 183H61V182H59ZM69 183H70V181H69ZM84 183H85V182H84ZM120 183H121V182H120ZM129 183H130V182H129ZM135 183H136V182H135ZM137 183H138V182H137ZM137 183H136V184H137ZM166 183H167V182H166ZM239 183H240V182H239ZM241 183H242V182H241ZM244 183H245V182H243V184H244ZM14 184H15V183H14ZM18 184H19V183H18ZM18 184H17V185H18ZM23 184H24V183H23ZM26 184H24L23 186H22V184H20L19 186L25 188L24 186L27 187ZM39 184H40V183H39ZM52 184H53V183H52ZM55 184H56V182H55ZM67 184H68V182H67ZM95 184H96V183H95ZM99 184H100V181H99ZM114 184H115V183H114ZM148 184H149V183H148ZM152 184H153V183H152ZM155 184L157 185V184H159V183H158V182H155ZM160 184H161V183H160ZM168 184H169V183H168ZM171 184H172V183H171ZM194 184H195V183H194ZM237 184H238V183H237ZM247 184H248V183H247ZM262 184H263V182H262ZM262 184H261V185H262ZM1 185H3V184H1ZM12 185H13V184H12ZM17 185H16V188H17ZM65 185H66V183H65ZM78 185H79V183H78ZM85 185H86V183H85ZM108 185L111 186L110 183H109ZM122 185H124V184H122ZM122 185H121V186H122ZM128 185H130V184H128ZM173 185H175V183H174ZM181 185H182V184H181ZM185 185H186V184H185ZM240 185H241V184H240ZM256 185H257V184H256ZM14 186H15V185H14ZM19 186H18V188H19ZM38 186H39V185H38ZM56 186H57V184H56ZM60 186H61V184H60ZM68 186H69V185H68ZM68 186H67V187H68ZM94 186H95V185H94ZM98 186H99V185H98ZM98 186H97V187H98ZM103 186H104V185H103ZM103 186H102V187H103ZM124 186H125V185H124ZM130 186H131V188H132L133 185H130ZM130 186H128V187H130ZM141 186H142V185H141ZM150 186H151V184H150ZM163 186H165V185H163ZM163 186H161V187L163 188ZM169 186H170V185H169ZM169 186H168V187H169ZM198 186H199V185H198ZM230 186H231V185H230ZM242 186H243V185H242ZM35 187H36V186H35ZM65 187H66V186H65ZM67 187H66V189H67ZM82 187H83V186H82ZM92 187H93V186H92ZM104 187H105V186H104ZM113 187H115V186H113ZM117 187H118V186H117ZM135 187H136V185H134V188H133L134 190H135ZM139 187H140V186H139ZM139 187H138V188H139ZM176 187H177V186H176ZM176 187H175V188H176ZM186 187H187V185H186ZM186 187H185V189H186ZM205 187H207V186H205ZM257 187H258V186H257ZM6 188H7V187H6ZM11 188H12V187H10V189H11ZM16 188H15V189H16ZM23 188H22V189H23ZM27 188H28V187H27ZM32 188H33V187H32ZM41 188H42V187H41ZM43 188H44V187H43ZM52 188H53V187H52ZM57 188H58V186H57ZM57 188H56V191H57ZM59 188H60V187H59ZM70 188H71V187H70ZM70 188H69V190H70ZM84 188H85V187H84ZM88 188H89V187L87 186V191H88ZM93 188H94V187H93ZM100 188H101V185H100ZM125 188H127V187H125ZM125 188H124V189H125ZM162 188H160V189L162 190ZM173 188H174V186L171 185L170 189H173ZM177 188H178V187H177ZM12 189H13V188H12ZM22 189H21V190H22ZM28 189H30V188H28ZM33 189H34V188H33ZM35 189H36V188H35ZM46 189H47V187H46ZM62 189H63V186H62ZM73 189H74V188H73ZM90 189H91V188H90ZM90 189H89V190H90ZM96 189H97V188H96ZM110 189H111V187H110ZM113 189H114V188H113ZM113 189H112V190H113ZM124 189H123V190H124ZM127 189H128V188H127ZM158 189H159V188H158ZM166 189H167V188H165L164 191H165L166 193H168V191H167ZM181 189L183 190V188H181ZM192 189H193V187H192ZM245 189H246V188H245ZM259 189H260V188H259ZM17 190H18V189H17ZM21 190H20V191H21ZM41 190H42V189H41ZM103 190H105V188H104ZM134 190H133V191H134ZM140 190H141V189H140ZM161 190H160V191H161ZM186 190H187V189H186ZM197 190L200 192V189H197ZM197 190H196V192H197ZM202 190L205 191V188L202 189ZM13 191H14V189H13ZM18 191H19V190H18ZM33 191H34V190H33ZM85 191H86V189H85ZM92 191H93V190H92ZM106 191H107V189H106ZM129 191L132 192L131 189H129ZM129 191H128V192L126 191L125 193H128V195H129ZM138 191H139V190H138ZM151 191H152V190H151ZM171 191H172V190H171ZM176 191H177V190H176ZM178 191H179V190H178ZM192 191H194V190H192ZM192 191H191V192H192ZM204 191H203V192H204ZM245 191H247V190H245ZM256 191H257V190H256ZM259 191H260V190H259ZM6 192H7V191H6ZM35 192H36V191H35ZM41 192H42V191H41ZM63 192L65 193V191H63ZM83 192H84V191H83ZM90 192H91V191H90ZM93 192H94V191H93ZM96 192H98V191H96ZM96 192H95V193H96ZM102 192H103V191H102ZM115 192H116V190H115ZM115 192H114V193H115ZM131 192H130V193H131ZM140 192H141V191H139V193H140ZM152 192H153V191H152ZM156 192H157V190H156ZM172 192L174 193V190H173ZM179 192H180V191H179ZM185 192H186V191H185ZM185 192H184V193H185ZM191 192H189V194H190ZM241 192H242V191H241ZM7 193H8V192H7ZM9 193H10V192H9ZM13 193H14V192H13ZM17 193H18V192H17ZM19 193H20V192H19ZM21 193H22V192H21ZM23 193H24V192H23ZM28 193H29V196H30V192H29V191H28ZM84 193H85V192H84ZM87 193H88V192H87ZM139 193H138V194H139ZM141 193H142V192H141ZM141 193H140V194H141ZM159 193H160V192H159ZM187 193H188V192H187ZM246 193H247V192H246ZM24 194H25V193H24ZM24 194H23V195H24ZM34 194H35V193H34ZM37 194H38V193H37ZM43 194H44V193H43ZM43 194H42V195H43ZM57 194H58V193H57ZM67 194H68V193H67ZM80 194H81V192H80ZM80 194H79V196H80ZM90 194H91V193H90ZM98 194H99V193H98ZM101 194H102V193H101ZM105 194H106V193H105ZM117 194H119V193H117ZM122 194H124V192H123ZM133 194H134V193H133ZM148 194H150V193H148ZM163 194H164V192H163ZM177 194H178V193H177ZM181 194H182V192H181ZM192 194H193V192H192ZM227 194H228V193H227ZM250 194H251V193H250ZM257 194H258V193H257ZM261 194H262V193H261ZM9 195H10V194H9ZM25 195H27V192H26ZM39 195L41 196V194H39ZM82 195L84 196V194H82ZM88 195H89V194H88ZM92 195H93V194H92ZM95 195H96V194H95ZM102 195H103V194H102ZM102 195H101V196H102ZM115 195H116V194H115ZM115 195H114V198L116 197ZM120 195H121V193H120ZM136 195H137V194H135V196H136ZM154 195H155V194H154ZM160 195H161V194H160ZM196 195H197V194H196ZM196 195H195V196H196ZM11 196H12V195H11ZM33 196H34V195H33ZM37 196H38V195H37ZM37 196L35 195V197H37ZM62 196H63V195H62ZM105 196H106V195H104V197H105ZM108 196H109V195H108ZM125 196H126V195H125ZM129 196H130V195H129ZM143 196H144V195H143ZM145 196H147V195H145ZM178 196H179V195H178ZM180 196H181V195H180ZM184 196H185V195H184ZM249 196H250V195H249ZM262 196H263V195H262ZM262 196H261V197H262ZM21 197H23V196L21 195ZM26 197H27V196H26ZM35 197H34V198H35ZM88 197H89V196H88ZM92 197H93V196H92ZM106 197H107V196H106ZM111 197H112V196H111ZM119 197H120V196H118V198H119ZM123 197H124V196H123ZM139 197H140V196H139ZM151 197H152V194H151ZM162 197H163V195H162ZM168 197H169V195H168ZM224 197L226 198V196H224ZM238 197H239V196H238V193H236V194L233 195V198H238ZM257 197H258V195H257ZM23 198H24V197H23ZM29 198H30V197H29ZM56 198H57V197H56ZM61 198H62V197H61ZM61 198H60V199H61ZM82 198H83V197H82ZM89 198H90V197H89ZM116 198H117V197H116ZM116 198H115L114 200H116ZM126 198H127V197H126ZM128 198H129L130 200L132 199V197H128ZM134 198H135V197H134ZM134 198H133V199H134ZM145 198H146V197H145ZM156 198H157V197H156ZM165 198H166V197H165ZM199 198H200V197H199ZM199 198H198V199H199ZM255 198H256V196H255ZM1 199H2V198H1ZM13 199H14V198H13ZM16 199H17V198H16ZM26 199H27V198H26ZM26 199H24V200H22V201L26 202V201H27ZM30 199H31V198H30ZM38 199H39V198H38ZM86 199H87V198H86ZM94 199H95V197H94ZM100 199H101V198H100ZM137 199H138V198H137ZM140 199H141V198H140ZM153 199H155V198H152V200H153ZM163 199H164V198H163ZM166 199H167V198H166ZM180 199H181V198H180ZM185 199H187V198H185ZM198 199H197V200H198ZM201 199H202V198H201ZM201 199H200V200H201ZM245 199H246V198H245ZM249 199H250V198H249ZM6 200H7V199H6ZM17 200H19V198H18ZM62 200H63V198H62ZM95 200H96V199H95ZM95 200H94V201H95ZM102 200H103V199H102ZM119 200H120V199H119ZM145 200H146V199H145ZM152 200H151V202H150V201H146V202L143 201V202H142V203H143V206H140V207H147L148 209H149V207H150V209H151V207H152L151 204L155 203L154 201H153V203H152ZM157 200H158V199H157ZM159 200L161 201V199H159ZM202 200H203V199H202ZM225 200H226V199H225ZM252 200H253V199H252ZM257 200H260V199H257ZM261 200H262V198H261ZM30 201H31V200H30ZM36 201H37V200H36ZM55 201H56V200H55ZM96 201H97V200H96ZM117 201H118V200H117ZM117 201H116V202H117ZM124 201H125V200H124ZM132 201H133V200H132ZM132 201H131V202H132ZM134 201H135V200H134ZM139 201H140V200H138V202H139ZM168 201H169V200H168ZM175 201H176V200H175ZM178 201H179V200H178ZM184 201H185V200H184ZM190 201H191V200H190ZM190 201H189V202H190ZM243 201H244V198H243ZM19 202H20V201H19ZM28 202H29V200H28ZM28 202H26V203L28 204ZM31 202H32V201H31ZM31 202H30V203H31ZM42 202H43V201H42ZM56 202H57V201H56ZM73 202H74V201H73ZM73 202H72V203H73ZM85 202H88V201L86 200ZM102 202H103V201H102ZM112 202H113V201H112ZM121 202L123 203V199H121ZM121 202H120V203H121ZM127 202H128V200L126 201V203H127ZM182 202H183V201H182ZM186 202H187V201H186ZM225 202H226V201H225ZM26 203H25L24 205H21L20 203H19V204H20L22 207H25ZM30 203H29V205H30ZM35 203H36V202H35ZM63 203H64V201H63ZM93 203H94V202H93ZM99 203H100V201H99ZM118 203H119V202H118ZM132 203H133V202H132ZM142 203H141V205H142ZM157 203H158V202H157ZM157 203H156V204H157ZM160 203L163 204V201L159 202V204H160ZM196 203H197V202H196ZM246 203H247V202H246ZM0 204H1V203H0ZM2 204H3V203H2ZM11 204H12V203H11ZM17 204H18V203H17ZM32 204H33V203H32ZM38 204H39V201H38ZM85 204H86V203H85ZM88 204H89V203H88ZM100 204H102V203H100ZM103 204H104V203H103ZM124 204H125V203H124ZM133 204H134V203H133ZM156 204H155V205H156ZM167 204H168V203H167ZM182 204H183V203H182ZM192 204H194V203H192ZM208 204H210V203L208 202ZM231 204H232V203H231ZM233 204H234V203H233ZM241 204H242V203H241ZM263 204H264V203H263ZM6 205H7V203H6ZM20 205H19V206H20ZM29 205H28L27 207H29ZM78 205H79V203H78ZM80 205H81V204H80ZM114 205H115V204H114ZM116 205H121V204H117V203H116ZM127 205H128V204H127ZM135 205H138V204H135ZM135 205H134V206H135ZM139 205H140V204H139ZM194 205H195V204H194ZM15 206H16V205H15ZM21 206L19 207L20 209H21ZM30 206H31V205H30ZM33 206H34V211H35V206H36V205H33ZM43 206H44V205H43ZM66 206H67V205H66ZM76 206H77V205H76ZM121 206H122V205H121ZM121 206H120V207H121ZM125 206H126V205H125ZM125 206H123V207H125ZM130 206H131V205H130ZM179 206H180V205H179V203L177 202V203H173V204H168L167 207H168V209H173V208H178ZM192 206H193V205H192ZM215 206H216V205H215ZM215 206H214V207H215ZM231 206H232V205H231ZM233 206H235V205H233ZM17 207H18V206H17ZM36 207H37V206H36ZM56 207H57V206H56ZM96 207H97V206H96ZM98 207H99V206H98ZM102 207H103V206H102ZM126 207H127V206H126ZM128 207H129V206H128ZM158 207H159V205H158ZM181 207H183V206H181ZM181 207H180V208H181ZM193 207H194V206H193ZM199 207H200V206H199ZM218 207H219V206H218ZM255 207H256V206H255ZM0 208H1V209L4 208L3 210H5L6 207H5V205H4V207L1 206ZM25 208H26V207H25ZM37 208H38V207H37ZM40 208H41V207L39 206V209H40ZM42 208H43V207H42ZM42 208H41V212H42ZM54 208H55V207H54ZM58 208H59V207H58ZM64 208H65V207H64ZM66 208H67V207H66ZM78 208H79V207H78ZM86 208H87V207H86ZM104 208H105V207H103V209H104ZM110 208H111V206H110ZM112 208H113V207H112ZM118 208H119V207H118ZM118 208H117V209H118ZM129 208H130V207H129ZM134 208H136V206H135ZM134 208H133V209H134ZM137 208H138V207H137ZM152 208H153V207H152ZM154 208H155V206H154ZM154 208H153V209H154ZM159 208H160V207H159ZM245 208H246V210H248V209H247V206H246ZM245 208H244V209H245ZM15 209H16V208H15ZM29 209H30V208H29ZM29 209H28V210H29ZM105 209H106V208H105ZM121 209H122V208H121ZM123 209H124V208H123ZM125 209H126V208H125ZM141 209H142V208H141ZM160 209H161V208H160ZM162 209H163V208H162ZM181 209L183 210V208H181ZM185 209H187L186 206H185ZM185 209H184V210H185ZM191 209H192V208H191ZM199 209H200V208H199ZM205 209H206V208H205ZM207 209H208V208H207ZM231 209H232V208H231ZM3 210H2V211H3ZM7 210L10 211L11 213H13V212H12V209L10 210L9 207H8ZM13 210H14V208H13ZM17 210H18V212H20L19 209H16L15 212H17ZM23 210H24V209H23ZM60 210H61V209H60ZM90 210H91V209H90ZM130 210H131V208H130ZM130 210H128V212H129ZM134 210H135V209H134ZM136 210H137V209H136ZM139 210H140V209H139ZM139 210H138V211H139ZM146 210H147V209H146ZM154 210H156V209H154ZM175 210H176V209H175ZM178 210H179V208H178ZM178 210H177V212H178ZM192 210H193V209H192ZM195 210H197V208H196ZM220 210H221V209H220ZM252 210H253V209H252ZM260 210H261V209H260ZM0 211H1V210H0ZM5 211H6V210H5ZM25 211H26V210H25ZM55 211H56V209H55ZM61 211H62V210H61ZM61 211H60V212H61ZM63 211H64V210H63ZM65 211H66V210H65ZM101 211H102V210H101ZM110 211H111V210H110ZM117 211H118V210H117ZM122 211H123V210H122ZM124 211H125V210H124ZM132 211H133V210H132ZM152 211H153V210H152ZM237 211H238V210H237ZM6 212H7V211H6ZM29 212H30V211H29ZM36 212H37V210H36ZM36 212H35V214H36ZM56 212H57V211H56ZM60 212H59V213H60ZM79 212H80V211H79ZM107 212H109V211H107ZM107 212H106V213H107ZM111 212H112V215H114V214H113V210H112ZM126 212H127V210H126ZM135 212H136V211H135ZM140 212L143 213V211H141V210H140ZM146 212H147V213H146ZM146 212H145V214H146L145 216L148 217V216H149V215H147V214H148V210H147ZM172 212H173V211H171V213H172ZM175 212H176V211H175ZM192 212H193V211H192ZM206 212H207V211H206ZM208 212H209V209H208ZM208 212H207V213H208ZM240 212H241V211H240ZM240 212H239V213H240ZM253 212H254V211H253ZM253 212H252V213H253ZM256 212H257V211H256ZM258 212H259V211H258ZM7 213H8V212H7ZM20 213H21V212H20ZM23 213H24V211H23ZM25 213H26V212H25ZM31 213H33L32 209H31ZM43 213H44V212H43ZM67 213H68V212H67ZM87 213H88V211H87ZM90 213H91V212H90ZM114 213H115V212H114ZM122 213H124V212H122ZM122 213H121V214H122ZM130 213H131V212H130ZM149 213H150V211H149ZM152 213H153V212H152ZM154 213H155V212H154ZM161 213H162V212H161ZM161 213H160V214H161ZM181 213H183V212H181ZM0 214H1V213H0ZM4 214H5V213H4ZM9 214H10V213H9ZM14 214L16 215V213H14ZM28 214H29V213H27L26 216H29ZM33 214H34V213H33ZM47 214H48V213H47ZM50 214H51V213H50ZM50 214H49V215H50ZM62 214H63V212H62ZM78 214H79V213H78ZM100 214H101V212H100ZM102 214H103V212H102ZM178 214H179V213H178ZM210 214H211V212H210ZM210 214H209V215H210ZM220 214H221V213H220ZM249 214H250V212H249ZM15 215H14V216H15ZM21 215H23V214H21ZM36 215H37V214H36ZM36 215H35V216H36ZM43 215H44V214H43ZM43 215H41V216H43ZM56 215H57V214H56ZM63 215H64V214H63ZM63 215H62V216H63ZM65 215H66V214H65ZM92 215H93V214H92ZM104 215H105V213H104ZM107 215H108V213H107ZM112 215L110 214V216H112ZM118 215H119V214H117V217H118ZM122 215H124V214H122ZM122 215H120V217H121ZM133 215H134V214H133ZM133 215H132V217H134ZM137 215H138V214H137ZM141 215L143 216V214H141ZM152 215H153V214H152ZM171 215H173V214H171ZM176 215H177V214H176ZM179 215H180V214H179ZM194 215H195V214H194ZM239 215H240V214H239ZM259 215H260V214H259ZM3 216H4V215H3ZM5 216H6V214H5ZM5 216H4V217H5ZM9 216H10V215H9ZM17 216H18V213H17ZM23 216H24V215H23ZM35 216L33 217L34 219H35ZM38 216H39V215H38ZM45 216H46V215H45ZM51 216H52V215H51ZM51 216H50V217H51ZM54 216H55V212H54ZM62 216H61V217H62ZM77 216H78V215H77ZM81 216H82V215H81ZM93 216H94V215H93ZM110 216H109V217H110ZM114 216H115V215H114ZM139 216H140V214H139ZM139 216H138V217H139ZM145 216H143V217H145ZM150 216H151V215H150ZM156 216L158 217V215H156V213H155V217H156ZM163 216H164V215H163ZM195 216H196V215H195ZM210 216H211V215H210ZM224 216H225V215H224ZM262 216H263V215H262ZM0 217H1V215H0ZM19 217H20V214H19ZM36 217H37V216H36ZM87 217H88V216H87ZM107 217H108V216H107ZM112 217H113V216H112ZM122 217H123V216H122ZM171 217H172V216H171ZM171 217H169V218H171ZM174 217H176V216H174ZM177 217H178V216H177ZM197 217H198V216H197ZM213 217H214V216H213ZM215 217H217V216H215ZM218 217H219V215H218ZM238 217H239V216H238ZM254 217H255V216H254ZM10 218H11V216H10ZM17 218H18V217H17ZM20 218H21V217H20ZM20 218H19V219H20ZM22 218H23V217H22ZM28 218H29V217H28ZM30 218H31V217H30ZM30 218H29V219H30ZM39 218H40V216H39ZM63 218H64V217H63ZM75 218H76V217H75ZM94 218H95V217H94ZM105 218H106V217H105ZM113 218H114V217H113ZM113 218H112V219H113ZM115 218H116V216H115ZM115 218H114V220H115ZM123 218H124V217H123ZM135 218H137V217H136V214H135ZM158 218H160V216H159ZM158 218H157V219H158ZM191 218H192V217H191ZM209 218H211V217H208V219H209ZM248 218H249V217H248ZM252 218H253V216L251 217V219H250V218H249V219L252 220ZM262 218H263V217H262ZM7 219H9L8 216H7ZM12 219H13V218H12ZM12 219H11V221L13 222ZM23 219L25 220V218H23ZM23 219H22V222H23ZM26 219H27V217H26ZM42 219H43V218H42ZM45 219H46V218H45ZM61 219H62V218H61ZM77 219H78V218H77ZM80 219H82V218H80ZM101 219H102V220H101ZM101 219H100V220L103 221V218H101ZM110 219H111V217H110ZM119 219H121V218H119ZM129 219H130V218H129ZM129 219H128V220H129ZM139 219H140V218H139ZM176 219H177V218H176ZM182 219H183V218H182ZM187 219H188V218H186V220H187ZM189 219H190V218H189ZM222 219H223V217H222ZM15 220H16V218H15ZM50 220H51V218H50ZM52 220H53V219H52ZM83 220H84V219H82L81 222H82ZM88 220H89V219H88ZM108 220H109V219H108ZM114 220H113V221H114ZM126 220H127V218H126ZM128 220H127L126 222H129V221H130V220H129V221H128ZM137 220H138V219H137ZM137 220H136V222H137ZM149 220H150V219H149ZM159 220H160V219H159ZM159 220H157V223H158ZM161 220H162V219H161ZM174 220H175V219H174ZM174 220H172V221H174ZM195 220H196V218H195ZM210 220H211V219H210ZM213 220H214V218H213ZM229 220H230V219H229ZM237 220L239 221V218H237ZM253 220H254V219H253ZM259 220H260V221H259V223H260V222H261V218H260ZM262 220H264V218H263ZM11 221H10V223H11ZM18 221H20V220H18ZM30 221H31V220H30ZM30 221H28V222L30 223ZM33 221H34V220H33ZM46 221H47V220H46ZM62 221H64V220H62ZM113 221H111V222L113 223ZM120 221H121V220H120ZM131 221H132V220H131ZM143 221H144V219H143ZM143 221H142L141 224H143ZM155 221H156V218H155ZM176 221H178V219H177ZM176 221H175V223H176ZM189 221H191V219H190ZM192 221H193V220H192ZM222 221H223V220H222ZM241 221H243V220H241ZM247 221H249V220H247ZM255 221H256V220H255ZM15 222H16V221H15ZM28 222H27V220H26V223H28ZM41 222H42V221H41ZM41 222H40V223H41ZM58 222H59V220H58ZM60 222H61V221H60ZM75 222H78V221H75ZM79 222H80V221H79ZM87 222H88V221H87ZM103 222H104V221H103ZM116 222H118V220H116ZM136 222H134V223H136ZM139 222H140V221H139ZM179 222H180V220H179ZM182 222H183V221H182ZM185 222H186V221H185ZM207 222H209V220H208ZM20 223H21V222H20ZM26 223H25V224H26ZM29 223H28V224H29ZM34 223H35V222H34ZM52 223H53V222H52ZM97 223L100 224L101 222L99 221V222H97ZM106 223H107V222H106ZM106 223H105V225H106ZM109 223H110V222L108 221V225L110 226ZM112 223H111V224H112ZM123 223H124V222H123ZM129 223H130V222H129ZM147 223H148V221H147ZM151 223H152V221H151ZM151 223H150V224H151ZM175 223H174V224H175ZM219 223H220V222H219ZM229 223H231V222H229ZM255 223H256V222H255ZM5 224L7 225V223H5ZM13 224H14V222H13ZM16 224L18 225V222H17ZM31 224H32V223H31ZM31 224H30V226L32 227L33 225H31ZM64 224H65V223H64ZM69 224H70V223H69ZM77 224H78V223H77ZM130 224H131V223H130ZM139 224H140V223H139ZM168 224H169V222H168ZM168 224H167V225H168ZM185 224H186V223H185ZM185 224H184V225H185ZM187 224H188V222H187ZM187 224H186V225H187ZM208 224H210V223H208ZM222 224H223V223H222ZM238 224H239V223H238ZM260 224H261V223H260ZM3 225H4V224H3ZM6 225H5V226H6ZM21 225H22V224H21ZM26 225H27V224H26ZM82 225H83V224H82ZM89 225H90V224H89ZM91 225H92V224H91ZM105 225H104V226H105ZM117 225H118V224H116V227H117ZM132 225H133V224H132ZM136 225H137V227L140 226V225H138V224H136ZM162 225H163V224H162ZM186 225H185L184 227H186ZM201 225H203V224H201ZM1 226H2V225H1ZM18 226H19V225H18ZM28 226H29V225H28ZM30 226H29V227H30ZM34 226H35V224H34ZM62 226H63V225H62ZM70 226H71V225H70ZM92 226H93V225H92ZM124 226H125V225H124ZM128 226H129V225H128ZM133 226H134V225H133ZM133 226H132V228H134ZM169 226H171V225H169ZM172 226H173V225H172ZM234 226H235V225H234ZM3 227H4V226H2V228H3ZM13 227H14V226H13ZM25 227L27 228V226H25ZM31 227H30V228H31ZM37 227H38V226H37ZM37 227H36V228H37ZM68 227H69V226H68ZM74 227H75V226H74ZM83 227H84V226H83ZM99 227H100V226H99ZM120 227H121V226H120ZM120 227H119V229H120ZM126 227H127V226H126ZM137 227H135V228H137ZM152 227H153V224H152ZM158 227H160V226H158ZM158 227H157V228H158ZM181 227H182V226H181ZM187 227H188V226H187ZM187 227H186V228H187ZM201 227H202V226H201ZM201 227H200V225H199V226H197L196 224L193 225V228H194L195 230H198L199 228H200L199 230H201ZM6 228H7V226H6ZM15 228H16V226H15ZM21 228H23V227H21ZM36 228H34V229H36ZM61 228H62V227H61ZM61 228H60V229H61ZM63 228H64V227H63ZM69 228H70V227H69ZM87 228L89 229V226H88ZM100 228H101V227H100ZM100 228H98V229H100ZM106 228H107V227H106ZM106 228H105V229H106ZM110 228H111V226H110ZM164 228H165V230H167L166 227H164ZM169 228H171V227H169ZM182 228H183V227H182ZM188 228H189V227H188ZM190 228H192V227L190 226ZM209 228H210V227H209ZM211 228H212V226H211ZM219 228H220V227H219ZM225 228L227 229V226L224 227V230H225ZM251 228H252V227H251ZM8 229H9V228H8ZM13 229H14V228H13ZM13 229H12V227H11V230H10V231H14ZM27 229H29V228H27ZM34 229H32V230H34ZM42 229H43V228H42ZM64 229H66V228H64ZM96 229H97V227H96ZM127 229H129V228L127 227ZM138 229H139V227H138ZM176 229H177V228H176ZM204 229H205V228H204ZM235 229H236V228H235ZM260 229H261V231H262V228H261V227H260ZM17 230H18V229H17ZM22 230H24V229H22ZM25 230H26V229H25ZM32 230H31V231H32ZM37 230H38V228H37ZM71 230H72V229H71ZM94 230H95V229H94ZM94 230H93V231H94ZM100 230H101V229H100ZM100 230H98V231H100ZM110 230H111V229H110ZM114 230H115V228H114ZM116 230H117V229H116ZM124 230H125V229L123 228V229L121 230V232L124 231ZM129 230H130V229H129ZM199 230H198L197 232H199ZM212 230H213V228H212ZM256 230H258V229H256ZM4 231H5V230H4ZM4 231H3V229H2L3 234H4ZM6 231H8V230H6ZM38 231H39V230H38ZM65 231H66V230H65ZM67 231H69V230H67ZM73 231H75V230H73ZM81 231H82V230H81ZM86 231H87V230H86ZM106 231H107V230H106ZM125 231H126V230H125ZM130 231H131V230H130ZM138 231H139V233H138V237H139V235H141L142 237H148L150 234L153 233V229H152L150 226H148V225L141 226V228H140ZM183 231H184V230H183ZM183 231H180V233L183 232ZM215 231H216V230H215ZM234 231L236 232V230H234ZM261 231H260V232H261ZM0 232H1V231H0ZM22 232H23V231H22ZM26 232H27V231H25V234H26ZM33 232H34V231H32V233H33ZM35 232H36V231H35ZM44 232H45V230H44ZM57 232H58V230H57ZM100 232H101V231H100ZM102 232H103V231H102ZM111 232L113 233L112 230L110 231V233H111ZM127 232H128V231H127ZM127 232H126V233H127ZM133 232H134V231H133ZM160 232H161V231H160ZM202 232H204V230H203ZM202 232H201V233H202ZM235 232H232V233H235ZM247 232H248V230H247ZM260 232H259V234H260ZM14 233H15V231H14ZM36 233H37V232H36ZM36 233H35V234H36ZM38 233H39V232H38ZM40 233H41V232H40ZM60 233H62V231H61ZM70 233H71V231H70ZM73 233H74V232H73ZM73 233H72V234H73ZM75 233H76V231H75ZM85 233H86V232H85ZM87 233H88V232H87ZM91 233H92V230L90 231V234H91ZM93 233H94V232H93ZM95 233H97V232H95ZM105 233H106V232L104 231L103 234H105ZM115 233L117 234L116 231H115ZM122 233H123V232H122ZM177 233H178V232H177ZM191 233H192V232H191ZM201 233H200V234H201ZM226 233H227V232H225V234H226ZM245 233H246V232H244V235H245ZM3 234H0V236L2 237ZM6 234H7V233H6ZM55 234H58V233H55ZM63 234H65V233H63ZM63 234H62V235H63ZM67 234H68V233H66V235H67ZM76 234H77V233H76ZM90 234H89V236H90ZM106 234H107V233H106ZM106 234H105V236H106ZM116 234H114V235L116 236ZM128 234H130V233H128ZM155 234H156V233H155ZM192 234H193V233H192ZM195 234H196V233H195ZM195 234H194V235H195ZM198 234H199V233H198ZM198 234H197V235H198ZM214 234H215V233H214ZM220 234H221V233H220ZM220 234H218V235H220ZM223 234H224V233H223ZM247 234H248V233H247ZM9 235H10V234H9ZM59 235H61V234H59ZM73 235H75V234H73ZM78 235H79V234H78ZM80 235L82 236L83 234H80ZM80 235H79L78 237H77L76 235H75V236H76L79 240H81L82 237H81V239H80V238H79ZM86 235L88 236V234H86ZM117 235H118V234H117ZM122 235H123V234H122ZM161 235H162V234H161ZM163 235H164V234H163ZM175 235H176V237H177V234L166 232L164 236H170V237L173 236V237H175ZM178 235H179V233H178ZM188 235H189V234H188ZM218 235H217V236H218ZM253 235H254V234H253ZM5 236H6V235H5ZM10 236H12V235H10ZM27 236H28V235H27ZM57 236H58V235H57ZM57 236H56V237H57ZM64 236H65V235H64ZM64 236H63V237H64ZM69 236L71 237L72 235H69ZM75 236H74L73 238H75V239L77 240V238H76ZM87 236H86V237H87ZM89 236H88V237H89ZM97 236H98V234H97ZM103 236H104V235H103ZM110 236H111V235L109 234V237H110ZM118 236H119V235H118ZM118 236H117V237H118ZM130 236H133V235L130 234ZM130 236H129V237H130ZM135 236H137V235H135ZM141 236H140V238H141ZM152 236H153V235H152ZM157 236H158V235H157ZM159 236H160V235H159ZM181 236H183V235H181ZM224 236H225V235H224ZM228 236H229V234H228ZM228 236H227V237H228ZM232 236H233V235H232ZM236 236H237V235H236ZM245 236H246V235H245ZM245 236H244V237H245ZM254 236H255V235H254ZM1 237H0V238H1ZM14 237H15V236H14ZM47 237H48V236H47ZM66 237H67V236H65V238H66ZM95 237H96V236H95ZM107 237H108V236H107ZM109 237H108V238H109ZM111 237H112V236H111ZM122 237H123V236H122ZM126 237H127V234H126ZM126 237H124V238H126ZM138 237H137V238H138ZM149 237H150V236H149ZM160 237H161V236H160ZM160 237H159V238H160ZM170 237H169V240H170ZM209 237H210V236H209ZM222 237H223V236H222ZM240 237H241V236H240ZM242 237H243V236H242ZM251 237H252V236H251ZM258 237H259V236H258ZM3 238L5 239V238H7V237H4V235H3ZM16 238H17V236H16ZM22 238H23V237H22ZM29 238H30V237H29ZM43 238H44V237H43ZM96 238H97V237H96ZM96 238H95V239H96ZM101 238H102V237H101ZM101 238H100V239H101ZM127 238H128V237H127ZM135 238H136V237H134L133 239H135ZM162 238H163V236H162ZM162 238H161V239H162ZM165 238H167V237H165ZM189 238H190V237H189ZM191 238H193V236H192ZM194 238H195V237H194ZM194 238H193V239H194ZM207 238H208V236H207ZM224 238H225V237H224ZM247 238H248V236H247ZM255 238H256V237H255ZM260 238H261V237H260ZM7 239H8V238H7ZM11 239H13V237H12ZM17 239H18V238H17ZM38 239H40V238L38 237ZM53 239H54V238H53ZM59 239H60V237H59ZM61 239H62V238H61ZM87 239H89V240H90V239H93V240L95 241V239H94L92 236H91L90 238H87ZM103 239H105V238H103ZM103 239H102V240H103ZM120 239H121V237H120ZM122 239H123V238H122ZM129 239H131V238H129ZM156 239H157V238H156ZM177 239H178V238H177ZM183 239H184V238H183ZM196 239H197V238H196ZM211 239H212V238H211ZM213 239H214V238H213ZM239 239H240V238H239ZM242 239H243V238H242ZM244 239H245V238H244ZM244 239H243V242H244ZM250 239H251V238H250ZM9 240H10V238H9ZM19 240H20V238H19ZM26 240H27V239H26ZM56 240H57V239H56ZM63 240H64V239H63ZM63 240H60V243H62ZM67 240H68V238H67ZM71 240H72V238L70 239V241H71ZM82 240L84 241V238H83ZM85 240H86V239H85ZM108 240H109V239H108ZM108 240H107V241H108ZM110 240H111V239H110ZM110 240H109V241H110ZM113 240H114V236H113ZM131 240H132V239H131ZM138 240H139V238H138ZM141 240H142V239H141ZM144 240H146V239L144 238ZM157 240H158V239H157ZM157 240H155V241H157ZM163 240H164V239H163ZM201 240H202V239H201ZM201 240H200V242L203 241V240H202V241H201ZM246 240H247V239H246ZM251 240H252V239H251ZM14 241H15V239H13V242H14ZM17 241H18V240H17ZM17 241H16V242H17ZM21 241H22V240H20V242H21ZM70 241H69V242H70ZM72 241H73V240H72ZM77 241H78V240H77ZM96 241H97V240H96ZM98 241H99V239H98ZM107 241H106V243H107ZM114 241L116 242L117 240H114ZM125 241H126V240H125ZM136 241H137V239H136ZM150 241H152V240H150ZM175 241H176V240H175ZM179 241H181V240H179ZM179 241H178L177 244H179ZM183 241H184V240H183ZM195 241H196V240H195ZM214 241H215V240H214ZM216 241H217V239H216ZM229 241H230V240H229ZM248 241H249V240H248ZM1 242H2V241H1ZM1 242H0V243H1ZM16 242H14V244H17V243H18V242H17V243H16ZM35 242H36V240H35ZM43 242H44V241L42 240L41 243L43 244ZM52 242H53V241H52ZM64 242H65L64 246H67V248H68V246H69V247L72 246V243H71V242H70V243H71L70 245H69V244L67 245V243H66L67 241H64ZM74 242H75V241H74ZM88 242H89V241H88ZM88 242H87V243H88ZM118 242H119V241H118ZM118 242H116V243L119 244ZM120 242H121V241H120ZM129 242H130V241H129ZM129 242H128L127 244H129ZM138 242H139V241H138ZM148 242H149V240H148ZM160 242H161V241H160ZM176 242H177V241H176ZM181 242H182V241H181ZM181 242H180V244H181ZM191 242H192V240H191ZM193 242H194V241H193ZM193 242H192V243H193ZM197 242H199V241H197ZM210 242H211V241H210ZM219 242H220V241H219ZM224 242H225V241H224ZM232 242H233V241H232ZM261 242H264V236L262 237ZM10 243H12V240H11ZM25 243H26V241H25ZM25 243H24V244H25ZM27 243H28V242H27ZM60 243H58V241H57V244H58V245H59ZM85 243H86V241H85ZM85 243H84V244H85ZM96 243H98V245L100 244V242H96ZM101 243L103 244V242H101ZM110 243H112V244L114 245V243H113L112 241H111ZM124 243H125V242H124ZM124 243H123V244H124ZM132 243H133V242H132ZM152 243H153V242H152ZM152 243H151V244H152ZM155 243H156V242H155ZM155 243H153V244H155ZM165 243H166V241H165ZM170 243H171V242H170ZM173 243L175 244V242H173ZM185 243H186V242H185ZM192 243H191V244H192ZM225 243H226V242H225ZM233 243H234V242H233ZM246 243H248V242H245L244 245H250V244H251V243H250V244H246ZM252 243H256V244H257V243H258V240H257V242H253V240H252ZM7 244H8V243H7ZM7 244H6V245H7ZM12 244H13V243H12ZM14 244H13L12 246H10V247H13ZM24 244L22 243V246H24ZM28 244H30V243H28ZM44 244H45V243H44ZM48 244H49V243H48ZM54 244L56 245V243H54ZM81 244H82V241H81ZM84 244H83V245H84ZM112 244H110V245L112 246ZM117 244H116V245H117ZM133 244H135V242H134ZM151 244H150V246H151ZM153 244H152V245H153ZM163 244H164V242H163ZM168 244H169V243H168ZM171 244H172V243H171ZM171 244H170V245H171ZM177 244H176V245H177ZM189 244H190V243H189ZM189 244H188V245H189ZM195 244H197V243H195ZM198 244H199L198 246H199V248H200V244H202V243H198ZM208 244H209V243H208ZM217 244H218V242H217ZM226 244H227V243H226ZM17 245H18V244H17ZM25 245H26V244H25ZM33 245H34V244H33ZM50 245H51V244H50ZM61 245H62V244H61ZM73 245H75V244H73ZM96 245H97V244H96ZM103 245H104V244H103ZM110 245H109V243H108V246H110ZM119 245H122V244H119ZM119 245H117L116 247H118ZM130 245H131V244H130ZM161 245H162V244H161ZM182 245H183V243H182ZM205 245H206V244H205ZM211 245H212V244H211ZM223 245H224V244H223ZM240 245L243 246V244H240ZM253 245H254V244H253ZM2 246H3V245L0 246V257L2 256V254L5 253V249H4L5 245H4V247H2ZM15 246H16V245H15ZM15 246H14V247H15ZM19 246H21V245L19 244ZM59 246H60V245H59ZM76 246H78V245H76ZM79 246L83 247L82 245H79ZM87 246H88V245H87ZM91 246H93V245H91ZM91 246H90V247H91ZM106 246H107V245H106ZM106 246H105V249H106ZM108 246H107V248H110V247H108ZM114 246H115V245H114ZM122 246H123V245H122ZM157 246H159V245H157ZM191 246H192V248H193L194 244L191 245ZM212 246H213V245H212ZM212 246H211V247H212ZM233 246H236V248H237L238 245H237V244H236V245L234 244ZM233 246H232V247H233ZM251 246H252V244H251ZM260 246H264V244H262V245H260ZM8 247H9V246H8ZM8 247H7V248H8ZM10 247L8 248V250L10 249ZM26 247H27V246H26ZM43 247H44V246H43ZM54 247H55V246H54ZM57 247H58V246H57ZM74 247H75V246H74ZM74 247H73V248H74ZM95 247H96V246H95ZM102 247H103V246H102ZM126 247H129V246L127 245ZM135 247H136V248H135ZM146 247H147V244H146V243H143V242H142V243H136V244L133 246L134 249L139 248L140 250H141V249H144V248H146ZM151 247H153V246H151ZM151 247H150V248H151ZM154 247H155V246H154ZM174 247H175V246H173V248H174ZM179 247H180V246H179ZM207 247H208V246H207ZM225 247H226V246H225ZM5 248H6V247H5ZM18 248H19V247H18ZM20 248H21V247H20ZM24 248H25V247H24ZM34 248H36L35 245H34ZM47 248H48V247H47ZM60 248H61V246H60ZM63 248H64V247H63ZM63 248H62V249H63ZM75 248H76V247H75ZM83 248H85V250L87 251V248H86V247H83ZM96 248H98V247H96ZM113 248H115V247H113ZM118 248H119V247H118ZM124 248H125V245H124ZM156 248H157V247H156ZM163 248H164V246H163ZM166 248H167V246H166ZM169 248H171V247H169ZM173 248H171V249H173ZM177 248H178V247H177ZM177 248H176V249H177ZM184 248H185V247H184ZM187 248H188V247H187ZM190 248H191V247H190ZM190 248H188V249H190ZM197 248H198V247H197ZM201 248H203V247L201 246ZM201 248H200V250H201ZM204 248H205V247H204ZM216 248H217V247H216ZM218 248H219V247H218ZM233 248L235 249V247H233ZM241 248H242V247H241ZM254 248H255V246H254ZM261 248H262V247H261ZM261 248H260V249H261ZM48 249H50V247H49ZM54 249H55V248H54ZM54 249H53V247H52V250H53L52 252H54V253H53L51 256H48L47 259H46L47 262H48L49 264H57V263H59V262L63 259V257H65V255H66V254H65L66 251H67V254H68V252H69V248H68L67 250H62V251H61V249H60V251H57V250H56L57 252H55ZM57 249H58V248H57ZM65 249H66V248H65ZM92 249H94V248H92ZM100 249H101V248H100ZM115 249H116V248H115ZM119 249H120V248H119ZM127 249H128V248H127ZM151 249H152V248H151ZM176 249H174V250H176ZM221 249H223V248H221ZM228 249H229V248H228ZM242 249H243V248H242ZM249 249H250V248H249ZM249 249H248V250H249ZM13 250H14V248H13ZM19 250H21V249H18V251H19ZM23 250H24V249H23ZM42 250H43V248H42ZM74 250H75V249H74ZM79 250H80V249H79ZM81 250L83 251V249H81ZM88 250H89V249H88ZM95 250H96V249H95ZM98 250H99V249H98ZM129 250H130V249H129ZM146 250H147V248H146ZM154 250H155V249H154ZM156 250H157V256H158V252L161 253V252L159 251L160 248H159V249L157 248ZM167 250H169V249L167 248ZM180 250H181V249H180ZM185 250H186V248H185ZM213 250H214V249H213ZM224 250H225V249H224ZM9 251H10V250H9ZM15 251H16V248H15ZM18 251H16V252H18ZM24 251H25V250H24ZM24 251H23V252H24ZM31 251H32V250H31ZM72 251H73V250H72ZM77 251H78V248H77ZM93 251H94V250H93ZM108 251H109V250H108ZM108 251H107V252H108ZM121 251H123V250H121ZM178 251H179V250H178ZM181 251H182V250H181ZM187 251H188V250H186V252H187ZM194 251H196V250H194ZM203 251H204V249H203ZM205 251H206V250H205ZM215 251H216V250H215ZM217 251H218V249H217ZM232 251H233V250H231V252H232ZM251 251H253V250H251ZM26 252H28V249H27ZM52 252H51V253H52ZM87 252H89V251H87ZM90 252H91V251H90ZM90 252H89V253H90ZM97 252H98V251H97ZM109 252H110V251H109ZM111 252H112V251H111ZM116 252H117V249H116ZM118 252H119V251H118ZM118 252H117V253H118ZM147 252H148V251H147ZM150 252H151V251H150ZM162 252H163V251H162ZM189 252H190V251H189ZM226 252H227V251H226ZM13 253H14V252H13ZM21 253H22V252H21ZM24 253H25V252H24ZM32 253H33V252H32ZM76 253H77V252H76ZM117 253H116V254H117ZM133 253H134V251H133ZM138 253H139V251H138ZM148 253H149V252H148ZM152 253H153V252H152ZM155 253H156V252H155ZM165 253H166V252H165ZM173 253H174V252H173ZM175 253L177 254V252H175ZM181 253H183V251H182ZM181 253H180V254H181ZM198 253H200L199 250H198ZM198 253H197V255H199ZM209 253H211V252H209ZM209 253H208V254H209ZM218 253H219V251H218ZM261 253H263V252H261ZM7 254H9V253H7ZM18 254H19V252H18ZM37 254H39V253H37ZM42 254H43V252H42ZM48 254H49V253H48ZM83 254H85V252H84ZM86 254H87V253H86ZM86 254L84 255V260H85V256H87ZM92 254H94V252H93ZM95 254H96V253H95ZM111 254H112V253H111ZM120 254H121V253H120ZM143 254H144V253H143ZM145 254H146V253H145ZM167 254H168V253H167ZM200 254H202V253H200ZM205 254H206V253H205ZM208 254H206V256H207ZM212 254H213V253H212ZM215 254H216V252H215ZM240 254H241L242 256H245L246 259L250 256V253H249V252H248V253H247V251L245 252V247H244L243 252L241 251ZM258 254H259V253H258ZM9 255H10V254H9ZM9 255H7V257H8ZM72 255H74V254H72ZM99 255H100V254H99ZM155 255H156V254H155ZM165 255H166V254H165ZM168 255H169V254H168ZM168 255H167V257H168ZM170 255H171V253H170ZM177 255H178V254H177ZM182 255H184V254H182ZM203 255H204V254H203ZM203 255H201V257H202ZM233 255H234V254H233ZM12 256H14V254H11V257H12ZM17 256H18V255H17ZM44 256H45V255H44ZM44 256H43V257H44ZM46 256H47V254H46ZM80 256H81V255H80ZM95 256H96V255H95ZM100 256H101V255H100ZM126 256H127V255H126ZM126 256H125V257H126ZM186 256H187V255H186ZM204 256H205V255H204ZM208 256H210V254H209ZM208 256H207V259H208ZM214 256H216V255H214ZM231 256H232V255H231ZM231 256H229V257H231ZM235 256H236V254H235ZM237 256H238V254H237ZM252 256H253V255H252ZM3 257H4V256H3ZM9 257H10V256H9ZM28 257H29V256H28ZM66 257H67V256H66ZM66 257H65V258H66ZM73 257H74V256H73ZM77 257H79V256H77ZM77 257H76V258H77ZM93 257H94V255H93ZM93 257H92V260H93ZM101 257H102V256H101ZM103 257H104V256H103ZM109 257H110V256H109ZM125 257H124V258H125ZM130 257H132V256H130ZM135 257H136V256H134V258H135ZM139 257H140V256H139ZM152 257H155V256H152ZM173 257L175 258V256H173ZM183 257H184V256H183ZM183 257H181V258H183ZM218 257H219V256H218ZM218 257H217V258H218ZM263 257H264V255H263ZM4 258H5V257H4ZM4 258H3V259H4ZM13 258H14V257H13ZM13 258H12V259H13ZM19 258H20V257H19ZM36 258H37V257H36ZM71 258H72V257H71ZM86 258H87V257H86ZM105 258H106V256H105ZM124 258H123V259H124ZM126 258H128V257H126ZM134 258H133V259H134ZM140 258H143V257H140ZM158 258H159V257H158ZM189 258H190V257H189ZM198 258H200V257H198ZM202 258H203V257H202ZM202 258H200V260H201ZM217 258H216V259H217ZM219 258H220V257H219ZM219 258H218V259H219ZM241 258H242V257L240 256V259H241ZM252 258H253V257H252ZM5 259H6V258H5ZM16 259H17V257H16ZM16 259H15V261H16ZM20 259H21V258H20ZM66 259H68V258H66ZM66 259H65V260H66ZM78 259H79V258H78ZM80 259H82V258H80ZM80 259H79V260H80ZM96 259H97V258H96ZM96 259L94 258L95 261H96ZM98 259H100V258H98ZM101 259H102V258H101ZM107 259H108V258H107ZM107 259H106V260H107ZM110 259H112V258H110ZM128 259H130V258H128ZM135 259H137V258H135ZM145 259H147V258H145ZM145 259H144V261H145ZM150 259L153 260V258H150ZM150 259H149V261H150ZM167 259H168V258H167ZM187 259H188V258H187ZM196 259H197V258H196ZM205 259H206V258H205ZM216 259H215V260H216ZM218 259H217V260H218ZM235 259H236V258H235ZM235 259H234V260H235ZM7 260H8V258H7ZM9 260H10V259H9ZM44 260H45V258H44ZM65 260H64V261H65ZM74 260H76V259L74 258ZM89 260L91 261L90 256H89ZM89 260H88V261H89ZM104 260H105V259H104ZM106 260H105V261H106ZM140 260H141V259H140ZM147 260H148V259H147ZM147 260H146V261H147ZM169 260H170V259H169ZM200 260H199V261H200ZM223 260H224V259H223ZM228 260H229V259H228ZM234 260H233V261H234ZM241 260L243 261V259H241ZM261 260H262V261H261ZM261 260H260V262L257 261V259L254 260V264H264V259L262 258ZM0 261H1V260H0ZM17 261H18V260H17ZM20 261H21V260H20ZM28 261H30V260L28 259ZM64 261H63V262H64ZM72 261H73V260H72ZM81 261L83 262V259L80 260V263L82 264ZM98 261H100V260H98ZM101 261H103V260H101ZM105 261H103V262H105ZM114 261H115V260H114ZM122 261H123V260H122ZM122 261H121V262H122ZM129 261H130V260H129ZM159 261H161V260H159ZM164 261H165V258H164ZM167 261H168V260H167ZM177 261H178V260H177ZM177 261H176V262H177ZM180 261H181V260H180ZM188 261H189V260H188ZM197 261H198V260H197ZM221 261H222V260H221ZM224 261H225V260H224ZM236 261H237V260H236ZM2 262H4V261H2ZM10 262H11V260H10ZM30 262H31V261H30ZM38 262H39V261H38ZM42 262H43V261H42ZM67 262H68V261H67ZM86 262H87V261H86ZM110 262L112 263L111 260H110ZM123 262H124V261H123ZM125 262H126V261H125ZM125 262H124V263H125ZM127 262H128V261H127ZM127 262H126V264H127ZM132 262H133L134 264H145V263H146V262L144 263V262H142V261H139V259H138V261H135V260L132 261V260H131V263H132ZM165 262H166V261H165ZM165 262H163V264H165ZM169 262H170V261H169ZM169 262H168V264H169ZM173 262H174V261H173ZM183 262H184V261H183ZM190 262H191V259H190ZM190 262H189V263H190ZM201 262H203V261L201 260ZM208 262H209V261H208ZM212 262H213V260H212ZM215 262H216V261H215ZM217 262H218V261H217ZM222 262H223V261H222ZM7 263H8V262H7ZM11 263H12V262H11ZM68 263H69V262H68ZM93 263H94V262H93ZM101 263H102V262H101ZM114 263H115V262H114ZM117 263H118V262H117ZM129 263H130V262H128V264H129ZM148 263H149V262H148ZM148 263H147V264H148ZM152 263H154V262H151V264H152ZM159 263H160V262H159ZM189 263H188V264H189ZM191 263H193V262H191ZM196 263H197V262H196ZM224 263H225V262H224ZM232 263H233V262H232ZM234 263H235V262H234ZM234 263H233V264H234ZM240 263H241V262H240ZM240 263H239V264H240ZM14 264H16V263H14ZM43 264H44V263H43ZM45 264H46V263H45ZM60 264H62V263L60 262ZM63 264H64V263H63ZM66 264H67V263H66ZM91 264H92V262H91ZM94 264H95V263H94ZM98 264H99V263H98ZM106 264H107V261H106ZM108 264H109V262H108ZM118 264H119V263H118ZM157 264H158V263H157ZM177 264H178V262H177ZM181 264H183V263H181ZM202 264H203V263H202ZM217 264H218V263H217ZM219 264H221V263L219 262ZM242 264H243V263H242Z\"/></svg>",
  "mask_w": 264,
  "mask_h": 264
}]
</instances>
